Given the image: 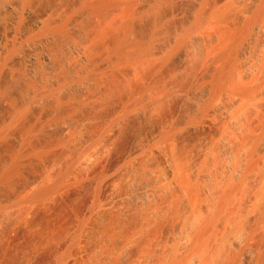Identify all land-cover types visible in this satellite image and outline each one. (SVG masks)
<instances>
[{
  "label": "rangeland",
  "instance_id": "obj_1",
  "mask_svg": "<svg viewBox=\"0 0 264 264\" xmlns=\"http://www.w3.org/2000/svg\"><path fill=\"white\" fill-rule=\"evenodd\" d=\"M50 1H52V0H50ZM53 1H55V0H53ZM52 1V2H53ZM62 2H60L59 0H56V2H54V5L56 6V9L57 8H59L60 10L59 11H57L56 9V11H57V13L59 14H57V13H55L56 15L54 16V14H52L46 21H45V24L40 28V29H38V30H35V32H31L32 34L30 35V34H28L29 36H27V38H25V36H22V37H20V35H16V37H14V38H11V39H9L8 41L9 42H6V44H5V48L7 49H5V51L6 52H4V54H3V57H1V59H0V63H2V66H1V64H0V69L1 68H3L2 69V71H0V87L2 88V86L1 85H4L5 83H8V85H9V87H13L14 89H11V91L9 90V93L7 94V92L6 91H4V90H2V92L0 91V96H1V98H0V100L1 99H3V102H1L0 101V115L3 117L4 115H7V114H9V109H11V105L13 104L14 106L16 105V106H18L19 104L18 103H20V100H21V103H20V107L21 106H23L24 108V111H23V109H21L20 107H18V109H20L21 111H22V113H23V118H25L28 114V116H29V119L30 120H36L38 117V119L39 120H36V122L35 123H33V121H30V120H23L22 119V121H25V123H33V124H36V125H38L36 128H34V131L36 130V129H38V127L39 128H41V130H43L44 132H45V134L46 133H51V132H46L47 130L48 131H54L55 133H51V134H55V136H56V130L58 129V127L56 126V122H57V125H58V121H61V123L63 124L64 123V120H63V116H62V113L63 112H65V117L66 118H70L72 121H76V122H81V123H83L81 126H82V128L80 127L78 130H80L79 132H78V130H77V132L76 131H72V132H74V133H67L66 135H64V136H61V135H59L60 137H64V138H61V139H58V138H60L58 135H57V137L55 138V136L53 137V135H49V134H47L46 136H47V138H41V139H39L41 142L40 143H42V139H45L46 140V142H47V144L45 143V140H43V142H44V146L45 147H47L48 146V142H49V144H50V146L49 147H47V148H49L50 150H48V152H50L49 153V155L50 156H54L55 158H53L52 159V157L49 159V161L47 160V162H46V160H42V162L40 161L36 166L38 167L39 165H40V167H41V163L43 164V162L45 161V163H44V165L42 166L43 168H42V172L40 171V170H38L37 169V167L36 168H33V166H31L32 167V171H33V173L35 174L36 172V176L34 175V174H32L31 172H30V165L28 166V167H26V169L28 170H25V177L27 178V175H30V173H31V175H34V178L35 177H38V175H40V176H42L43 177V179L42 178H40L41 179V183L39 184L40 185V187L42 188V186H51L52 187V185L50 184L51 183V181H47L48 179L50 180V178L52 177V183L54 182L53 181V178H55V179H57L56 181H59L61 178H59L58 179V177H55V176H59V177H61L62 175L63 176H65V174H69V172H71V179H70V175L66 178V179H64L63 180V178L61 179V181H62V184H59V183H53V186L55 185V186H57V185H60V187H59V189L57 190L56 188V190H54V192H51L49 195H47L48 197L46 198V199H44L43 201H42V205H40V208H37V207H39L38 206V204H37V207L35 208V209H37V213H39L38 215H39V217L35 214L36 212L35 211H33L34 213V215L36 216V217H38V218H43V220H44V224H47V222L50 224V226L51 225H53V226H56V228H58V229H64V231L66 230V233L63 231V236H64V238L62 237V239H61V241L64 239V241H68L69 242V244H68V246L64 249V251L62 252V254L60 253V257H62L61 258V263L60 264H66V262H68V260L70 261V260H73L74 262H75V264H90V263H92V262H94L93 264H113L114 262L115 263H117V264H137L138 263V261H139V263L138 264H148V260H147V258H149V256H148V254H146L145 253V251H143V244H141V243H149L151 246H153V248L154 247H156V246H154V245H158V234H159V231H164V232H166V233H164V234H168V228H169V226H171V224H176V220H175V223H174V220L172 219V217H171V215H168V214H170V207H169V205H175L174 203H176V204H179V202L177 201V199L176 200H174V199H172V198H174L173 197V195H171V193H172V191H170L171 189L169 188H167V186H165L166 184H164L163 183V185H162V187H160L161 186V183L159 182H157L156 181V179L158 178V176H159V172H158V170H157V168L156 167H154L153 165L151 166V165H149V163L151 164L152 163V161L151 160H153V158H151V154H150V152L151 151H153V150H157L160 154H161V156H163L164 157V159L166 160V161H168L167 163H168V166H169V164H170V168L172 169H174V173L176 174L177 172L176 171H178V175L176 174V177L178 176H180L181 177V175H179L180 173L182 174V173H184V174H182V175H185V174H191V173H193V165L195 164V162H194V160L196 159V160H198L199 161V163L197 162V173H199L200 171V173L199 174H203L204 172V174L203 175H205V178H206V176H208L209 177V175L210 174H215V173H217L216 171H218V173H219V171L221 172V170L222 169H224V167H226L227 168V166H228V168H227V170H233V169H231V168H235V170H236V168H238L237 170L239 171V150H238V153L235 151V150H237V148H238V144L240 143V141H239V139L241 138V137H243L244 135L243 134H246L247 132L246 131H248L249 129V127H252L251 128V130L252 129H255L256 131H257V124H258V122H259V120H261L262 119V117H260L259 118V116H257V115H261V116H263L264 115V108H263V104H264V102H263V104H262V102H261V100L262 101H264L262 98H260V101H257L259 98L258 97H255L256 95L254 94V98H257V100L255 99V100H253L254 98H252V100L253 101H251V102H253L252 104H250V103H247V101H245V103L247 104H245V103H242V100L240 101L238 98H236V97H238V96H235L236 94L235 93H233L232 91H230L229 89V87H225V85H223L225 88L223 89V88H219L217 91H216V89H215V86H216V79H217V77H218V75L220 74V72L223 70V66H224V62H223V53H225L226 51H225V49L226 50H228V52H230L231 50V48H226L227 46V44H230L229 42H227V39H225L226 37L224 36L225 34L223 33V32H225V31H230L231 29L230 28H232V30H234L236 27H238V23H239V21L241 22V25L243 26V24H245L246 22L245 21H247V20H249V19H251V16H250V13H249V15H248V13H245V11L247 10L246 9V7L245 6H250L249 4H246V3H248L249 1H247V0H245V1H247V2H245L244 0L241 2V0H222V3L220 4H218V1L219 0H137L136 2H135V0H127V1H125V0H123V2H122V0H96V2H93V1H95V0H91V1H89V0H61ZM73 3H71V2ZM78 3H76V2ZM98 1V2H97ZM102 1H107V3L106 2H103V4H106L105 5V8H101V7H99L98 8V6L100 5V4H102L101 2ZM119 1V2H118ZM130 1V2H129ZM132 1V2H131ZM144 1V2H143ZM154 1V2H153ZM188 3H187V2ZM238 2V4H237V2ZM239 1H240V3H239ZM259 1V0H258ZM262 1V0H261ZM89 2V3H88ZM108 2H110L109 4H108ZM116 2H117V4H116ZM122 4H121V3ZM139 2V3H138ZM169 2V3H168ZM190 2V3H189ZM214 2V3H213ZM263 2V1H262ZM62 3V4H61ZM83 3V4H82ZM87 3V4H86ZM92 3V4H91ZM111 3H113V4H111ZM129 3V4H128ZM139 5H138V4ZM143 3V4H142ZM150 3V4H149ZM154 3V4H153ZM161 5H159V4ZM184 3H186V4H184ZM206 3V4H205ZM209 3V4H208ZM216 3V4H215ZM242 3V4H241ZM250 3V2H249ZM68 5V6H65V5ZM90 4V5H89ZM95 4V5H94ZM98 4V5H97ZM119 4V5H118ZM124 4V5H123ZM188 4V5H187ZM193 4V5H192ZM215 4V5H214ZM246 4V5H245ZM251 4V6H252V3H250ZM258 4H259V2H258ZM79 5H81L80 7H79ZM85 5V6H84ZM93 5V6H92ZM96 5H97V7H96ZM123 5V6H122ZM125 5H126V8H125ZM129 5V6H128ZM137 7H136V6ZM154 5V6H153ZM168 5V6H167ZM171 5V6H170ZM214 5V6H213ZM58 6V7H57ZM90 6V7H89ZM108 6V7H107ZM110 6V7H109ZM114 6V7H113ZM122 6V7H121ZM140 6V7H139ZM149 6V7H148ZM163 6V7H162ZM187 8H186V7ZM211 6V7H210ZM67 7L68 8H70V9H68V11H67ZM78 7V8H77ZM85 7V8H84ZM112 7V8H111ZM117 7V8H116ZM119 7V8H118ZM152 7V8H151ZM154 7V8H153ZM166 7V8H165ZM170 7V8H169ZM173 7V8H172ZM181 9H180V8ZM183 7H185V10H184V8ZM192 7V8H191ZM222 7V8H221ZM233 7V8H232ZM238 7V8H237ZM66 8V9H65ZM74 8V9H73ZM76 8V9H75ZM90 8H91V10H90ZM94 8V9H93ZM96 8V9H95ZM110 8V9H109ZM138 8H140V9H138ZM145 8V9H144ZM168 8V9H167ZM244 8V9H243ZM250 8V7H249ZM65 9V10H64ZM79 9V10H78ZM88 10V12H87V10ZM98 9V10H97ZM100 9V10H99ZM103 11H102V10ZM106 9H109V10H106ZM129 9V10H128ZM131 9V10H130ZM134 9V10H133ZM158 9H160V10H158ZM162 9H163V11H162ZM167 9V10H166ZM207 9V10H206ZM229 9H231L230 10V12H229ZM234 9V10H233ZM23 11V9L21 8V9H19L18 10V18H17V23H16V25L14 26V28L15 29H17V28H19V29H21L22 27V25L24 24H26L27 22L26 21H28L25 17H23V15H22V11ZM64 10V11H63ZM69 10L71 11V13L69 12ZM82 10V11H81ZM94 10H96V12L94 11ZM120 10V11H119ZM124 10H125V14H124ZM156 10V11H155ZM169 10V11H168ZM171 10H173V11H171ZM183 10V11H182ZM191 10V11H190ZM238 10V11H237ZM243 10V11H242ZM67 11V12H66ZM76 12V13H74V12ZM102 13H101V12ZM108 11V12H107ZM129 11V12H128ZM147 11V12H146ZM163 13H162V12ZM186 11V12H185ZM207 12V15L205 14L206 12ZM55 12V11H54ZM82 12V13H81ZM135 12H138V13H135ZM145 12V13H144ZM178 12V13H177ZM180 12V13H179ZM185 13V15H184V13ZM222 12H226V14H228L227 16H229V19L227 20V22H226V24L224 23H222V24H220L221 22H218L217 20V13H222ZM243 12V13H242ZM63 13V14H62ZM66 13H67V15H66ZM69 13V14H68ZM95 13H97V14H95ZM100 13H101V15H100ZM105 13V14H104ZM109 13V14H108ZM128 13V14H127ZM129 13H130V15H129ZM140 13H141V15H140ZM147 13V14H146ZM169 13V14H168ZM176 13V14H175ZM186 13H187V15H186ZM211 13V14H210ZM216 13V14H215ZM241 13V14H240ZM245 13V14H244ZM83 14H85V16L83 15ZM88 14H89V16H88ZM103 14V15H102ZM123 14V15H122ZM135 14H136V16H135ZM145 16H144V15ZM156 14V15H155ZM159 14V15H158ZM164 14H165V16H164ZM175 14V15H174ZM179 14V15H178ZM202 14V15H201ZM238 14V15H237ZM60 15H62V16H60ZM73 15V16H72ZM82 15H83V17H82ZM87 15V16H86ZM94 15V16H93ZM104 15H107V16H104ZM109 15V16H108ZM192 15V16H191ZM205 15V16H204ZM232 15V16H231ZM241 15V16H240ZM59 18H58V17ZM76 16V17H75ZM82 18H81V17ZM95 16H98V17H95ZM101 16V17H100ZM127 16V17H126ZM142 18H141V17ZM153 16H154V18H153ZM181 16V17H180ZM188 16V17H187ZM216 16V17H215ZM237 16V17H236ZM238 16H240V17H238ZM243 16V17H242ZM56 17H57V19H56ZM73 17V18H72ZM94 17V18H93ZM110 17V18H109ZM122 17V18H121ZM155 17H156V19H155ZM158 17H159V22H158ZM168 17V18H167ZM173 17V18H172ZM179 17V18H178ZM191 17V18H190ZM203 17V18H202ZM205 17V18H204ZM208 17V18H207ZM211 17V18H210ZM6 18L7 17H5V19L3 20L2 18L0 19L1 21V23H2V25H1V23H0V26H2L1 27V29L3 30L4 28H6V27H4V24L7 22V21H5L6 20ZM62 18V19H61ZM85 18V19H84ZM99 18V19H98ZM113 18H115V19H113ZM127 20H126V19ZM134 18V19H133ZM137 18V19H136ZM138 18H139V20H138ZM153 18V19H152ZM177 18V19H176ZM235 18V19H234ZM244 20H242V19ZM245 18H246V20H245ZM248 18V19H247ZM19 19V20H18ZM21 19V20H20ZM26 21H25V20ZM50 19H51V22H50ZM68 19V20H67ZM93 19V20H92ZM106 19V20H105ZM121 19V20H120ZM150 19V20H149ZM165 19V20H164ZM173 19V20H172ZM182 19V20H181ZM195 19V20H194ZM211 19V20H210ZM48 20H49V22H48ZM61 20V21H60ZM70 20V21H69ZM75 20V21H74ZM103 20V21H102ZM107 20H109V21H107ZM118 20V21H117ZM123 20H124V22H126V23H124L123 22ZM134 20V21H133ZM142 20V21H141ZM170 21V22H168V21ZM174 20H177V22L176 21H174ZM187 20V21H186ZM231 20V21H230ZM3 21H5V23L3 24ZM19 21V22H18ZM24 21V22H23ZM55 21V22H54ZM56 21H59V22H57L56 23ZM66 21V22H65ZM67 21H69V22H67ZM81 22V23H79V22ZM82 21H84V22H82ZM90 21V22H89ZM105 21H106V23H105ZM112 21H114V23H115V25H114V23H112ZM133 21V22H132ZM136 21H138V22H136ZM144 21V22H143ZM147 23H146V22ZM151 21V22H150ZM156 21H157V24H154V23H156ZM251 20H249L248 22H250ZM56 24H54V23ZM72 23V24H69V23ZM98 22H99V24H98ZM117 22H119V23H117ZM153 22V23H152ZM165 22H167L166 24H165ZM175 22V23H174ZM190 22V23H189ZM202 24H201V23ZM214 22V23H213ZM218 22V23H217ZM247 22V23H248ZM52 23V24H51ZM66 23H67V25H66ZM84 23V24H83ZM103 23V24H102ZM135 23V24H134ZM171 23V24H170ZM243 23V24H242ZM260 24H258V25H260V30H258L259 32H260V34L262 35V32L264 31V26L261 28V26L263 25V23H264V21L261 23V22H259ZM7 24V23H6ZM6 24H5V26H6ZM46 24H47V26H46ZM74 24V25H73ZM76 24V25H75ZM111 24V25H110ZM112 24H113V26H112ZM120 24V25H119ZM124 24V25H123ZM128 24V25H127ZM142 26H141V25ZM233 24V25H232ZM53 25H54V27H53ZM58 25V26H57ZM60 25H61V27H60ZM71 25V26H70ZM73 25V26H72ZM82 25V26H81ZM99 25V26H98ZM110 25V26H109ZM127 25V26H126ZM137 25H139V27L137 26ZM151 25V26H150ZM165 27H164V26ZM172 25H173V27H172ZM187 27H186V26ZM7 26H8V24H7ZM45 26H46V28H45ZM56 26V27H55ZM79 26L81 27V29L79 28ZM87 26V27H86ZM101 26V27H100ZM107 26V27H106ZM116 26V27H115ZM124 26V27H123ZM177 26V27H176ZM185 26V27H184ZM230 26V27H229ZM236 26V27H235ZM44 27V28H43ZM76 27V28H75ZM78 27V28H77ZM92 27V28H91ZM111 27V28H110ZM140 27H141V29H140ZM148 27L150 28V29H148ZM181 27V28H180ZM185 29H184V28ZM195 27V28H194ZM196 27H197V29H196ZM230 29H228V28ZM233 27H235V28H233ZM47 28H51V30H49V29H47ZM53 28V29H52ZM57 28H58V30H57ZM62 28H64V29H62ZM96 28V29H95ZM106 29V30H109L113 35H114V33H115V35H116V37H118L119 36V38H126V40L128 41V45L130 46L129 47V49L128 50H130V51H132V50H135V48H134V46L137 44V42H138V44L139 43H141V44H143V45H145L146 46V49H145V51L146 52H143L142 53V55H140L141 57H140V61H138L137 63L135 62V61H133V60H130V59H128L127 61H126V67H127V69H128V71L130 72V78H134V82H136L137 83V85L140 87V93L136 96V98H135V100H133V101H131V100H129V92H130V89H129V86H128V84L121 78V77H119L118 76V73L116 72V70L115 69H112V68H114V66L112 67V65L111 64H113V63H111L112 61L114 62V60H112V59H114L113 58V54H112V51L110 50V51H108L110 48H111V46L109 45L108 46V43L110 44V42L108 41V42H106L107 40H105V42H104V40H103V38H101L100 36H99V32L98 31H101V29ZM119 28V29H118ZM133 28V29H132ZM137 30H136V29ZM143 28V29H142ZM159 28V29H158ZM161 28V29H160ZM170 28V29H169ZM200 28V29H199ZM62 29V30H61ZM85 29H86V31H85ZM93 29V30H92ZM94 29H95V31H94ZM98 29V30H97ZM115 29V30H114ZM123 29V30H122ZM128 29V30H127ZM223 29H225L224 31H223ZM227 29V30H226ZM262 29V30H261ZM18 30V29H17ZM45 30V31H44ZM53 30V31H52ZM67 30V31H66ZM77 30H78V32H77ZM83 30V31H82ZM92 30V31H91ZM144 30V31H143ZM145 30H146V33H145ZM149 30V31H148ZM165 30V31H164ZM167 30V31H166ZM19 31V30H18ZM42 31L43 32H45L46 34H42ZM52 33H51V32ZM82 31V32H81ZM116 31V32H115ZM132 31H134V32H132ZM139 31V32H138ZM162 31V32H161ZM174 31V32H173ZM180 33H179V32ZM219 31H222V32H219ZM67 32V33H66ZM124 32V33H123ZM128 32V33H127ZM165 32H166V34H165ZM185 32V33H184ZM214 32V33H213ZM259 32L257 33L256 32V34L258 35L259 34ZM41 33V34H40ZM82 33H84V36H83V34ZM87 33V34H86ZM90 33V34H89ZM94 33V34H93ZM96 33V34H95ZM137 33V34H136ZM140 33V34H139ZM143 33V34H142ZM154 33V34H153ZM159 33V34H158ZM161 33V34H160ZM172 33H173V35H172ZM177 33H179V34H177ZM207 33V34H206ZM211 33V34H210ZM33 34H34V36H33ZM40 34V35H39ZM62 34V35H61ZM64 34V35H63ZM76 34H77V36H76ZM119 34V35H118ZM146 34V35H145ZM150 34H151V36H150ZM214 34V35H213ZM223 34V35H222ZM256 34H254L253 33V35H255L256 37H257V35ZM258 35V37L257 38H259L258 40H260V37H261V35ZM36 35H38V36H36ZM45 35V36H44ZM58 35V36H57ZM83 37H82V36ZM93 35V36H92ZM114 35V36H115ZM118 35V36H117ZM121 35V36H120ZM122 35H124V36H122ZM144 35V36H143ZM154 35V36H153ZM161 35V36H160ZM168 35V36H167ZM170 35H172V36H170ZM176 35H178V37L176 36ZM193 35V36H192ZM195 35V36H194ZM212 35V36H211ZM253 35H252V37H253ZM17 36H19V37H17ZM44 36V37H43ZM55 36V38H53ZM67 36H69L70 37V39H68L67 38ZM72 36V37H71ZM91 36V37H90ZM99 36V37H98ZM142 36V37H141ZM148 36H150V37H148ZM157 36V37H156ZM180 36V37H179ZM187 36V37H186ZM209 36V37H208ZM218 36V37H217ZM223 36H224V39H223ZM260 36V37H259ZM34 37V38H33ZM36 37V38H35ZM39 37V39L37 40V38ZM46 37V38H45ZM140 37V38H139ZM155 37V38H154ZM205 37V38H204ZM212 37V38H211ZM21 38L23 39V40H21ZM24 38H25V40H24ZM30 38V39H29ZM32 38H33V40L34 39H36L35 41H32ZM42 38V39H41ZM45 38V39H44ZM89 38H91V39H89ZM95 38H97V39H95ZM135 38V39H134ZM150 38V39H149ZM166 38V39H165ZM169 38V39H168ZM174 38V39H173ZM181 38V39H180ZM255 38V37H254ZM49 39V40H48ZM56 39V40H55ZM73 39V40H72ZM82 41H84V42H82ZM86 39V40H85ZM130 39V40H129ZM141 39V40H140ZM154 39V40H153ZM203 39V40H202ZM256 39V38H255ZM20 40V41H19ZM69 40H70V42H69ZM80 40V41H79ZM100 40V42H98ZM103 40V41H102ZM138 40V41H137ZM144 40V41H143ZM168 40V41H167ZM170 40V41H169ZM183 40V41H182ZM208 40H210V41H208ZM227 42V44L224 42ZM248 40V39H247ZM13 41V42H12ZM24 41V42H23ZM28 41V42H27ZM30 41H32L31 43H29ZM51 41V42H50ZM66 41H68V44L67 43H65ZM89 41V42H88ZM96 41V42H95ZM131 41V42H130ZM136 41V42H135ZM153 41V42H152ZM155 41V42H154ZM162 41V42H161ZM221 41V42H220ZM250 41V40H249ZM14 42H16V43H14ZM36 42H39V43H36ZM46 42V43H45ZM50 42V43H49ZM74 42V43H73ZM87 42V43H86ZM93 44H92V43ZM103 42L105 43L104 45H103ZM135 42V43H134ZM148 42V43H147ZM165 42V43H164ZM206 42V43H205ZM21 43V44H20ZM72 43V44H71ZM75 43H77L76 45H78V46H74L73 44H75ZM92 44V46L91 45H89V44ZM95 43L97 44V45H95ZM98 43H101L102 45H103V47H102V45L101 44H98ZM134 43V44H133ZM146 43V44H145ZM151 43H152V45H151ZM173 43V44H172ZM178 43V44H177ZM199 43V44H198ZM200 43H201V45H200ZM222 43V44H221ZM37 44V45H36ZM45 44V45H44ZM52 44V45H51ZM58 44V45H57ZM81 44V45H80ZM85 44V45H84ZM133 44V45H132ZM156 44V45H155ZM159 45V48H158V45ZM164 44V45H163ZM188 44V45H187ZM42 45H44V46H42ZM50 45V46H49ZM62 45V46H61ZM100 45H101V47H100ZM107 45V46H106ZM165 45L166 46H168V47H165ZM173 45V46H172ZM190 45V46H189ZM200 45V46H199ZM218 45H220V46H218ZM11 46V47H10ZM16 46V47H15ZM43 48H42V47ZM60 47V48H57V47ZM68 46H69V48H68ZM83 48H82V47ZM98 46V47H97ZM169 46H171V47H169ZM177 46V47H176ZM206 46V47H205ZM229 46V45H228ZM23 47H24V49H23ZM34 47V48H33ZM39 47H41V48H39ZM46 47H48V48H46ZM53 47V48H52ZM67 47V48H66ZM78 47H79V49H78ZM83 49H81V48ZM105 47V48H104ZM198 47V48H197ZM214 47V48H213ZM17 48V49H16ZM20 48H22V49H20ZM31 48H33V49H31ZM50 48V49H49ZM71 48V49H70ZM88 48V49H87ZM101 48H102V50H101ZM154 48V49H153ZM174 48V49H173ZM177 48V50H175ZM183 48V49H182ZM9 49H11V50H9ZM20 49V50H19ZM31 50V52H32V55H33V57L35 58V65H34V67H33V69L31 70V73L29 72L30 70L29 69H27V67L25 66V64L23 63V61H22V63H21V61L19 60V59H22V57H24L25 56V52H26V50ZM36 50V52H38V53H36L35 52V50ZM40 49V50H39ZM44 49V50H43ZM70 49V50H69ZM75 49V50H74ZM78 49V50H77ZM81 49V50H80ZM90 49H91V51L93 50V49H95V50H93V52H91L90 51ZM107 50V52H106V50ZM165 49V50H164ZM167 49H169V50H167ZM198 49V50H197ZM203 49V50H202ZM217 49V50H216ZM18 50V51H17ZM29 50V51H30ZM39 50V51H38ZM42 50V51H41ZM47 50V51H46ZM50 50V51H49ZM59 50V51H58ZM69 52H67V51ZM73 50V51H72ZM88 51V53H87V51ZM96 50H97V52H96ZM105 50V51H104ZM158 50V51H157ZM172 50V51H171ZM216 50V51H215ZM230 50V51H229ZM14 51L16 52V53H14ZM44 51V52H43ZM72 51V52H71ZM76 53H75V52ZM84 51H85V53H84ZM99 51V52H98ZM155 51V52H154ZM192 51H194V52H192ZM213 51V52H212ZM225 51V52H224ZM8 52V53H7ZM10 52V53H9ZM61 54V53H63V54H61L60 56H59V54ZM61 52V53H60ZM67 52V53H66ZM81 54H80V53ZM91 52V53H90ZM105 52V53H104ZM159 52V53H158ZM161 52V53H160ZM177 52H179V53H183V58H181V60H179V59H176L177 58V56L176 55H178L179 53H177ZM220 52V53H219ZM223 52V53H222ZM253 52V53H252ZM7 53V54H6ZM44 53V54H43ZM57 53V54H56ZM95 53V54H94ZM99 53V54H98ZM110 53V55H108ZM163 53V54H162ZM206 53V54H205ZM210 53V54H209ZM251 53L254 55V50H253V48H252V51H251ZM21 54H23V55H21ZM47 55L48 57H50L51 56V59H50V64L52 65H50V64H46L44 61H43V58H41V56L43 57L44 55ZM56 54V55H55ZM65 54V55H64ZM92 54V55H91ZM98 54V55H97ZM104 56H103V55ZM145 54V55H144ZM149 54V55H148ZM201 54V55H200ZM205 54V55H204ZM221 54V55H220ZM226 54H229V53H227L226 52ZM252 54L250 55V56H248V57H250V58H253V57H251L252 56ZM5 55V56H4ZM55 55V56H54ZM78 55H79V57H78ZM84 55V56H83ZM88 55H90V56H88V58L86 59V57ZM96 55H97V58H96ZM102 55V56H101ZM113 55V56H112ZM148 55V56H147ZM151 55V56H150ZM174 55V56H173ZM8 56H9V58H8ZM19 56V58H16V57H18ZM64 56H66L64 59H63V57ZM76 56H77V58H76ZM86 56V57H85ZM94 56V57H93ZM100 56V57H99ZM153 56V57H152ZM172 56V57H171ZM201 56H203V57H201ZM211 56V57H210ZM227 56V55H226ZM21 57V58H20ZM40 57V58H39ZM98 57H99V61H98ZM109 57V58H108ZM149 57V58H148ZM168 57V58H167ZM200 57V58H199ZM221 57V58H220ZM224 57H225V55H224ZM6 58V59H5ZM14 58L15 59H18L19 60V64L17 65L16 64V66H15V64H14V66H13V63H12V61L14 60ZM38 58V59H37ZM57 59L56 61H54V60H52V59ZM59 58V59H58ZM93 58V59H92ZM95 58H96V60H95ZM101 58V59H100ZM105 58V59H104ZM110 58H112L111 60H110ZM143 58V59H142ZM158 58V59H157ZM171 58V59H170ZM175 58V59H174ZM219 58V59H218ZM249 58V59H250ZM3 59V60H2ZM9 59V60H8ZM11 59H13L12 61H11ZM62 59V60H61ZM67 61H66V60ZM80 59V60H79ZM83 61H82V60ZM86 59V60H85ZM91 59V60H90ZM103 59H104V61H103ZM106 59H109V60H106ZM196 59V60H195ZM206 59V60H205ZM209 59V60H208ZM217 59V60H216ZM222 59V60H221ZM8 60V61H7ZM52 60V61H51ZM59 60H61V61H59ZM69 60H70V62H69ZM148 60V61H147ZM152 60V61H151ZM179 60V61H178ZM213 60H214V62H213ZM239 60L240 59H238V61H236V62H238L239 63ZM5 61V62H4ZM38 61V62H37ZM42 61V62H41ZM59 63H58V62ZM76 61V62H75ZM77 61H79V62H77ZM82 61V62H81ZM94 61V62H93ZM95 61H96V64H100V65H102V66H104L105 68H107V69H105L104 71H103V68L101 69V71L102 72H99L98 71V69L96 70L97 71V74L95 73V71H94V68L96 69L97 67H98V65H96L95 66ZM102 61V62H101ZM106 61V62H105ZM171 61V62H170ZM212 61V62H211ZM245 61V60H244ZM242 59H241V61H240V64H243V62H244ZM9 62H11L12 63V65L9 63ZM98 62V63H97ZM103 62H105V63H103ZM151 62V63H150ZM173 62V63H172ZM175 62V63H174ZM183 62H184V64H183ZM202 62V63H201ZM219 64H218V63ZM38 63V64H37ZM87 63V64H86ZM89 63V64H88ZM91 63V64H90ZM101 63H103V64H101ZM158 63V64H157ZM182 63V64H181ZM194 63V64H193ZM61 64H62V66H61ZM94 64V65H93ZM133 64V65H132ZM146 64V65H145ZM151 64V65H150ZM157 64V65H156ZM211 64H213V66L211 65ZM217 64V65H216ZM223 64V65H222ZM5 65V66H4ZM47 65H49V67L47 66ZM66 65H67V67H66ZM92 65V66H91ZM159 65V66H158ZM179 65V66H178ZM180 65H182V66H180ZM197 65V67H195ZM55 66V67H54ZM56 66H57V68H56ZM69 66H73L72 68H69ZM76 66V67H75ZM109 66V67H108ZM110 66H111V68H110ZM140 66V67H139ZM149 66V67H148ZM165 66V67H164ZM184 66V67H183ZM190 66V67H189ZM217 66V67H216ZM64 67V68H63ZM82 67V68H81ZM88 67L90 68V69H88ZM93 67V68H92ZM129 67H130V69H129ZM147 67V68H146ZM171 67V68H170ZM174 67V68H173ZM183 67V68H182ZM186 67V68H185ZM218 67H219V69H218ZM18 68V69H17ZM86 70H85V69ZM181 68H182V70H181ZM199 68V69H198ZM49 69V70H48ZM53 69V70H52ZM62 69H65V70H62ZM70 71H69V70ZM74 69V70H73ZM80 69H83V70H81L80 71ZM112 69V70H111ZM145 69V70H144ZM152 69V70H151ZM158 69V70H157ZM162 69H164V70H162ZM170 69V70H169ZM179 69H180V71H179ZM195 69H196V71H195ZM12 70H14V71H12ZM29 70V71H28ZM67 70V71H66ZM71 70H72V72H71ZM110 70V71H109ZM133 70V71H132ZM156 70V71H155ZM5 71V72H4ZM11 71V72H10ZM17 71H18V74H17ZM21 71V72H20ZM28 71V72H27ZM55 71H56V74H54L55 73ZM63 71H65V73L63 72ZM75 71H76V73H75ZM94 71V72H93ZM107 71V72H106ZM113 71V72H112ZM153 71V72H152ZM154 71L156 72V73H154ZM161 71H163L162 72V74H160L161 73ZM185 71V72H184ZM195 71V72H194ZM7 72H8V74H7ZM58 72V73H57ZM78 72V73H77ZM84 73V75H82L83 73ZM99 72V73H98ZM105 72V73H104ZM115 72V73H114ZM132 72V73H131ZM176 72V73H175ZM207 72V73H206ZM6 73V74H5ZM12 73V74H11ZM16 73V74H15ZM24 73V74H23ZM27 73V74H26ZM29 73V74H28ZM82 73V74H81ZM102 73H104L105 74V76H104V74H102ZM146 73H147V75H146ZM153 73H154V75H153ZM180 73V74H179ZM189 73V74H188ZM194 73V74H193ZM205 73V74H204ZM15 74V75H14ZM44 74V75H43ZM59 74V75H58ZM73 74V75H72ZM76 74V75H75ZM90 74V76H88ZM100 74V75H99ZM137 74H139V75H137ZM186 74V75H185ZM197 74H199V76L197 75ZM34 75V76H33ZM37 75V76H36ZM39 75V76H38ZM42 75V76H41ZM65 77H64V76ZM73 77H72V76ZM94 75V76H93ZM96 75V76H95ZM99 75V76H98ZM112 75H113V77H112ZM117 75V76H116ZM132 75V76H131ZM144 75H146V76H144ZM156 75V76H155ZM169 77H168V76ZM171 75V76H170ZM203 75H204V77H203ZM19 76V77H18ZM30 76V78H28ZM50 76V77H49ZM82 76V77H81ZM84 76V77H83ZM92 76L94 77V78H92ZM102 76V77H101ZM142 76V77H141ZM144 76V77H143ZM149 76V77H148ZM165 76V77H164ZM175 76H176V78H175ZM179 76V77H178ZM182 76V77H181ZM194 76V77H193ZM17 78V79H15V78ZM27 77V79H25ZM37 77V78H36ZM41 77V78H40ZM46 77H47V79H46ZM53 77V78H52ZM61 77V78H60ZM63 77H64V80L66 79V83L64 82V80H62L63 79ZM87 77H88V79H87ZM98 77V78H97ZM115 77V78H114ZM155 77V78H154ZM163 77V78H162ZM236 77L237 78H239L240 76H239V72H237V74H236ZM34 78V80H33V82H32V79ZM49 78H50V80H49ZM51 78H52V81H51ZM55 78V79H54ZM57 78V79H56ZM73 78V79H72ZM76 80H75V79ZM79 78V79H78ZM108 78V80H111V81H109V83H108V80H106ZM113 78V79H112ZM117 78V79H116ZM143 78H146V80L145 79H143ZM149 78V79H148ZM169 78V79H168ZM188 78H189V80H188ZM198 78V79H197ZM200 78H201V80H202V82H201V80H200ZM207 78H208V81H207ZM10 79H11V81H10ZM15 79V80H14ZM28 79H29V81H28ZM35 79H36V81H35ZM68 79H69V81H68ZM82 79H84V80H82ZM98 79V80H97ZM101 79H102V81H101ZM106 81H105V80ZM119 79V80H118ZM137 79V80H136ZM143 79V80H142ZM147 79H148V81H147ZM152 79H154V80H152ZM156 79V80H155ZM161 79V80H160ZM173 79V80H172ZM179 79V80H178ZM191 79V80H190ZM196 79V80H195ZM236 79V78H235ZM240 79H241V77H240ZM22 80V81H21ZM25 80V81H24ZM31 80V81H30ZM39 80V81H38ZM45 80L47 81L46 83H45ZM49 80V81H48ZM58 81L59 80V82H63L64 83V85H63V83H57L56 82V85L54 86V87H50V86H52V83H53V81ZM61 80V81H60ZM73 80V82H71V81ZM79 82H81V83H79ZM89 80V81H88ZM96 82H95V81ZM116 80V81H115ZM183 80V81H182ZM187 80V81H186ZM204 80V81H203ZM206 80V81H205ZM237 80V79H236ZM16 81V82H15ZM76 83H75V82ZM85 83H84V82ZM99 83H98V82ZM105 81V82H104ZM122 81H123V83H122ZM145 81V82H144ZM154 81H156L155 83H154ZM164 83H162V82ZM171 81V82H170ZM178 81V82H177ZM194 81V82H193ZM239 80H237V82H238ZM241 81V80H240ZM2 82V83H1ZM13 82H15V83H13ZM31 82H32V85H31ZM39 82V83H38ZM44 82V83H43ZM52 82V83H51ZM69 82V83H68ZM78 82V83H77ZM89 82V83H88ZM93 82V83H92ZM115 82H116V87H115ZM142 82V83H141ZM151 82V83H150ZM161 82V83H160ZM182 82H183V85H182ZM191 82H192V84H191ZM206 84H205V83ZM12 84L11 86H10V84ZM27 83L28 84H30V85H28V86H30V87H24V85L26 86L27 85ZM72 83H74V85L72 84ZM103 83V84H102ZM106 84V86H105V84ZM153 83V84H152ZM165 83H167V85L165 84ZM168 83H171V85L170 84H168ZM176 83V84H175ZM178 83H179V85L181 84V86H179L178 85ZM210 83V84H209ZM19 85V88L17 87L18 85ZM21 84V85H20ZM23 84V85H22ZM34 84H36V85H34ZM38 84V85H37ZM49 85V87H47L48 85ZM70 84V85H69ZM102 84V85H101ZM109 84V85H108ZM123 84H124V86H123ZM143 84V85H142ZM173 84V85H172ZM201 84H204V85H201ZM213 84H215V85H213ZM7 85V84H6ZM7 85V86H8ZM15 85V86H14ZM41 85H42V87H41ZM47 85V86H46ZM59 85H60V87H59ZM78 85V86H77ZM95 85V86H94ZM111 85H113V86H111ZM153 85V86H152ZM157 85V86H156ZM159 85H160V87H159ZM166 85V86H165ZM211 85V86H210ZM5 86V85H4ZM22 86H23V88H22ZM36 86V87H35ZM38 86H39V88H38ZM44 86V87H43ZM68 86H69V88H68ZM82 86V87H81ZM85 86V87H84ZM99 86V87H98ZM118 86V87H117ZM123 86V87H122ZM128 86V87H127ZM148 88H147V87ZM185 86H186V88H185ZM191 86V87H190ZM193 86H195V87H193ZM222 86V87H223ZM33 87V88H32ZM67 87V88H66ZM96 87V88H95ZM113 87V88H112ZM181 87H183V88H181ZM188 87V88H187ZM194 89H193V88ZM201 87H202V89H201ZM29 88H30V90H29ZM37 88V89H36ZM42 88H44V89H42ZM73 88L76 90V92H75V90L73 91ZM81 88V89H80ZM86 88V89H85ZM94 90H93V89ZM105 88H106V90H105ZM125 88V89H124ZM144 88V89H143ZM155 88V89H154ZM172 88H173V90H172ZM229 88V89H228ZM18 89V90H17ZM24 89V90H23ZM33 89H35L36 90V92L33 90ZM38 89H40V90H38ZM69 89V90H68ZM78 89V90H77ZM84 89V90H83ZM90 89V91H88V90ZM96 89V90H95ZM113 89V90H112ZM158 89V90H157ZM177 89V90H176ZM188 89V90H187ZM213 89H214V91H213ZM222 89V90H221ZM1 90V89H0ZM13 90V91H12ZM20 90H22V91H20ZM44 92H43V91ZM50 90H52V91H50ZM86 90V91H85ZM98 90V91H97ZM102 90V91H101ZM109 90V91H108ZM115 90V91H114ZM118 90V91H117ZM145 90V91H144ZM147 90V91H146ZM152 90V91H151ZM156 90V91H155ZM175 90V91H174ZM179 90V91H178ZM183 90V91H182ZM191 90H193V91H191ZM196 90H197V92H196ZM207 90V91H206ZM221 90V91H220ZM15 91V92H14ZM20 92V94H19V92ZM24 91H26L27 93H26V95L28 96V97H26V95H25V92ZM30 91V92H29ZM38 91H39V93H38ZM41 91V92H40ZM63 91V92H62ZM73 91V92H72ZM82 91V92H81ZM88 91V92H87ZM92 91V92H91ZM94 91V92H93ZM104 91H107V92H104ZM111 91H113V92H111ZM117 91V92H116ZM161 91H162V93H161ZM173 91V92H172ZM201 91V92H200ZM229 91V92H228ZM10 92H13L14 94H10ZM18 92V93H17ZM32 92V93H31ZM47 94H46V93ZM98 92V93H97ZM108 92H109V94H108ZM110 92H111V94H110ZM149 92V93H148ZM178 92H179V94H178ZM191 92V93H190ZM15 93L18 95V97H17V95H15ZM22 93V94H21ZM35 93V94H34ZM49 93V94H48ZM52 93V94H51ZM57 95H56V94ZM67 93V94H66ZM79 93H81V94H79ZM87 93H88V95H87ZM89 93H91V94H89ZM97 93V94H96ZM102 93V94H101ZM114 93V94H113ZM127 95H126V94ZM142 93V94H141ZM145 93V94H144ZM148 93V94H147ZM154 93V94H153ZM170 93V94H169ZM175 93V94H174ZM189 93V94H188ZM192 93H194V94H192ZM209 93V94H208ZM6 94V95H5ZM37 94V95H36ZM72 96H71V95ZM77 94V95H76ZM121 94H122V96H121ZM152 94V95H151ZM166 94V95H165ZM177 94V95H176ZM192 94V95H191ZM197 94V95H196ZM225 94V95H224ZM257 94V93H256ZM9 95V96H8ZM13 95H15L16 96V98H17V100H16V98L13 96ZM22 95V96H21ZM34 95V96H33ZM43 96V97H40V96ZM48 95V96H47ZM100 96V97H98V96ZM108 95V96H107ZM109 95H111V96H109ZM112 95H113V97H112ZM119 95V96H118ZM141 95V96H140ZM170 95V96H169ZM210 95V96H209ZM228 95V96H227ZM11 96H13L14 97V99H15V101H17L16 103L18 104H16L15 103V101H13V99L11 100L10 99V97ZM33 96V97H32ZM37 96V97H36ZM39 96V97H38ZM61 96V97H60ZM69 96H71V97H69ZM88 96V97H87ZM90 96H92L91 98H90ZM117 96H118V98H117ZM128 96V97H127ZM144 96V97H143ZM151 96H153V97H151ZM169 96V97H168ZM180 96V97H179ZM186 96H187V98H186ZM197 96V97H196ZM217 96V97H216ZM224 96V97H223ZM230 96V97H229ZM23 97V98H22ZM36 97V98H35ZM47 97V98H46ZM48 97H49V99H48ZM74 97H76V98H74ZM104 98V101H103V98ZM107 97V98H106ZM116 97V98H115ZM139 98V100L140 101H143L144 102V105H146L145 106V108H147V109H145L146 111H145V114H144V119H143V122L142 123H144L143 124V127L145 128V131L146 132H144V134H142L141 133V129H140V133L138 132L139 131V128L137 127L139 124H137V123H139L138 122V118H135L137 115H136V111H133V110H136V109H134V108H137L138 106H136V103H135V106H134V102ZM156 97V99H154ZM163 97V98H162ZM179 97V98H178ZM183 97V98H182ZM226 97V98H225ZM8 98V99H7ZM20 98V100H18ZM26 98H28V99H26ZM30 98V99H29ZM34 98L36 99V100H34ZM39 98H40V100H39ZM45 98H46V100H45ZM84 98V99H83ZM87 98V99H86ZM99 98H101V99H99ZM108 99V100H106V99ZM125 99V101H124V99ZM127 98H128V100H127ZM151 98V99H150ZM160 98V99H159ZM173 98H176L175 100L173 99ZM218 98V99H217ZM230 98V99H229ZM10 99V103H12L11 105L8 103V101L7 100H9ZM42 99V100H41ZM52 99H53V101H56V102H53L52 101ZM65 99V100H64ZM79 99V100H78ZM90 99V100H89ZM92 99V100H91ZM113 100V103H112V100ZM147 99V100H146ZM154 99V100H153ZM158 99V100H157ZM168 99V100H167ZM169 99H170V101H169ZM192 99V100H191ZM206 100V104H205V100ZM223 99V100H222ZM26 100H27V104H29L28 105V107L26 106L27 104H24V105H21L22 103H26ZM30 100H32V101H30ZM38 100V101H37ZM58 100H60V101H58ZM64 100V103L62 102ZM72 102H71V101ZM99 100H100V102H99ZM123 100V101H122ZM210 100V101H209ZM220 100V101H219ZM239 100V101H238ZM6 103H5V102ZM12 101V102H11ZM65 101H67L66 103H65ZM75 101L77 102V103H75ZM92 101V102H91ZM95 101V102H94ZM155 101V102H154ZM159 101H160V103H159ZM163 101V102H162ZM172 101V102H171ZM203 101H204V103H203ZM226 101H227V103H226ZM238 101V102H237ZM254 101H255V104H254ZM14 102V103H13ZM28 102H30V103H28ZM31 102H33L34 103V105L31 103ZM44 104H43V103ZM58 102H59V104H58ZM69 102V103H68ZM71 102V103H70ZM96 102L98 103L97 105H96ZM106 102V103H105ZM109 102V103H108ZM120 102V103H119ZM146 102H148V103H146ZM152 102V103H151ZM158 102V103H157ZM173 102H174V104H173ZM187 102V103H186ZM200 102V103H199ZM214 102V103H213ZM223 102H224V104H223ZM240 102V103H239ZM243 102H244V100H243ZM248 102H249V100H248ZM258 102L260 103V104H258ZM8 103V104H7ZM38 103V104H37ZM52 103V104H51ZM63 103V104H62ZM73 103V104H72ZM101 103V104H100ZM105 103V104H104ZM113 105H112V104ZM118 103V104H117ZM127 103V104H126ZM130 103V104H129ZM146 103V104H145ZM154 103V104H153ZM163 103V104H162ZM185 103H186V105H185ZM217 103V104H216ZM219 103H221L220 105H219ZM234 105H233V104ZM242 103V104H241ZM36 104V105H35ZM72 104V105H71ZM74 104H75V106H74ZM104 104V105H103ZM106 104H107V106H106ZM109 104H111V105H109ZM121 104H123V105H121ZM129 104V105H128ZM151 104V105H150ZM167 104H170V105H167ZM182 104V105H181ZM184 104V105H183ZM197 104V105H196ZM201 104V105H200ZM237 104V106H236V109H235V105ZM261 104H262V107H261ZM32 107H34V108H32ZM54 105V106H53ZM61 105V106H60ZM66 105V106H65ZM86 105V106H85ZM90 105V106H89ZM125 105V106H124ZM131 105V106H130ZM155 106V108H154V106ZM216 105V106H215ZM217 105H218V107H217ZM223 105V107H222V109L221 108H219V107H221ZM227 105V106H226ZM231 105H232V107H231ZM240 105H245L244 107H240ZM10 106V107H9ZM30 106V107H29ZM50 108H49V107ZM56 106H58V107H56ZM85 106V107H84ZM88 106V107H87ZM100 108V111L98 110L99 108ZM110 106V107H109ZM129 106H130V108H129ZM133 106V107H132ZM184 108H183V107ZM188 106V107H187ZM212 106V107H211ZM226 106V107H225ZM37 107V108H36ZM65 107V108H64ZM116 107H119V110L117 111V109H116ZM160 107V108H159ZM169 107H170V109H169ZM206 107H208V109L206 108ZM230 107V108H229ZM234 107V108H233ZM250 107H252L251 109H250ZM263 108V109H261V108ZM3 108V109H2ZM5 108V109H4ZM8 108V109H7ZM28 108H29V110H28ZM31 108V109H30ZM42 108V109H41ZM45 108V109H44ZM57 108V109H56ZM61 108H63V109H61ZM82 108H83V111H81L82 110ZM89 108V109H88ZM90 108H92V109H90ZM96 108V109H95ZM124 108V109H123ZM158 108V109H157ZM163 108H164V110H163ZM183 108V109H182ZM190 108V109H189ZM216 108L220 111V113H218V110H216ZM241 108V109H240ZM248 108V109H247ZM43 109L45 110V111H43ZM61 109V111H59ZM64 109H66V110H64ZM81 109V110H80ZM102 109V110H101ZM105 109V110H104ZM112 111H111V110ZM185 109V110H184ZM189 109V110H188ZM210 109V110H209ZM216 110L217 112H216V114L215 113H212V111L211 110ZM231 109H232V111H231ZM235 109V110H234ZM240 109V110H239ZM251 111H250V110ZM260 109V110H259ZM8 110V111H7ZM28 110V111H27ZM30 110H32V111H30ZM35 110V111H34ZM42 110V111H41ZM47 110V111H46ZM79 110V111H78ZM85 110V111H84ZM88 110V111H87ZM92 112H91V111ZM96 110V111H95ZM98 110V111H97ZM125 112H124V111ZM128 110V111H127ZM183 110V111H182ZM198 110V111H197ZM244 110V111H243ZM246 110V111H245ZM254 110V111H253ZM25 111H27V113L25 112ZM35 113H34V112ZM37 111V112H36ZM58 111V112H57ZM103 111V112H102ZM111 111V112H110ZM120 111V112H119ZM133 111V112H132ZM175 111V112H174ZM180 111H181V113H180ZM196 111V112H195ZM206 111V112H205ZM230 111V112H229ZM236 111V112H235ZM42 112V113H41ZM55 112H56V115H55ZM81 112H82V114H81ZM89 112V113H88ZM97 112V113H96ZM108 112V113H107ZM117 112V113H116ZM154 112V113H153ZM194 112V113H193ZM226 112V113H225ZM231 112H232V116H230L231 115ZM240 112V113H239ZM261 112V114H259ZM2 113V114H1ZM27 114V115H25V114ZM31 113V114H30ZM34 113V114H33ZM61 113V114H60ZM68 113V114H67ZM83 113H88V114H83ZM107 113V114H106ZM127 113V114H126ZM132 113V114H131ZM147 113H148V115H147ZM173 113V114H172ZM179 113H180V115H179ZM222 113V114H221ZM223 113H225L224 115L226 116H224L223 115ZM245 113V114H244ZM250 113V114H249ZM253 114V118L255 119V120H257L258 122H256V121H254V122H252L253 121V118H252V114ZM263 113V114H262ZM39 114H40V116H39ZM44 114V115H43ZM46 114V115H45ZM80 114L81 115H83V116H85L84 118L83 117H80ZM92 114V115H91ZM100 114V115H99ZM111 114H113V115H115V116H113V115H111ZM119 114V115H118ZM124 114H126V115H124ZM172 114V115H171ZM205 114V115H204ZM207 114V115H206ZM211 114V115H210ZM213 114V115H212ZM218 114V115H217ZM228 114H229V116H228ZM234 114V115H233ZM248 114V115H247ZM10 115V114H9ZM8 115V116H9ZM24 115H25V117H24ZM30 115H37L36 116V118H34L33 116V119H31L32 117L30 116ZM53 115H54V117H53ZM60 115H61V117H60ZM76 115V116H75ZM86 115H87V117L89 118H87L86 117ZM98 115L100 116V117H98ZM134 115H136V116H134ZM154 117H152V116ZM169 115V116H168ZM185 115V116H184ZM216 115V116H215ZM223 115V116H222ZM241 117H239V116ZM250 115V116H249ZM52 116V117H51ZM93 116V117H92ZM97 116V117H96ZM101 116H103L102 118H104V120H102V118H101ZM109 116V117H108ZM112 116V117H111ZM120 116V117H119ZM128 116H130V117H128ZM149 116V117H148ZM155 116H156V118H155ZM165 116V117H164ZM174 116V117H173ZM175 116H178V118L177 117H175ZM198 116V117H197ZM215 116V117H214ZM218 116V117H217ZM239 118H238V117ZM248 116V117H247ZM258 117V119H257V117ZM5 117V116H4ZM7 117V116H6ZM44 117V118H43ZM49 118L48 120H47V118ZM119 117V118H118ZM134 117V118H133ZM222 117H223V119H222ZM231 117V119H229V118ZM26 118H28V117H26ZM53 118V119H52ZM81 120H80V119ZM87 118V119H86ZM90 118H91V121H90ZM113 118V119H112ZM121 118V119H120ZM128 118V119H127ZM133 118V119H132ZM152 118V119H151ZM166 118V119H165ZM169 118V119H168ZM182 118V119H181ZM184 118H186V119H184ZM190 118V119H189ZM199 120H198V119ZM203 120H202V119ZM209 118V119H208ZM213 118V119H212ZM215 118V119H214ZM219 118V119H218ZM243 118H245V119H243ZM3 119V118H2ZM46 119V120H45ZM58 119V120H57ZM84 119V120H83ZM99 119H101V120H99ZM119 119V120H118ZM181 119V120H180ZM184 119V120H183ZM207 119V120H206ZM212 119V120H211ZM217 119H218V121H217ZM226 119V120H225ZM228 119H229V121H228ZM237 119H238V121H237ZM0 120H1V118H0ZM49 120H51V125L49 124L50 122H49ZM52 120H53V122H52ZM55 120H57V121H55ZM67 120H69V119H67ZM86 120H88V121H86ZM94 120V121H93ZM97 120H99V121H96ZM121 120V121H120ZM131 120V121H130ZM137 120V121H136ZM178 120V121H177ZM233 120H235V121H233ZM249 120V122H247ZM22 121H20V123H22ZM30 121V122H29ZM39 121H43V123H39ZM45 121H47V123L45 122ZM83 121H85V122H83ZM103 121V122H102ZM108 121V122H107ZM113 121V122H112ZM119 121H120V123H119ZM123 121V122H122ZM124 121H126V122H124ZM135 121V122H134ZM147 122V124H145L146 122ZM149 121H150V123H149ZM153 121V122H152ZM159 121H161V122H159ZM180 121V122H179ZM202 121H204V122H202ZM206 121V122H205ZM213 121V122H212ZM227 121L229 122V123H227ZM245 121V122H244ZM55 122V124L53 125L52 123H54ZM79 122H78V124H79ZM94 122H95V124H94ZM117 122V123H116ZM132 122H133V124H132ZM182 122V123H181ZM199 122V123H198ZM215 122V123H214ZM218 122V123H217ZM235 122V123H234ZM236 122H237V125L235 126V124H236ZM239 122V123H238ZM250 122H252V123H250ZM256 122V123H255ZM19 123V124H20ZM24 123V122H23ZM22 123V124H23ZM24 123V124H25ZM84 123H85V125H84ZM88 123H89V125H88ZM101 123V124H100ZM104 123V124H103ZM107 123V124H106ZM115 123V124H114ZM124 123V124H123ZM125 123H128V124H125ZM175 123V124H174ZM190 123V124H189ZM201 123V124H200ZM207 123V124H206ZM210 123V124H209ZM212 123H214V124H212ZM222 123H224V124H222ZM234 124V125H232V124ZM248 123V124H247ZM251 125H250V124ZM20 125V126H26L27 124H25V125ZM41 124H43V126L41 125ZM47 124H49L48 125V127H49V129H47L46 128V126L45 125H47ZM62 124H60L59 123V127L62 125ZM93 124V125H92ZM110 124V125H109ZM113 126H112V125ZM135 124H137L136 126H135ZM153 124V125H152ZM160 124H162V125H160ZM174 124V125H173ZM197 124V125H196ZM217 126H216V125ZM220 124V125H219ZM229 124H230V126H229ZM240 124V125H239ZM244 124V125H243ZM245 124H246V126H245ZM253 124V125H252ZM254 124L256 125V127H254ZM29 125V124H28ZM32 125V124H31ZM92 125V126H91ZM98 125V126H97ZM102 125H105V126H102ZM114 125H118V126H115L114 127ZM133 125H134V127H133ZM160 125V126H159ZM180 125V126H179ZM185 125V126H184ZM194 125H195V127H194ZM201 125H203V126H201ZM208 125V126H207ZM221 125H222V127H221ZM224 125H226V127L224 126ZM42 126V127H41ZM83 126H85V127H83ZM94 126V127H93ZM111 126V127H110ZM125 126H126V128H125ZM127 126H128V128H127ZM140 126V125H139ZM146 126H147V128H146ZM167 128V130H166V128ZM204 126H206V127H204ZM237 126H239V127H237ZM242 126V127H241ZM247 126H249V127H247ZM89 127H90V129H89ZM93 127V128H92ZM97 127V128H96ZM101 127H103V129L101 128ZM231 128V129H233L234 130V132L235 133H231L230 131H231V129H230V131H229V133H231V136H232V139L234 140V139H236V140H232L231 139V136H230V134L228 133V132H226L225 131V128ZM233 127V128H232ZM244 127V128H243ZM85 128L87 129V130H85ZM95 128V129H94ZM120 128H121V131H120ZM136 128V129H135ZM141 128V127H140ZM155 128H156V130H157V132H156V130H155ZM173 128V129H172ZM181 128V129H180ZM195 128V129H194ZM209 128V129H208ZM216 128H219L218 130L216 129ZM220 128H221V130H220ZM238 128V130H236ZM240 128V129H239ZM245 128H247V130L245 129ZM11 129V131H12V134L13 135H15L16 133H17V129H18V127L17 128H15V126L13 127L12 126V128H10ZM12 129H14V130H12ZM94 129V130H93ZM97 129V130H96ZM106 129H108V130H106ZM110 129V130H109ZM117 129V130H116ZM123 129V130H122ZM153 129V130H152ZM185 129H187V131L185 130ZM189 129H191V130H189ZM204 129H206V130H204ZM214 129V130H213ZM224 129V130H223ZM243 129H245L244 130V132H246V133H243L242 131H243ZM40 130V131H41ZM82 130V131H81ZM85 130V131H84ZM102 130V131H101ZM160 130V131H159ZM180 130V131H179ZM197 132H196V131ZM201 131V133H200V131ZM202 130H204L203 131V133H202ZM220 130V131H219ZM232 130V131H233ZM240 130H242V131H240ZM254 130V131H255ZM15 132V134H14V132ZM37 131H39V129L37 130ZM41 132V133H33L34 135V137H38L39 135L42 137V134H44V132ZM91 131V132H90ZM127 131V132H126ZM168 131V132H167ZM189 131V132H188ZM199 131V132H198ZM217 132L218 131V133L219 134H221V135H219L218 133H214V135H213V132ZM237 131V132H236ZM255 131V133H257ZM76 132V133H75ZM90 132V133H89ZM94 132V133H93ZM101 133V134H99V133ZM106 132V133H105ZM111 132V133H110ZM118 132H120V133H118ZM121 132H124V133H121ZM135 132V133H134ZM148 132H150V133H148ZM151 132H153V133H151ZM172 132V133H171ZM186 132V133H185ZM207 133V134H205V133ZM238 132H239V134H238ZM241 132V133H240ZM19 133V132H18ZM78 133V134H77ZM87 133V134H86ZM110 133V134H109ZM116 133V134H115ZM133 133V134H132ZM145 133H146V135H145ZM174 133V134H173ZM181 133V134H180ZM183 133V134H182ZM190 133V134H189ZM210 133V134H209ZM226 133H228V134H226ZM236 133L238 134V136L236 135ZM73 134V135H72ZM91 134H92V136H91ZM95 134H96V136L98 135V137H96L95 136ZM125 134V135H124ZM147 134H148V136H150L149 138V141L151 142H149V143H146L145 142V137L147 136ZM158 134V135H157ZM212 134V135H211ZM217 134V135H216ZM242 134V136H240ZM18 135V134H17ZM69 135H70V137H69ZM88 135H90V136H88ZM103 135H104V137H103ZM111 135H113V136H111ZM123 135V136H122ZM128 135V136H127ZM131 135V136H130ZM143 135H145V136H143ZM151 135H152V137H151ZM153 135H155L154 137H153ZM160 135V136H159ZM178 135V136H177ZM180 135H181V137H180ZM199 135H200V137H199ZM211 135V136H210ZM215 135H216V137H215ZM39 136V137H40ZM45 136V137H46ZM50 136V137H49ZM77 136V137H76ZM78 136H80V137H78ZM83 136H85V137H83ZM94 136V137H93ZM115 136H116V138L118 137L119 139H116L115 138ZM121 136V137H120ZM132 136L134 137V138H132ZM147 136V137H148ZM161 136H163V137H161ZM202 136V137H201ZM208 136H210L209 138H207ZM215 137L216 139L218 138V139H221V140H223V138L225 139V137L227 138L228 136L230 137H228L229 138V140L231 141H227V139L224 141L223 140V145H221L222 143H221V140H218L219 141V143H218V141L217 140H214L213 142H212V140L213 139H215V138H213V137ZM219 136V137H218ZM223 136H225V137H223ZM235 136L237 137V138H235ZM36 137V138H37ZM52 137V138H51ZM66 137V138H65ZM69 137V138H68ZM89 137H92V138H90L89 139ZM111 137V138H110ZM125 137H127V139L125 138ZM159 137V138H158ZM192 137H193V139H192ZM211 137L213 138V139H211ZM220 137H222V138H220ZM234 137V138H233ZM239 137V138H238ZM80 138V139H79ZM97 138V139H96ZM137 138V139H136ZM143 140H142V139ZM195 138V139H194ZM202 138V139H201ZM207 138V139H206ZM38 139V138H37ZM54 139H55V141H56V143H55V141H54ZM66 139V140H65ZM75 139H77V140H75ZM92 139H94V141L92 140ZM99 139V140H98ZM112 139H113V141H112ZM114 139L116 140V143H115V141H114ZM175 140V141H178L177 139H179V141H178V143L176 142L175 143V141H172V140ZM198 139H200V140H198ZM205 139V140H204ZM238 139V140H237ZM60 140H62V141H60ZM69 140V141H68ZM82 140H84V141H82ZM86 140V141H85ZM97 140V141H96ZM118 140H120V141H118ZM124 140H127V141H124ZM136 142H135V141ZM154 142H153V141ZM185 141L183 144H182V141ZM208 140V141H207ZM209 140H211V142L209 141ZM58 141H60V142H58ZM64 141V142H63ZM70 141H72V142H70ZM76 141V142H75ZM88 141H90V142H88ZM92 141V142H91ZM107 141V142H106ZM134 141V142H133ZM142 141V142H141ZM189 143H188V142ZM206 141V142H205ZM215 141H217L216 143H214ZM239 141V143L237 144V142ZM68 144H67V143ZM87 142V143H86ZM104 142V143H103ZM132 142V143H131ZM138 142V143H137ZM144 142V143H143ZM158 142V143H157ZM211 145L212 143L213 144H216L217 145V147H219V148H221V151H222V149L223 148H225L224 147V145L226 146V147H228V149H230L231 147H233L232 146V144H234L235 146V148H232V149H230V152H231V159H229V157H228V159L225 157L224 158V156L223 155H221V157L220 158H218V155H217V152H218V154L220 155V154H223V152H221L220 150L219 151H217L216 153H215V148L214 149H212L213 147H211L208 143ZM227 142H229L230 144H228ZM233 142V143H232ZM5 143L6 142H3L2 144L5 146ZM8 144H11V143H9V142H7ZM76 143H79V144H76ZM90 143H92V144H90ZM95 143V144H94ZM115 143V144H114ZM117 143H118V145H117ZM130 143V144H129ZM143 143V144H142ZM162 143H163V145H162ZM169 143V144H168ZM173 143V144H172ZM181 143V144H180ZM187 144V146H186V144ZM195 143L197 144V145H195ZM204 143H206V144H204V145H206V148H205V146H204V148L202 147V145ZM232 143V144H231ZM8 144H6L7 146H8ZM58 144H60L59 145V147H57V145ZM66 144V145H65ZM85 144V145H84ZM101 144L102 146H99V145ZM112 144V145H111ZM124 144V145H123ZM158 144V145H157ZM177 144H179V145H177ZM185 144V145H184ZM191 144V145H190ZM196 146V148L195 147H193L194 145ZM198 144H199V146H200V148H199V146H198ZM208 144V145H207ZM47 145V146H46ZM84 146V147H82V146ZM91 145V146H90ZM93 145V146H92ZM113 145H114V147H113ZM116 145V146H115ZM120 145H122V146H120ZM139 147H138V146ZM161 145V146H160ZM182 145V146H181ZM4 146H0V159L2 158L3 159V156H4V159H6V158H8V157H10V154L9 153H11V150H9V152L7 153V152H5V151H7L5 148H4ZM53 146H55L54 148H53ZM73 146V147H72ZM75 146V147H74ZM88 146H90V147H88ZM109 146V147H108ZM128 146H129V148H128ZM130 146L132 147L131 149H137V150H139L140 151V153H139V155L138 156H133V157H128L124 162H122V163H119V164H117L118 162H119V157H122V156H124V155H126L129 151H130ZM137 146V147H136ZM147 146V147H146ZM151 146V147H150ZM160 146V147H159ZM177 146H179V147H181L182 148V150H183V155H185L184 157H183V160L182 161H175V158H174V156L173 155H175V153L173 154V152H174V150H175V147H177ZM207 146H208V148H209V150H210V148L212 149V152L214 153V154H211L210 152H211V150H210V152L209 151H207ZM210 146V147H209ZM223 146V147H222ZM1 147H3L4 149H5V151H4V149H2ZM6 147V146H5ZM12 147H14V143L11 145V148ZM69 147H70V149H69ZM77 147V148H76ZM88 149H86V148ZM96 147L98 148V149H96ZM118 147V148H117ZM143 147V148H142ZM145 147H146V149H145ZM190 147L192 148V150L190 149ZM198 147V148H197ZM214 147H216V146H214ZM7 149H9V147H6ZM46 148V149H47ZM57 148V149H56ZM74 148V149H73ZM79 148V149H78ZM100 148V149H99ZM106 148V149H105ZM112 148V149H111ZM140 148V149H139ZM148 148V149H147ZM155 148V149H154ZM201 148H202V150H201ZM30 149V148H29ZM28 149V150H29ZM54 149V150H53ZM71 149H73V150H75L74 152H72L73 150H71ZM85 149V150H84ZM102 149V150H101ZM103 149H105V150H103ZM115 149V150H114ZM116 149H118V150H116ZM122 149V150H121ZM185 149V150H184ZM188 149V150H187ZM195 149V150H194ZM205 150V152H207L206 153V155L208 154V156H210L209 154H211L212 155V157L210 156V158H211V160H208L207 159V157L208 156H205L206 157V159H207V162H208V164H210V165H207V162L206 163H204L205 161H203L204 159H205V157L203 156V154H205V152H204V150ZM30 150H32V149H30ZM29 150V151H30ZM109 150V151H108ZM127 150V151H126ZM146 150H148V151H146ZM169 150H170V152H169ZM197 150V151H196ZM201 150V151H200ZM214 150V151H213ZM77 151H78V153H77ZM103 151V152H102ZM110 151H112V153L110 152ZM126 151V152H125ZM145 151V152H144ZM191 151H193V152H191ZM200 151V152H199ZM78 154H76V153ZM93 152H94V154H93ZM106 152V153H105ZM108 152V153H107ZM197 152V153H196ZM204 152V153H203ZM219 152H221V153H219ZM229 151H228V153H230ZM99 153H101V154H99ZM104 155H103V154ZM110 153V154H109ZM142 153V154H141ZM145 153H148V154H145ZM188 153V154H187ZM196 153V154H195ZM203 153V154H202ZM5 154H6V156H5ZM75 154V155H74ZM121 154V155H120ZM144 154V155H143ZM171 154V155H170ZM191 154V156H194L193 157V160L191 159L192 157L191 156H189ZM200 154H202V155H200ZM83 155V156H82ZM85 155V156H84ZM87 155V156H86ZM93 155H95V156H93ZM100 155V156H99ZM113 155V156H112ZM120 155V156H119ZM146 155V156H145ZM203 156V158L201 157H199V156ZM217 155V156H216ZM49 156V157H50ZM67 156V157H66ZM78 158H77V157ZM80 156V157H79ZM91 156V157H90ZM108 156V157H107ZM196 156V157H195ZM197 156H198V158H197ZM214 156H215V158H214ZM223 156V157H222ZM236 158H235V157ZM48 157V158H49ZM59 157H61V158H63V159H59ZM93 157H95V158H93ZM104 157H105V159H104ZM190 157V158H189ZM216 157H217V159H216ZM115 158V159H114ZM119 158V159H118ZM134 158H135V160H134ZM136 158H138V160L136 159ZM147 158V159H146ZM191 159L192 160V162H194L193 163V165H192V167H191V165L190 164H192L191 163V160H190V162H189V159ZM209 158V157H208ZM209 158V159H210ZM213 158H214V160H213ZM222 158H224L223 159V161H222ZM47 159V158H46ZM51 159H52V161L54 162L55 160V162L53 163L52 161H51ZM67 159V160H66ZM76 159H78V160H76ZM81 159V160H80ZM97 159V160H96ZM101 159H102V161H101ZM111 159H112V162H111ZM118 161H117V160ZM186 159H187V161H186ZM203 159V160H202ZM221 159V161L223 162V164H220V162H218L219 160ZM232 159H233V161H232ZM236 159V160H235ZM64 160V161H63ZM72 160V161H71ZM85 160V161H84ZM114 160V161H113ZM129 160V161H128ZM131 160H133L132 161V163H131ZM146 162H145V161ZM203 162H202V161ZM216 160H218V161H216ZM227 160V161H226ZM228 160H231L230 162H231V164H234V161H235V165H227V164H229V162H228ZM69 161V162H68ZM73 162V164H71V162ZM90 161V162H89ZM94 161H96V162H94ZM99 161V162H98ZM107 161H108V163H107ZM117 163H116V162ZM134 161H135V163H134ZM142 161V162H141ZM151 161V162H150ZM213 161H214V164H215V167H214V165L212 164L213 163ZM215 161H216V163H215ZM225 161V162H224ZM50 162V163H49ZM52 162V163H51ZM58 162V163H57ZM61 162V163H60ZM84 162V163H83ZM101 162V163H100ZM114 162V163H113ZM137 162H138V164H137ZM144 162V163H143ZM184 162V163H183ZM185 162H186V164H187V167H188V169H187V167L185 166L186 164H185ZM189 162V163H188ZM221 162V163H222ZM228 162V163H227ZM57 163V164H56ZM64 163H66V164H64ZM80 163V164H79ZM82 163V164H81ZM85 163H86V165H85ZM104 163V164H103ZM117 164L115 167H114V170H113V172H114V176H112L113 174L111 173L110 175H108L109 173L106 171V168H107V166L106 165H110V164ZM129 163V164H128ZM140 163H141V165H140ZM142 163H143V165H142ZM147 163V164H146ZM202 163H204L205 165V168H204V166L203 165H201ZM227 163V164H226ZM47 164H49V165H47ZM51 164V165H50ZM53 164V165H52ZM60 164V166L58 167V165ZM74 164H76V165H74ZM90 164H91V166H90ZM95 164V165H94ZM106 164V165H105ZM184 164V165H183ZM198 164H200V165H198ZM219 164H220V166L222 167V166H224V164H226L224 167H222V168H220V166H219ZM238 164V165H237ZM82 167V169L81 168H79L80 166ZM99 165V166H98ZM104 165V169H102V167L101 166H103ZM180 165H181V167H180ZM183 165V166H182ZM212 165V166H211ZM217 165L219 166V168H220V170H218L219 168H217L216 169V167H217ZM262 165H264V164H262ZM262 165H261V167H262ZM53 166V167H52ZM69 166V167H68ZM76 166V167H75ZM86 166V167H85ZM89 166H90V168H89ZM119 166V167H118ZM122 166V167H121ZM129 166V167H128ZM141 166H142V168H141ZM171 166H173V167H171ZM190 166V167H189ZM201 168V166H203V170L201 169L200 170V168ZM210 166V167H214L213 168V170H210L211 168H209L208 169V167ZM233 166V167H232ZM236 166V167H235ZM52 167V168H51ZM61 167V169H59ZM64 167V168H63ZM70 168V170L68 169V168ZM151 167V168H150ZM179 167V168H178ZM183 167H185V169H187V170H185ZM45 168V169H44ZM68 170H67V169ZM75 168V169H74ZM77 168H78V170H77ZM87 168H88V170H87ZM97 168H99V169H97ZM122 168V169H121ZM127 168V169H126ZM137 168V169H136ZM138 168H140V169H142L141 171H140V169H138ZM150 168V169H149ZM208 169V171H207V169ZM226 168H225V172H224V170H222L223 172V175H222V173H220L219 175H220V177H222V176H225V173L227 174L226 176L227 177H223L222 179H224V178H228V173H230L231 174V171L229 172H226L227 170H226ZM34 169H37L36 170V172H35V170ZM44 169V170H43ZM56 169V170H55ZM62 169H64V171H62ZM73 169V170H72ZM80 169V170H79ZM94 169V170H93ZM117 169V170H116ZM121 169V170H120ZM135 171H134V170ZM145 169V170H144ZM156 169V170H155ZM172 169V170H173ZM191 169V170H190ZM262 171H261V170ZM260 169H258L257 168V170H256V174L257 173H259L260 171L262 172V173H264L263 172V169H264V166L262 167V168H260ZM53 170V171H52ZM59 170V171H58ZM65 170H66V172H68V173H65L64 174V172H65ZM91 170V171H90ZM99 172H98V171ZM130 172H129V171ZM210 170V171H209ZM214 170H216V171H214ZM232 171V173L233 174H235V172H237V170L236 171ZM258 170H260V171H258ZM40 171V172H39ZM58 171V172H57ZM63 172V174L61 173V175H59V173L60 172ZM73 171H75L74 173H76L77 172V174H74L73 173ZM86 171V172H85ZM95 171V172H94ZM107 173H106V172ZM120 171V172H119ZM133 171V172H132ZM149 171H150V173H149ZM153 171H155V172H153ZM189 171V172H188ZM192 171V172H191ZM203 171V172H202ZM212 171H214V172H212ZM258 171V172H257ZM30 172V173H29ZM38 172H39V174H38ZM48 172V173H47ZM55 172V173H54ZM88 172H93V174H89ZM102 172V173H101ZM191 172V173H190ZM195 172H196V170H195ZM207 172V173H206ZM29 173V174H28ZM41 173H43L42 175H41ZM46 173V174H45ZM85 173V174H84ZM98 173V174H97ZM119 173V174H118ZM122 173H124V174H122ZM129 173V174H128ZM136 173V174H135ZM139 173V174H138ZM142 173V174H141ZM209 173V174H208ZM240 173H242V169L240 170ZM27 174V175H26ZM38 174V175H37ZM54 174V175H53ZM56 174V175H55ZM80 174H81V176H80ZM88 174V175H87ZM95 174V175H94ZM118 174V175H117ZM122 174V175H121ZM128 174V175H127ZM134 174V175H133ZM206 174H208V175H206ZM212 174V175H213ZM72 175H73V178H72ZM91 175V176H90ZM98 175H100V177L98 176ZM101 175H102V177H101ZM104 175V176H103ZM141 175V176H140ZM149 175H150V178H149ZM211 175V176H212ZM222 175V176H221ZM232 175V174H231ZM261 174H258V176L257 177H255L254 178V180L255 181H257V180H259L260 179V177L262 178V177H264V175L263 176H260ZM39 176V177H40ZM75 176H77V177H75ZM94 176H95V178H94ZM116 176H118V177H116ZM123 176V177H122ZM138 176V177H137ZM143 176H146V177H143ZM157 177V178H155V177ZM230 176V175H229ZM233 176V175H232ZM256 176V175H255ZM260 176V177H259ZM18 177H20V176H18ZM17 177V180H20L19 178ZM29 177V176H28ZM50 177V178H49ZM93 177V178H92ZM97 177H99V178H101V179H98ZM112 177V178H111ZM116 177V182H115V180H114V183L112 182V184L110 185V187H109V192H110V194L111 195H114V193H115V195H116V193H118V191H119V193L117 194V195H119V194H121L122 195V193H124L123 195H124V199H122V201L120 200V202L118 201V203H119V205L117 204V202L116 203H114V205L112 204V205H106V204H104L102 201H101V199L99 198L98 199V197H100L101 195H102V193H103V191H104V183H106V181L107 180H110V178L111 179H113V178H115ZM177 177V178H178ZM183 177V176H182ZM20 178H22L23 179V177L21 176ZM30 178V177H29ZM33 178V176L30 178V179H32ZM77 178H79V180L77 179ZM133 178H135V180H133ZM137 178H138V181H139V183H138V181H137ZM143 178H144V180H143ZM257 178H259V179H257ZM21 179V180H22ZM44 179H47V180H45V182H44V184L42 183V180L44 181ZM74 179V180H73ZM89 181H88V180ZM125 179V180H124ZM126 179H127V181H126ZM209 179H211V177H209ZM208 178H207V180H209ZM257 179V180H256ZM263 179V178H262ZM21 180H20V182H21ZM78 180V181H77ZM85 180V181H84ZM105 180V181H104ZM130 180V181H129ZM132 180H133V182H132ZM141 180V181H140ZM154 180L156 181V182H154ZM25 181H28V178L27 179H25L24 178V181L22 182L23 184H24V182ZM47 181V182H46ZM82 181V182H81ZM93 181H94V183H93ZM123 181V182H122ZM129 181V182H128ZM143 181V182H142ZM148 181V182H147ZM84 182V183H83ZM85 182H86V184H85ZM89 182V183H88ZM98 182V183H97ZM125 182V183H124ZM127 182V183H126ZM132 182V183H131ZM143 184H142V183ZM209 182V183H208ZM49 183V184H48ZM67 183V184H66ZM78 183V184H77ZM91 183V184H90ZM122 183V184H121ZM138 183V184H137ZM145 183H147V184H145ZM155 183V184H154ZM88 184V185H87ZM93 184V185H92ZM101 184V185H100ZM120 184V185H119ZM135 184V185H134ZM137 184V185H136ZM207 184H210V181H207ZM206 184V185H207ZM42 185V186H41ZM64 185H66V186H68V188L66 187V186H64ZM81 185V186H80ZM83 185V186H82ZM96 185V186H95ZM114 185V186H113ZM117 185V186H116ZM130 185V186H129ZM149 187H148V186ZM155 185V186H154ZM160 185V186H159ZM205 185V186H206ZM13 185H11L10 187H12ZM49 186V187H50ZM63 186V187H62ZM84 186H86V187H84ZM91 186V187H90ZM99 186V187H98ZM126 186V187H125ZM136 186V187H135ZM141 186V188H142V186H146L145 188H146V190H147V192L148 193H150L149 191H151V194L152 195H150L149 196V194L147 193V196H146V198H144L146 201H144L143 200V198H140L141 196H140V189H139V187ZM151 186H153V187H151ZM157 186V187H156ZM165 186V187H164ZM209 186V185H208ZM1 187H6V186H1ZM8 188L7 189H9L10 190V187L9 186H7ZM39 186H38V188H40ZM44 187V188H45ZM66 187V188H65ZM85 189H84V188ZM90 189H89V188ZM94 187V188H93ZM135 187V188H134ZM207 187V186H206ZM14 190H16L15 189V187H12ZM11 188V189H12ZM17 188V187H16ZM65 188V189H64ZM112 188V189H111ZM129 188H131V189H129ZM148 188V189H147ZM153 188V189H152ZM161 189V192H160V189ZM166 188V190H164ZM60 189L62 190V191H60ZM79 189V190H78ZM115 189V190H114ZM150 189V190H149ZM4 189L2 188H0V191H1V193H0V195L3 193V195L4 196H6V195H9L11 192V190L10 191H8V190H6V188H5V192L3 191ZM67 190V191H66ZM83 190V191H82ZM85 190V191H84ZM86 190H87V192H86ZM98 190V191H97ZM125 190H126V193L128 194H125ZM128 190V191H127ZM136 190V191H135ZM145 190V191H146ZM153 190V191H152ZM162 190H164L163 192L164 193H166V195H167V197H166V195L165 194H162L163 192H162ZM168 190V191H167ZM7 191L9 192V194L7 193ZM57 191V192H56ZM91 191V192H90ZM96 191V192H95ZM117 191V192H116ZM131 191V192H130ZM157 191V192H156ZM168 193H167V192ZM113 192V193H112ZM129 192V193H128ZM137 192H139L138 194H136ZM12 193L14 194L15 193V191L13 192V190H12ZM11 193V194H12ZM68 193V194H67ZM88 193H89V196H88ZM94 193V194H93ZM96 193V194H95ZM154 193H156V194H159V195H156V194H154ZM170 193V194H169ZM55 194V195H54ZM57 194V195H56ZM101 194V195H100ZM3 195H2V197H3ZM91 195V196H90ZM116 195V196H117ZM122 195V196H123ZM130 195V196H129ZM132 195V196H131ZM71 196V197H70ZM93 196V197H92ZM134 196V197H133ZM135 196H137V197H135ZM139 196V197H138ZM149 196V197H148ZM155 197V204L156 205H158V206H155V204H154V202L152 201L153 200V198ZM169 196V197H168ZM172 196V197H171ZM57 197V198H56ZM97 197V198H96ZM128 199H127V198ZM147 197H148V199H147ZM159 197V198H158ZM161 197V198H160ZM166 197V198H165ZM50 198H52V199H50ZM54 198V199H53ZM56 198V199H55ZM69 198V199H68ZM79 198V199H78ZM96 198V199H95ZM130 198L133 200H130ZM140 198V199H139ZM152 200H151V199ZM163 198V199H162ZM169 198H171V199H169ZM126 199H127V201H126ZM138 199V200H137ZM149 199L153 202V203H151V201H149ZM162 201H161V200ZM169 199V200H168ZM58 200V201H57ZM97 200V201H96ZM157 200V201H156ZM159 200H160V203L161 204H159ZM45 201V202H44ZM51 201H53V202H51ZM139 201H140V203H139ZM143 203H142V202ZM174 201V202H173ZM177 201V202H176ZM59 202V203H58ZM97 202V203H96ZM131 202H132V204H134V205H132L131 204ZM146 202V203H145ZM171 202H173V203H171ZM39 203V204H40ZM45 203V204H44ZM48 203H49V205H48ZM58 203V204H57ZM78 203V204H77ZM96 203V204H95ZM145 203V204H144ZM149 203H151V205L149 204ZM164 203H166V205L167 206H165V204ZM171 203V204H170ZM71 204V205H70ZM75 204V205H74ZM101 204V205H100ZM117 204V205H116ZM137 204V205H136ZM2 205V204H1ZM1 205H0V213H1V219H0V227L3 229L4 227H5V229H6V227L8 228V226H9V228L7 229V230H2L1 228V231H0V235H1V237H2V235H3V237H4V232L5 231H7L8 232V230L10 229L11 230V227H13V226H16V227H13L14 229L15 228H18L17 226H18V224H17V220H18V218L16 219V221H15V216L20 212H18V210L19 209H15V210H17V211H14L13 209L15 208H13V207H11L12 209H10V212H9V210H7L6 211V207H7V209H8V206H6L5 207V210H3V208H4V206H2L1 207ZM4 205V204H3ZM7 205H9V204H7ZM12 205H14L13 203H11L10 204V206H12ZM53 205V206H52ZM57 205V206H56ZM95 205V206H94ZM122 207H121V206ZM130 205H132V206H130ZM160 205H163L164 207H162V206H160ZM9 206V207H10ZM15 206V205H14ZM36 206V205H35ZM34 206V207H35ZM46 208H45V207ZM63 206H65V208H63ZM72 206V207H71ZM82 206V207H81ZM118 206V207H117ZM139 206V207H138ZM145 206V207H144ZM152 206V207H151ZM17 207V206H16ZM85 207H86V209H85ZM99 207V208H98ZM127 207V208H126ZM149 207H151V209L153 210V212H152V210L149 208ZM156 207H158V209L159 210H157V208ZM162 207V208H161ZM167 207H168V209H167ZM18 208V207H17ZM41 208H43V209H41ZM98 208V209H97ZM126 208V209H125ZM132 208V209H131ZM143 208V209H142ZM145 208V209H144ZM154 208V209H153ZM40 209V210H39ZM55 210V212L53 211V210ZM61 209V210H60ZM68 209V210H67ZM88 209H90V210H88ZM120 209V210H119ZM122 209H124V210H122ZM137 209V210H136ZM157 211H156V210ZM166 209V210H165ZM58 210V211H57ZM98 212H97V211ZM99 210H101L100 212H99ZM104 210V211H103ZM162 210L163 211H165L166 213H164V212H162ZM167 210H168V212H167ZM12 211H14V212H12ZM74 211V212H73ZM79 211V212H78ZM84 211H86V212H84ZM114 211H116V212H114ZM127 211V212H126ZM142 211V212H141ZM149 211H150V213L152 214V213H154V214H152V215H150V214H148L149 213ZM15 212H16V214H15ZM48 212H49V214H48ZM83 212V213H82ZM94 212H95V214H94ZM119 212H121V213H119ZM139 212V213H138ZM3 213V214H2ZM46 213V215H44ZM73 213V214H72ZM93 213V214H92ZM97 213V214H96ZM100 213V214H99ZM105 213V214H104ZM113 213V214H112ZM115 213H116V215H115ZM128 213V214H127ZM157 213L159 214V216L157 215ZM164 213V214H163ZM13 214V215H12ZM15 214V215H14ZM41 214H43L42 216L43 217H41ZM64 214V215H63ZM71 214V215H70ZM76 214H78V215H75ZM81 214V215H80ZM85 214V215H84ZM99 214V215H98ZM103 214V215H102ZM111 214V215H110ZM122 216H121V215ZM137 214V215H136ZM147 214V215H146ZM161 214V215H160ZM163 214V215H162ZM167 214V215H166ZM12 217H11V216ZM33 215V216H34ZM52 215V216H51ZM59 215V216H58ZM63 215V216H62ZM98 215V216H97ZM106 215H108V216H106ZM113 215V216H112ZM145 215V216H144ZM149 215L150 216H152V217H150L149 218ZM155 216V218L153 219V217ZM157 215V216H156ZM8 216V217H7ZM10 216V217H9ZM57 216V217H56ZM61 216V217H60ZM65 216V217H64ZM68 216V217H67ZM75 216V218H73V217ZM85 216V217H84ZM101 218H100V217ZM135 216V217H134ZM141 216H143V217H141ZM148 216V217H147ZM168 216H169V218H168ZM14 217V218H13ZM30 217L32 218V216L30 215ZM35 217V220L37 219ZM60 217V218H59ZM115 217V218H114ZM129 217H130V219H132V220H130L129 219ZM9 218V219H8ZM14 220H13V219ZM31 218H29V219H31ZM66 218V219H65ZM74 220H73V219ZM93 218H94V220H93ZM98 218V219H97ZM100 218V219H99ZM109 218V219H108ZM127 218V219H126ZM138 218V219H137ZM164 218V219H163ZM168 219V220H166V219ZM11 219V220H10ZM52 219V220H51ZM53 219H55V220H53ZM69 219V220H68ZM75 219H77V220H75ZM116 219V220H115ZM149 219V220H148ZM158 219H160V223L157 225V224H154V222L155 223H157V221L156 220H158ZM4 220V221H3ZM7 220V222H13L14 224H12V222L9 224V223H7V222H5ZM10 220V221H9ZM32 220H34V218L32 219ZM80 220V221H79ZM101 220V221H100ZM146 220V221H145ZM172 220H173V222H172ZM67 221V222H66ZM82 221V222H81ZM104 221V222H103ZM165 221V223H163ZM167 221H169V222H167ZM5 222V223H4ZM19 222V221H18ZM86 222V223H85ZM132 222H134V223H132ZM140 222V223H139ZM150 222V223H149ZM153 222V223H152ZM158 222H159V220H158ZM2 223H3V225H5V226H3L2 227ZM54 223L55 224H57V225H54ZM60 223H62L63 225H64V227L63 226H61V224ZM91 223V224H90ZM96 223V225H94ZM98 223H100V224H98ZM126 223V224H125ZM128 223H130V224H128ZM137 223V224H136ZM20 224H22V226H20ZM20 224H19V226L21 227V228H19L20 230H21V232H20V230H19V232L18 231H16V229L15 230H13V228H12V230H11V232L12 231H15V233H19L20 234V237H23L24 235H25V233H26V231H24V230H26V228H25V222H20ZM43 224V225H44ZM133 224H135V225H133ZM140 224V225H139ZM141 224H142V226H141ZM147 224V225H146ZM155 226H154V225ZM164 224H166V225H164ZM58 225H60L61 226V228L58 226ZM86 225V226H85ZM90 225L92 226V227H90ZM94 225V226H93ZM108 225V226H107ZM156 228H153V226ZM164 227H162V226ZM169 225V226H168ZM45 227H44V230L47 232V233H49L50 232V230L48 229V230H46L47 228H50V226H48V224L47 225H44ZM46 226H47V228H46ZM53 226H51V227H53ZM106 228H105V227ZM125 226V227H124ZM127 226V227H126ZM132 226V227H131ZM137 227V228H135V227ZM149 226H152V227H150L151 228V230H149L150 228H148ZM159 226V227H158ZM161 226V227H160ZM69 227V228H68ZM102 227V228H101ZM122 227V228H121ZM134 227V228H133ZM138 227H141V228H138ZM144 228V230H143V228ZM158 227V228H157ZM165 227H167V228H165ZM39 228H41V227H39ZM39 228H37V231H38V229ZM46 228V229H45ZM83 228V229H82ZM86 228H88V229H86ZM94 228V229H93ZM97 228V229H96ZM125 228V230H123ZM127 228H129L128 230H127ZM148 228V229H147ZM160 228V229H159ZM163 228V229H162ZM51 230L53 229V228H50ZM90 229H91V231H90ZM99 229V230H98ZM116 229V230H115ZM119 229V230H118ZM133 230V232L131 231V230ZM135 229H136V232H139V233H136V235H134L135 233ZM138 229H142V232H140ZM147 231H146V230ZM162 229V230H161ZM44 230H43V232H44ZM86 230H88V232L86 231ZM107 230V231H106ZM114 232H113V231ZM127 230V231H126ZM138 230V231H137ZM157 230V231H156ZM22 231H24V232H22ZM70 231V232H69ZM76 231H78V232H76ZM98 231V232H97ZM111 231H112V233H111ZM120 231H121V233H120ZM131 231V232H130ZM149 231V232H148ZM153 231V232H152ZM168 231V232H167ZM71 232H73V233H71ZM99 232L101 233V234H99ZM117 232H119V233H117ZM126 232V233H125ZM128 232V233H127ZM147 232V233H146ZM152 233V238H150L151 237V233ZM10 231L7 233V235H6V239L8 238V240H6L5 239V237H4V239L7 241L6 243H8V242H10L12 245H13V242H15L16 244H17V241H19V244H17V245H11L10 246V248L11 247H17L16 249H10L12 252H13V250H15V252L18 250V247H21L18 251L20 252H18L19 254H14V255H17V256H19V257H17L18 259H20L19 261H21V263L20 262H18L17 260L15 261L14 260V264H23V262H24V264H31L32 263V261L34 262L33 264H35V263H37V261L38 260H40L41 259V264L43 263V264H45V262H47V264H48V262L51 260L52 262H54V264H56V260H54V257H52L50 254V251L48 250V249H46L47 250V253H49L48 255H50V258L48 257V255H46V250L44 251V250H41L42 251V253H43V255L39 252L40 250H38L37 248H35V247H33V246H36L37 244V242L38 241H36L37 240V236L36 235H32V236H30L28 233H26L27 235H25L26 236V238L27 237H29V238H31V240H33V242H34V244H36V245H34L33 244V246H27L28 248H29V250H28V252H30L31 254H32V250H33V254L32 255H30V254H28V252H27V250H25L24 248H25V243H27V245H28V243L29 242H32L29 238H27V239H25V237L24 238H20L19 236H17V235H19V234H15L14 235V237L16 238V236H17V239H16V241H14L13 240V232H12V234H11V237H9L10 236ZM21 233H24V234H21ZM106 233V234H105ZM110 233L112 234V236L110 235ZM131 233V234H130ZM134 233V234H133ZM141 233V234H140ZM144 233V234H143ZM150 235H149V234ZM153 233H155V234H157V235H154ZM72 234V235H71ZM84 234V235H83ZM117 234V235H116ZM119 234V235H118ZM127 234V235H126ZM129 234H130V236L131 235H134V236H136L137 238H138V240H137V238L136 237H134L133 239L130 237H123V235L124 236H129ZM146 234H147V236L150 238V240H151V242H146V240L148 241L149 240V238L146 236ZM22 235V236H21ZM79 235V236H78ZM139 235V236H138ZM8 236V237H7ZM34 236H36V238H34ZM77 236V237H76ZM81 236V237H80ZM109 236V237H108ZM114 236V237H113ZM118 236H119V238H118ZM121 236V237H120ZM147 238H145V237ZM96 237V238H95ZM100 237V238H99ZM143 237V238H142ZM18 238H20L21 239V241L22 242H24V240H26L27 242H24V243H22L21 241H20V239L18 240ZM99 238V239H98ZM110 238V239H109ZM111 238H113V239H115V240H117V241H115V240H113V239H111ZM118 238V239H117ZM124 238V239H123ZM142 238V239H141ZM145 238V239H144ZM154 238V239H153ZM155 238H156V240H155ZM12 239V240H11ZM23 239V240H22ZM28 239H29V241H28ZM36 239V240H35ZM83 239H84V241H83ZM93 239V240H92ZM121 239V240H120ZM123 239V240H122ZM128 239H130L129 240V242L131 241V239L133 240V242L131 241V243L132 244H130V245H126V244H129V242H127L126 240ZM142 241H141V240ZM143 239H144V241H143ZM106 240V241H105ZM113 240V241H112ZM124 240H125V242H127V243H125L124 242ZM140 240V241H139ZM149 240V241H150ZM35 241H36V243H35ZM76 241V242H75ZM90 241V242H89ZM111 241H112V243H111ZM115 241V242H114ZM118 241H120V242H118ZM121 241H123V242H121ZM152 241H154V242H152ZM32 242V243H33ZM77 242H79L78 244H77ZM14 243V244H15ZM32 243H29V244H31L32 245ZM116 243H117V245H116ZM125 243V245L128 247V249H127V247L126 246H123V244ZM136 243V245H134ZM21 244H24V245H21ZM115 245L114 247H113V245ZM121 244H122V246H121ZM154 244V245H153ZM139 245V246H138ZM24 246V247H23ZM80 246V247H79ZM113 247V250L111 249L112 247ZM117 246H119V247H117ZM132 248V249H130V247ZM138 246V247H137ZM143 246V247H142ZM0 247H1V245H0ZM30 247L32 248V250L30 249ZM76 247V248H75ZM108 247V248H107ZM116 247V248H115ZM123 247V248H122ZM125 247V248H124ZM139 247H140V249H139ZM158 248H155V249H157V250H162L163 248H162V246H157ZM159 247H161V248H159ZM24 249V251H26V252H21V249ZM85 248V249H84ZM96 248V249H95ZM105 248V249H104ZM118 248V249H117ZM121 248V250H119ZM136 248V249H135ZM152 248V247H151ZM23 249H22V251H23ZM82 249V250H81ZM103 249H104V251H103ZM115 249H117V250H119V251H115ZM139 249V250H138ZM31 250V251H30ZM38 250V251H37ZM79 250H81V251H79ZM99 250V251H98ZM108 250V251H107ZM111 250V251H110ZM125 250H127V251H125ZM129 250V251H128ZM136 250H137V252H136ZM143 252H142V251ZM145 250V249H144ZM34 251L36 252L35 254H34ZM49 251V252H48ZM107 253H106V252ZM109 251L111 252V254L109 253ZM120 251H121V253H120ZM16 252V253H17ZM76 252V253H75ZM88 252H90V253H88ZM115 252H116V255H114L113 256V253L115 254ZM14 253V252H13ZM27 253V254H26ZM40 253V254H39ZM72 253V254H71ZM97 253H99L98 255H97ZM122 253H124V254H122ZM125 253H127V255L125 254ZM22 254V255H21ZM39 255V256H42V257H44L45 255H46V257H44V258H42V257H38L37 255ZM69 254V255H68ZM70 254L71 255H73V256H70ZM81 254H83V255H81ZM86 254V255H85ZM88 254V255H87ZM137 255L136 257L134 256V255ZM25 255L27 256V257H25ZM35 255V256H34ZM134 257H133V256ZM139 255H140V257L141 258H139ZM145 255V256H144ZM147 255V256H146ZM36 256H37V258H36ZM58 256V255H57ZM69 256V257H68ZM107 256V257H106ZM109 256V257H108ZM117 258H116V257ZM119 256V257H118ZM124 256H125V258H124ZM128 256V257H127ZM132 256V257H131ZM145 257V259H144V257ZM25 257V258H24ZM60 257L58 256V258L60 259ZM63 257H64V259H63ZM67 257V258H66ZM88 257V258H87ZM106 257V258H105ZM110 257H111V260H110ZM114 257L116 258V259H114ZM122 257H123V259H122ZM13 258H15L16 259V256L15 257H13ZM13 258H11L12 260H13ZM39 258V259H38ZM46 258H48V260L46 259ZM56 258V257H55ZM78 258V259H77ZM93 258V259H92ZM104 258V259H103ZM119 258H121L123 261H124V263L122 262L121 263V259L119 260ZM127 258V259H126ZM134 258H137V260L136 259H134ZM141 260V262H140V260ZM28 259V260H27ZM32 259V261H30ZM36 259V260H35ZM45 261V259L47 260V261H45V262H43V260ZM57 259V258H56ZM59 259H57L58 260V262H57V264L60 262L59 261ZM68 259V260H67ZM75 259V260H74ZM77 259V260H76ZM92 261H91V260ZM106 259H107V263H105L106 262ZM114 259V260H113ZM128 259H130L129 261H128ZM143 259H144V261H143ZM4 260H6V259H4ZM3 260V261H4ZM133 260V261H132ZM3 261H1L0 260V262H1V264H2V262ZM29 261V262H28ZM50 261V262H51ZM91 261V262H90ZM97 261V262H96ZM113 261V262H112ZM125 261H127V262H125ZM146 261V262H145ZM5 262V261H4ZM6 262H7V260H6ZM15 262H18V263H15ZM49 262V263H50ZM79 262V263H78ZM119 262V263H118ZM131 262V263H130ZM136 262V263H135ZM38 263H40V261H38ZM37 263V264H38ZM114 263V264H115ZM51 264V263H50Z\"/></svg>",
  "mask_w": 264,
  "mask_h": 264
},
{
  "label": "bare ground",
  "instance_id": "obj_2",
  "mask_svg": "<svg viewBox=\"0 0 264 264\" xmlns=\"http://www.w3.org/2000/svg\"><path fill=\"white\" fill-rule=\"evenodd\" d=\"M53 1V0H52ZM50 1V0H0V19L2 18H4L5 19V17H7L6 18V20L5 21H7L6 23L8 24V26H7V24L5 23V21H3V24L5 23L6 24V26H5V24H4V27H6V28H4L3 30L1 29V27L3 26L2 25V23H1V25L2 26H0V59H1V57H3V54H4V52H6L5 51V44H6V42H9L10 40L9 39H11V38H14V37H16V35H20V37H22V36H25V38H27V36H29L28 34H32L33 32H35V30H38V29H40L44 24H45V21L52 15V14H54V16L56 15L55 13H57V11H59L60 9L59 8H57L56 9V6L54 5V2H56V0L55 1ZM60 2H62L61 0H59ZM89 1H91V0H89ZM125 1H127V0H125ZM133 1V0H132ZM131 1V2H132ZM137 0H135V2H136ZM205 1V0H204ZM209 1V0H208ZM224 1V0H223ZM243 0H241V2H242ZM245 1V0H244ZM247 1H249L250 3H252V6H251V4L248 2V3H246V4H249L250 6H245L246 7V11H245V13H248V15H249V13H250V16H251V19H249V20H251L250 22H248L249 20H247V21H245L246 23L245 24H243V26L241 25V22L239 21V23H238V27H233V28H235L234 30H232V28H228L230 31H225V32H223L225 35V39H227V42H229L230 44H227V42H225L224 40V42L227 44L226 46V48L228 49V48H231L229 51L230 52H228V50H226L225 49V51L227 52V53H229V54H226V52L225 53H223L224 55H225V57H224V55H223V62H224V66H223V70L220 72V74L218 75V77H217V79L215 80L216 81V86H215V89H216V91L221 87V88H227V87H229L228 89L230 90V91H232L233 93H235L236 95L235 96H238V97H236V98H240L239 100L241 101L242 100V103H245V101H247V103H250L251 101H253V100H257V98H254V94L256 95L255 97H258L259 99L257 100V101H260V98H262L263 100H264V31L262 32V35L260 34V32L258 31V30H260V25H258V24H260L259 22H263L264 21V0H247ZM247 1H245V2H247ZM71 2V1H70ZM76 2V1H75ZM93 2H96V0L95 1H93ZM98 2V1H97ZM103 2H106L107 3V1H102L101 3L102 4H100L99 6H98V8L99 7H101L102 9L103 8H105V5L106 4H103ZM119 2V1H118ZM122 2H123V0H122ZM130 2V1H129ZM134 2V1H133ZM144 2V1H143ZM154 2V1H153ZM187 2V1H186ZM237 2V1H236ZM258 2H259V4H258ZM72 3V2H71ZM77 3V2H76ZM89 3V2H88ZM110 2H108V4H109ZM121 3V2H120ZM139 3V2H138ZM137 3V4H138ZM169 3V2H168ZM188 3V2H187ZM190 3V2H189ZM214 3V2H213ZM221 4L222 3V0H219L218 1V4ZM239 3H240V1H239ZM62 4V3H61ZM73 4V3H72ZM78 4V3H77ZM83 4V3H82ZM87 4V3H86ZM92 4V3H91ZM111 4H113V3H111ZM116 4H117V2H116ZM122 4V3H121ZM129 4V3H128ZM143 4V3H142ZM150 4V3H149ZM154 4V3H153ZM159 4V3H158ZM184 4H186V3H184ZM206 4V3H205ZM209 4V3H208ZM216 4V3H215ZM214 4V5H215ZM237 4H238V2H237ZM242 4V3H241ZM245 4V5H246ZM65 5V4H64ZM90 5V4H89ZM95 5V4H94ZM98 5V4H97ZM97 5H96V7H97ZM119 5V4H118ZM124 5V4H123ZM122 5V6H123ZM139 5V4H138ZM160 5V4H159ZM188 5V4H187ZM193 5V4H192ZM213 5V6H214ZM65 6H68V5H65ZM81 5H79V7H80ZM85 6V5H84ZM93 6V5H92ZM121 6V7H122ZM129 6V5H128ZM136 6V5H135ZM154 6V5H153ZM161 6V5H160ZM168 6V5H167ZM171 6V5H170ZM58 7V6H57ZM90 7V6H89ZM108 7V6H107ZM110 7V6H109ZM114 7V6H113ZM137 7V6H136ZM140 7V6H139ZM149 7V6H148ZM163 7V6H162ZM186 7V6H185ZM185 7H183L184 8V10H185ZM211 7V6H210ZM250 7V8H249ZM23 9V11H22V15H23V17H25L28 21H26L25 19V21L27 22L25 25L23 24L21 27V29H19V28H17V29H15L14 28V26L16 25V23H17V18H18V10L19 9ZM78 8V7H77ZM85 8V7H84ZM112 8V7H111ZM117 8V7H116ZM119 8V7H118ZM125 8H126V5H125ZM152 8V7H151ZM154 8V7H153ZM166 8V7H165ZM170 8V7H169ZM173 8V7H172ZM180 8V7H179ZM182 8V7H181ZM180 8V9H181ZM187 8V7H186ZM192 8V7H191ZM222 8V7H221ZM233 8V7H232ZM238 8V7H237ZM57 11H56V10ZM66 9V8H65ZM64 9V10H65ZM68 9H70V8H68L67 7V11H68ZM74 9V8H73ZM76 9V8H75ZM94 9V8H93ZM96 9V8H95ZM101 9V10H102ZM110 9V8H109ZM109 9H106V10H109ZM138 9H140V8H138ZM145 9V8H144ZM168 9V8H167ZM166 9V10H167ZM244 9V8H243ZM62 10V9H61ZM60 10V11H61ZM63 10V11H64ZM79 10V9H78ZM87 10V9H86ZM89 10V9H88ZM88 10H87V12H88ZM90 10H91V8H90ZM98 10V9H97ZM100 10V9H99ZM129 10V9H128ZM131 10V9H130ZM134 10V9H133ZM158 10H160V9H158ZM207 10V9H206ZM230 10L231 9H229V12H230ZM234 10V9H233ZM55 11V12H54ZM66 11V12H67ZM82 11V10H81ZM95 12H96V10H94ZM103 11V10H102ZM120 11V10H119ZM156 11V10H155ZM162 11H163V9H162ZM161 11V12H162ZM169 11V10H168ZM171 11H173V10H171ZM183 11V10H182ZM191 11V10H190ZM238 11V10H237ZM243 11V10H242ZM69 12L71 13V11L69 10ZM74 12V11H73ZM77 12V11H76ZM76 12H74V13H76ZM101 12V11H100ZM108 12V11H107ZM129 12V11H128ZM147 12V11H146ZM186 12V11H185ZM206 12V11H205ZM82 13V12H81ZM102 13V12H101ZM101 13H100V15H101ZM135 13H138V12H135ZM145 13V12H144ZM163 13V12H162ZM178 13V12H177ZM180 13V12H179ZM184 13V12H183ZM243 13V12H242ZM244 13V14H245ZM58 14V13H57ZM63 14V13H62ZM69 14V13H68ZM77 14V13H76ZM95 14H97V13H95ZM105 14V13H104ZM109 14V13H108ZM124 14H125V10H124ZM128 14V13H127ZM139 14V13H138ZM147 14V13H146ZM169 14V13H168ZM176 14V13H175ZM174 14V15H175ZM206 15H207V12L205 13ZM211 14V13H210ZM216 14V13H215ZM229 14V13H228ZM228 14H226V12H222V13H217V21L218 22H221L220 24H226V22H227V20L229 19V16H227ZM241 14V13H240ZM59 15V14H58ZM66 15H67V13H66ZM84 16H85V14H83ZM83 15H82V17H83ZM103 15V14H102ZM123 15V14H122ZM129 15H130V13H129ZM140 15H141V13H140ZM144 15V14H143ZM156 15V14H155ZM159 15V14H158ZM179 15V14H178ZM184 15H185V13H184ZM186 15H187V13H186ZM202 15V14H201ZM238 15V14H237ZM53 16V15H52ZM60 16H62V15H60ZM73 16V15H72ZM87 16V15H86ZM88 16H89V14H88ZM94 16V15H93ZM104 16H107V15H104ZM109 16V15H108ZM135 16H136V14H135ZM145 16V15H144ZM164 16H165V14H164ZM192 16V15H191ZM205 16V15H204ZM232 16V15H231ZM241 16V15H240ZM240 16H238V17H240ZM58 17V16H57ZM57 17H56V19H57ZM76 17V16H75ZM81 17V16H80ZM81 17V18H82ZM95 17H98V16H95ZM101 17V16H100ZM127 17V16H126ZM137 17V16H136ZM141 17V16H140ZM181 17V16H180ZM188 17V16H187ZM216 17V16H215ZM237 17V16H236ZM243 17V16H242ZM59 18V17H58ZM73 18V17H72ZM94 18V17H93ZM110 18V17H109ZM122 18V17H121ZM142 18V17H141ZM153 18H154V16H153ZM152 18V19H153ZM168 18V17H167ZM173 18V17H172ZM179 18V17H178ZM191 18V17H190ZM203 18V17H202ZM205 18V17H204ZM208 18V17H207ZM211 18V17H210ZM3 19V20H4ZM62 19V18H61ZM85 19V18H84ZM99 19V18H98ZM113 19H115V18H113ZM126 19V18H125ZM134 19V18H133ZM137 19V18H136ZM155 19H156V17H155ZM177 19V18H176ZM235 19V18H234ZM242 19V18H241ZM248 19V18H247ZM19 20V19H18ZM21 20V19H20ZM58 20V19H57ZM68 20V19H67ZM93 20V19H92ZM106 20V19H105ZM121 20V19H120ZM127 20V19H126ZM138 20H139V18H138ZM150 20V19H149ZM165 20V19H164ZM173 20V19H172ZM182 20V19H181ZM195 20V19H194ZM211 20V19H210ZM243 20V19H242ZM245 20H246V18H245ZM1 21V20H0ZM61 21V20H60ZM70 21V20H69ZM69 21H67V22H69ZM75 21V20H74ZM103 21V20H102ZM107 21H109V20H107ZM118 21V20H117ZM134 21V20H133ZM132 21V22H133ZM142 21V20H141ZM168 21V20H167ZM174 21H176L177 22V20H174ZM187 21V20H186ZM231 21V20H230ZM244 21V20H243ZM19 22V21H18ZM24 22V21H23ZM48 22H49V20H48ZM50 22H51V19H50ZM55 22V21H54ZM53 22V23H54ZM57 22H59V21H56V23ZM66 22V21H65ZM79 22V21H78ZM82 22H84V21H82ZM90 22V21H89ZM123 22H124V20H123ZM136 22H138V21H136ZM144 22V21H143ZM146 22V21H145ZM151 22V21H150ZM158 22H159V17H158ZM168 22H170V21H168ZM217 22V23H218ZM248 22V23H247ZM79 23H81V22H79ZM105 23H106V21H105ZM112 23H114V21H112ZM117 23H119V22H117ZM124 23H126V22H124ZM147 23V22H146ZM153 23V22H152ZM167 22H165V24H166ZM175 23V22H174ZM190 23V22H189ZM201 23V22H200ZM214 23V22H213ZM228 23V22H227ZM52 24V23H51ZM55 24V23H54ZM69 24H72L71 22L69 23ZM84 24V23H83ZM98 24H99V22H98ZM103 24V23H102ZM135 24V23H134ZM154 24H157V21H156V23H154ZM171 24V23H170ZM202 24V23H201ZM56 25V24H55ZM66 25H67V23H66ZM74 25V24H73ZM72 25V26H73ZM76 25V24H75ZM111 25V24H110ZM109 25V26H110ZM114 25H115V23H114ZM120 25V24H119ZM124 25V24H123ZM128 25V24H127ZM126 25V26H127ZM141 25V24H140ZM167 25V24H166ZM165 25V26H166ZM233 25V24H232ZM46 26H47V24H46ZM46 26H45V28H46ZM58 26V25H57ZM68 26V25H67ZM71 26V25H70ZM82 26V25H81ZM99 26V25H98ZM112 26H113V24H112ZM138 27H139V25H137ZM142 26V25H141ZM151 26V25H150ZM164 26V25H163ZM164 26V27H165ZM186 26V25H185ZM184 26V27H185ZM264 26V23H263V25L261 26V28ZM48 27V26H47ZM53 27H54V25H53ZM56 27V26H55ZM60 27H61V25H60ZM87 27V26H86ZM101 27V26H100ZM107 27V26H106ZM116 27V26H115ZM124 27V26H123ZM172 27H173V25H172ZM177 27V26H176ZM183 27V28H184ZM187 27V26H186ZM230 27V26H229ZM44 28V27H43ZM76 28V27H75ZM78 28V27H77ZM79 28L81 29V27L79 26ZM92 28V27H91ZM111 28V27H110ZM181 28V27H180ZM195 28V27H194ZM47 29H49V28H47ZM53 29V28H52ZM62 29H64V28H62ZM61 29V30H62ZM96 29V28H95ZM95 29H94V31H95ZM119 29V28H118ZM133 29V28H132ZM136 29V28H135ZM138 29V28H137ZM136 29V30H137ZM140 29H141V27H140ZM143 29V28H142ZM148 29H150L149 27H148ZM159 29V28H158ZM161 29V28H160ZM170 29V28H169ZM185 29V28H184ZM196 29H197V27H196ZM200 29V28H199ZM49 30H51V28L49 29ZM57 30H58V28H57ZM93 30V29H92ZM91 30V31H92ZM98 30V29H97ZM115 30V29H114ZM123 30V29H122ZM128 30V29H127ZM225 29H223V31H224ZM227 30V29H226ZM262 30V29H261ZM45 31V30H44ZM53 31V30H52ZM67 31V30H66ZM83 31V30H82ZM81 31V32H82ZM85 31H86V29H85ZM144 31V30H143ZM149 31V30H148ZM165 31V30H164ZM167 31V30H166ZM32 32V33H31ZM51 32V31H50ZM77 32H78V30H77ZM100 34H99V36L101 37V38H103V40H104V42H105V40H107L106 42H110V44L108 43V46L110 45L111 46V48L108 50V51H112V54L114 55H112L113 56V58L114 59H112V58H110V60L112 59V60H114V62L112 61H110L109 59H106V60H109L111 63H113V64H111L112 65V67L114 66V68H112V69H115L116 70V72L118 73V76L119 77H121L127 84H128V86H129V89H130V94H129V100H131V101H133V100H135V98H136V96L141 92L140 91V87L137 85V83L136 82H134L133 80H134V78L132 77V78H130V72L128 71V69H127V67H126V61L128 60V59H130V60H133V61H135L136 63L138 62V61H140V55H142V53L143 52H146L145 51V49H146V46L145 45H143V44H141V43H139L138 44V42H137V44L134 46V48H135V50H132V51H130V50H128L129 49V45H128V41L126 40V38H119V34L117 35L118 37H116V35H115V33H114V35L109 31V30H106V29H101V31H98ZM116 32V31H115ZM132 32H134V31H132ZM139 32V31H138ZM162 32V31H161ZM174 32V31H173ZM179 32V31H178ZM181 32V31H180ZM179 32V33H180ZM219 32H222V31H219ZM256 32L258 33L259 32V34L261 35V37H260V40H258L259 38H257L258 37V35L256 34ZM52 33V32H51ZM67 33V32H66ZM124 33V32H123ZM128 33V32H127ZM145 33H146V30H145ZM179 33H177V34H179ZM185 33V32H184ZM214 33V32H213ZM253 33L254 34H256L257 35V37L255 36V35H253ZM41 34V33H40ZM39 34V35H40ZM42 34H46L45 32H43L42 31ZM83 34V36H84V33H82ZM87 34V33H86ZM90 34V33H89ZM94 34V33H93ZM96 34V33H95ZM137 34V33H136ZM140 34V33H139ZM143 34V33H142ZM147 34V33H146ZM145 34V35H146ZM154 34V33H153ZM159 34V33H158ZM161 34V33H160ZM165 34H166V32H165ZM207 34V33H206ZM211 34V33H210ZM27 35V36H26ZM62 35V34H61ZM64 35V34H63ZM172 35H173V33H172ZM172 35H170V36H172ZM214 35V34H213ZM223 35V34H222ZM252 35H253V37H252ZM33 36H34V34H33ZM36 36H38V35H36ZM45 36V35H44ZM43 36V37H44ZM58 36V35H57ZM76 36H77V34H76ZM82 36V35H81ZM82 36V37H83ZM93 36V35H92ZM98 36V37H99ZM121 36V35H120ZM122 36H124V35H122ZM144 36V35H143ZM150 36H151V34H150ZM150 36H148V37H150ZM154 36V35H153ZM161 36V35H160ZM168 36V35H167ZM177 37H178V35H176ZM193 36V35H192ZM195 36V35H194ZM212 36V35H211ZM224 36H223V39H224ZM17 37H19V36H17ZM30 37V36H29ZM69 36H67V38H68ZM72 37V36H71ZM85 37V36H84ZM91 37V36H90ZM142 37V36H141ZM157 37V36H156ZM180 37V36H179ZM187 37V36H186ZM209 37V36H208ZM218 37V36H217ZM256 39H255V38ZM25 38H24V40H25ZM34 38V37H33ZM33 38H32V41H35L36 39H34L33 40ZM36 38V37H35ZM46 38V37H45ZM44 38V39H45ZM53 38H55V36L53 37ZM140 38V37H139ZM155 38V37H154ZM205 38V37H204ZM212 38V37H211ZM28 39V38H27ZM30 39V38H29ZM39 39V37L37 38V40ZM42 39V38H41ZM68 39H70V37L68 38ZM89 39H91V38H89ZM95 39H97V38H95ZM135 39V38H134ZM150 39V38H149ZM166 39V38H165ZM169 39V38H168ZM174 39V38H173ZM181 39V38H180ZM248 39V40H247ZM9 40V41H8ZM21 40H23L22 38H21ZM49 40V39H48ZM56 40V39H55ZM73 40V39H72ZM81 40V39H80ZM79 40V41H80ZM86 40V39H85ZM98 40V39H97ZM102 40V41H103ZM130 40V39H129ZM141 40V39H140ZM154 40V39H153ZM203 40V39H202ZM250 40V41H249ZM20 41V40H19ZM26 41V40H25ZM32 41H30L29 43H31ZM82 41V40H81ZM138 41V40H137ZM144 41V40H143ZM168 41V40H167ZM170 41V40H169ZM183 41V40H182ZM208 41H210V40H208ZM13 42V41H12ZM24 42V41H23ZM28 42V41H27ZM51 42V41H50ZM49 42V43H50ZM65 42V41H64ZM69 42H70V40H69ZM82 42H84V41H82ZM89 42V41H88ZM96 42V41H95ZM98 42H100V40L98 41ZM103 42V45L105 44ZM131 42V41H130ZM136 42V41H135ZM134 42V43H135ZM153 42V41H152ZM155 42V41H154ZM162 42V41H161ZM221 42V41H220ZM14 43H16V42H14ZM36 43H39V42H36ZM46 43V42H45ZM65 43H67L68 44V41H66ZM74 43V42H73ZM87 43V42H86ZM92 43V42H91ZM94 43V42H93ZM92 43V44H93ZM133 43V44H134ZM148 43V42H147ZM165 43V42H164ZM206 43V42H205ZM21 44V43H20ZM72 44V43H71ZM77 43H75V44H73L74 46L76 45ZM89 44V43H88ZM92 44H89V45H91L92 46ZM98 44H101V43H98ZM132 44V45H133ZM146 44V43H145ZM173 44V43H172ZM178 44V43H177ZM199 44V43H198ZM222 44V43H221ZM37 45V44H36ZM45 45V44H44ZM44 45H42V46H44ZM52 45V44H51ZM58 45V44H57ZM81 45V44H80ZM85 45V44H84ZM95 45H97L96 43H95ZM102 45V44H101ZM101 45H100V47H101ZM103 45H102V47H103ZM151 45H152V43H151ZM156 45V44H155ZM158 45V44H157ZM164 45V44H163ZM188 45V44H187ZM200 45H201V43H200ZM199 45V46H200ZM229 45V46H228ZM41 46V47H42ZM50 46V45H49ZM62 46V45H61ZM76 46H78V45H76ZM94 46V45H93ZM92 46V47H93ZM107 46V45H106ZM173 46V45H172ZM190 46V45H189ZM218 46H220V45H218ZM11 47V46H10ZM16 47V46H15ZM41 47H39V48H41ZM82 47V46H81ZM80 47V48H81ZM98 47V46H97ZM165 47H168V46H166L165 45ZM169 47H171V46H169ZM177 47V46H176ZM206 47V46H205ZM34 48V47H33ZM33 48H31V49H33ZM43 48V47H42ZM46 48H48V47H46ZM53 48V47H52ZM57 48H60L59 46L57 47ZM67 48V47H66ZM68 48H69V46H68ZM83 48V47H82ZM81 48V49H82ZM105 48V47H104ZM158 48H159V45H158ZM198 48V47H197ZM214 48V47H213ZM252 48H253V50H254V55L251 53V51H252ZM17 49V48H16ZM20 49H22V48H20ZM19 49V50H20ZM23 49H24V47H23ZM50 49V48H49ZM71 49V48H70ZM69 49V50H70ZM78 49H79V47H78ZM77 49V50H78ZM80 49V50H81ZM88 49V48H87ZM154 49V48H153ZM174 49V48H173ZM183 49V48H182ZM7 50V49H6ZM9 50H11V49H9ZM30 50V49H29ZM29 50H26V52H25V56L24 57H22V59H19L20 61H21V63H22V61H23V63L25 64V66L27 67V69H29L28 71L31 73V70L33 69V67H34V65H35V58L33 57V55H32V52H31V50L29 51ZM35 50V49H34ZM40 50V49H39ZM38 50V51H39ZM44 50V49H43ZM75 50V49H74ZM83 50V49H82ZM93 50H95V49H93ZM93 50L91 51V49H90V51L91 52H93ZM101 50H102V48H101ZM106 50V49H105ZM104 50V51H105ZM165 50V49H164ZM167 50H169V49H167ZM175 50H177V48L175 49ZM198 50V49H197ZM203 50V49H202ZM217 50V49H216ZM215 50V51H216ZM18 51V50H17ZM42 51V50H41ZM47 51V50H46ZM50 51V50H49ZM59 51V50H58ZM67 51V50H66ZM73 51V50H72ZM71 51V52H72ZM87 51V50H86ZM158 51V50H157ZM172 51V50H171ZM35 52H36V50H35ZM44 52V51H43ZM68 52V51H67ZM66 52V53H67ZM75 52V51H74ZM90 52V53H91ZM96 52H97V50H96ZM99 52V51H98ZM106 52H107V50H106ZM155 52V51H154ZM192 52H194V51H192ZM213 52V51H212ZM8 53V52H7ZM6 53V54H7ZM10 53V52H9ZM14 53H16L15 51H14ZM36 53H38V52H36ZM58 53V52H57ZM56 53V54H57ZM61 53V52H60ZM69 53V52H68ZM76 53V52H75ZM80 53V52H79ZM84 53H85V51H84ZM87 53H88V51H87ZM105 53V52H104ZM159 53V52H158ZM161 53V52H160ZM177 53H179V52H177ZM220 53V52H219ZM44 54V53H43ZM55 54V55H56ZM59 54V53H58ZM61 54H63V53H61ZM61 54H59V56L61 55ZM81 54V53H80ZM95 54V53H94ZM99 54V53H98ZM97 54V55H98ZM163 54V53H162ZM206 54V53H205ZM204 54V55H205ZM210 54V53H209ZM252 54V56L251 57H253V58H250V57H248V56H250ZM21 55H23V54H21ZM54 55V56H55ZM65 55V54H64ZM92 55V54H91ZM97 55H96V58H97ZM103 55V54H102ZM101 55V56H102ZM108 55H110V53L108 54ZM145 55V54H144ZM149 55V54H148ZM147 55V56H148ZM201 55V54H200ZM221 55V54H220ZM227 55V56H226ZM5 56V55H4ZM84 56V55H83ZM87 56V55H86ZM85 56V57H86ZM88 56H90V55H88ZM88 56L86 57V59L88 58ZM104 56V55H103ZM151 56V55H150ZM174 56V55H173ZM177 56V58L176 59H179V60H181V58H183V53L181 52V53H179L178 55H176ZM66 56H64L63 57V59L65 58ZM78 57H79V55H78ZM94 57V56H93ZM100 57V56H99ZM99 57H98V61H99ZM153 57V56H152ZM172 57V56H171ZM201 57H203V56H201ZM211 57V56H210ZM4 58V57H3ZM8 58H9V56H8ZM16 58H19V56L18 57H16ZM21 58V57H20ZM40 58V57H39ZM41 58H43V61L46 63V64H50L51 62H50V59H51V56L50 57H48L46 54L42 57L41 56ZM76 58H77V56H76ZM80 58V57H79ZM96 58H95V60H96ZM109 58V57H108ZM149 58V57H148ZM168 58V57H167ZM200 58V57H199ZM221 58V57H220ZM250 58V59H249ZM6 59V58H5ZM10 59V58H9ZM8 59V60H9ZM38 59V58H37ZM59 59V58H58ZM85 59V60H86ZM93 59V58H92ZM101 59V58H100ZM105 59V58H104ZM104 59H103V61H104ZM143 59V58H142ZM158 59V58H157ZM171 59V58H170ZM175 59V58H174ZM219 59V58H218ZM238 59H240L239 60V63L238 62H236V61H238ZM241 59L244 61L243 62V64H240V61H241ZM3 60V59H2ZM7 60V61H8ZM13 59H11V61H12ZM19 60L18 59H15L14 58V60L12 61V63H13V66H14V64H15V66H16V64L18 65L19 63ZM52 60H54V61H56L54 58L52 59ZM51 60V61H52ZM62 60V59H61ZM61 60H59V61H61ZM66 60V59H65ZM80 60V59H79ZM82 60V59H81ZM91 60V59H90ZM178 60V61H179ZM196 60V59H195ZM206 60V59H205ZM209 60V59H208ZM217 60V59H216ZM222 60V59H221ZM67 61V60H66ZM83 61V60H82ZM81 61V62H82ZM148 61V60H147ZM152 61V60H151ZM182 61V60H181ZM5 62V61H4ZM38 62V61H37ZM42 62V61H41ZM58 62V61H57ZM69 62H70V60H69ZM76 62V61H75ZM77 62H79V61H77ZM94 62V61H93ZM100 62V61H99ZM102 62V61H101ZM106 62V61H105ZM105 62H103V63H105ZM171 62V61H170ZM212 62V61H211ZM213 62H214V60H213ZM11 65H12V63L11 62H9ZM59 63V62H58ZM98 63V62H97ZM103 63H101V64H103ZM139 63V62H138ZM151 63V62H150ZM173 63V62H172ZM175 63V62H174ZM202 63V62H201ZM218 63V62H217ZM1 64V66H2V63H0ZM38 64V63H37ZM87 64V63H86ZM89 64V63H88ZM91 64V63H90ZM99 64V63H98ZM98 64H96V61H95V66L96 65H98ZM140 64V63H139ZM158 64V63H157ZM156 64V65H157ZM182 64V63H181ZM183 64H184V62H183ZM194 64V63H193ZM219 64V63H218ZM51 65V64H50ZM53 65V64H52ZM51 65V66H52ZM94 65V64H93ZM133 65V64H132ZM146 65V64H145ZM151 65V64H150ZM212 66H213V64H211ZM217 65V64H216ZM223 65V64H222ZM5 66V65H4ZM14 66V67H15ZM48 67H49V65H47ZM61 66H62V64H61ZM92 66V65H91ZM159 66V65H158ZM179 66V65H178ZM180 66H182V65H180ZM55 67V66H54ZM66 67H67V65H66ZM73 67V66H72ZM71 66H69V68H72ZM76 67V66H75ZM109 67V66H108ZM140 67V66H139ZM149 67V66H148ZM165 67V66H164ZM184 67V66H183ZM182 67V68H183ZM190 67V66H189ZM195 67H197V65L195 66ZM217 67V66H216ZM56 68H57V66H56ZM64 68V67H63ZM82 68V67H81ZM93 68V67H92ZM103 68V71L105 70V69H107V68H105L104 66H102V65H98V67L95 69L94 68V71H95V73L97 74V69H98V71L99 72H102L101 71V69ZM105 68V69H104ZM110 68H111V66H110ZM147 68V67H146ZM171 68V67H170ZM174 68V67H173ZM182 68H181V70H182ZM186 68V67H185ZM2 69L3 68H1L0 69V71H2ZM18 69V68H17ZM85 69V68H84ZM87 69V68H86ZM85 69V70H86ZM88 69H90L89 67H88ZM111 69V70H112ZM129 69H130V67H129ZM199 69V68H198ZM218 69H219V67H218ZM49 70V69H48ZM53 70V69H52ZM62 70H65V69H62ZM69 70V69H68ZM74 70V69H73ZM81 70H83V69H80V71ZM145 70V69H144ZM152 70V69H151ZM158 70V69H157ZM162 70H164V69H162ZM170 70V69H169ZM12 71H14V70H12ZM27 71V72H28ZM67 71V70H66ZM70 71V70H69ZM93 71V72H94ZM110 71V70H109ZM133 71V70H132ZM156 71V70H155ZM154 71V73H156ZM179 71H180V69H179ZM195 71H196V69H195ZM194 71V72H195ZM5 72V71H4ZM11 72V71H10ZM21 72V71H20ZM64 73H65V71H63ZM71 72H72V70H71ZM98 72V73H99ZM107 72V71H106ZM113 72V71H112ZM153 72V71H152ZM162 72L163 71H161V73L160 74H162ZM185 72V71H184ZM237 72H239V76L241 77V79H240V77L239 78H237L236 77V74H237ZM58 73V72H57ZM75 73H76V71H75ZM78 73V72H77ZM83 73V72H82ZM81 73V74H82ZM105 73V72H104ZM104 73H102V74H104ZM115 73V72H114ZM132 73V72H131ZM154 73H153V75H154ZM176 73V72H175ZM207 73V72H206ZM6 74V73H5ZM7 74H8V72H7ZM12 74V73H11ZM16 74V73H15ZM14 74V75H15ZM17 74H18V71H17ZM24 74V73H23ZM27 74V73H26ZM29 74V73H28ZM54 74H56V71H55V73ZM164 74V73H163ZM162 74V75H163ZM180 74V73H179ZM189 74V73H188ZM194 74V73H193ZM205 74V73H204ZM44 75V74H43ZM59 75V74H58ZM73 75V74H72ZM71 75V76H72ZM76 75V74H75ZM82 75H84V73L82 74ZM100 75V74H99ZM98 75V76H99ZM137 75H139V74H137ZM146 75H147V73H146ZM146 75H144V76H146ZM186 75V74H185ZM198 76H199V74H197ZM34 76V75H33ZM37 76V75H36ZM39 76V75H38ZM42 76V75H41ZM64 76V75H63ZM66 76V75H65ZM64 76V77H65ZM88 76H90V74L88 75ZM94 76V75H93ZM92 76V78H94ZM96 76V75H95ZM104 76H105V74H104ZM117 76V75H116ZM132 76V75H131ZM143 76V77H144ZM156 76V75H155ZM168 76V75H167ZM171 76V75H170ZM19 77V76H18ZM50 77V76H49ZM64 77H63V79L62 80H64ZM73 77V76H72ZM82 77V76H81ZM84 77V76H83ZM102 77V76H101ZM106 77V76H105ZM112 77H113V75H112ZM142 77V76H141ZM149 77V76H148ZM165 77V76H164ZM169 77V76H168ZM179 77V76H178ZM182 77V76H181ZM194 77V76H193ZM203 77H204V75H203ZM15 78V77H14ZM28 78H30V76L28 77ZM37 78V77H36ZM41 78V77H40ZM53 78V77H52ZM52 78H51V81H52ZM61 78V77H60ZM98 78V77H97ZM115 78V77H114ZM155 78V77H154ZM163 78V77H162ZM175 78H176V76H175ZM239 80L238 82H237V80ZM15 79H17V78H15ZM14 79V80H15ZM25 79H27V77L25 78ZM46 79H47V77H46ZM55 79V78H54ZM57 79V78H56ZM73 79V78H72ZM75 79V78H74ZM79 79V78H78ZM87 79H88V77H87ZM113 79V78H112ZM117 79V78H116ZM143 79H145L146 80V78H143ZM142 79V80H143ZM149 79V78H148ZM148 79H147V81H148ZM169 79V78H168ZM198 79V78H197ZM1 80V79H0ZM33 80H34V78L32 79V82H33ZM49 80H50V78H49ZM48 80V81H49ZM76 80V79H75ZM82 80H84V79H82ZM98 80V79H97ZM105 80V79H104ZM106 80H108V78L106 79ZM105 80V81H106ZM119 80V79H118ZM137 80V79H136ZM152 80H154V79H152ZM156 80V79H155ZM161 80V79H160ZM173 80V79H172ZM179 80V79H178ZM188 80H189V78H188ZM191 80V79H190ZM196 80V79H195ZM200 80H201V78H200ZM241 80V81H240ZM10 81H11V79H10ZM22 81V80H21ZM25 81V80H24ZM28 81H29V79H28ZM31 81V80H30ZM35 81H36V79H35ZM39 81V80H38ZM61 81V80H60ZM68 81H69V79H68ZM71 81V80H70ZM78 81V80H77ZM80 81V80H79ZM78 81V82H79ZM89 81V80H88ZM95 81V80H94ZM101 81H102V79H101ZM104 81V82H105ZM109 81H111V80H108V83H109ZM116 81V80H115ZM183 81V80H182ZM187 81V80H186ZM204 81V80H203ZM206 81V80H205ZM207 81H208V78H207ZM16 82V81H15ZM15 82H13V83H15ZM32 82H31V85H32ZM47 81L45 80V83H46ZM56 82L57 83H63L62 81L61 82H59V80L58 81H53V83H52V86H50V87H54L55 85H56ZM64 82L66 83V79L64 80ZM71 82H73V80L71 81ZM75 82V81H74ZM77 82V83H78ZM84 82V81H83ZM96 82V81H95ZM98 82V81H97ZM145 82V81H144ZM156 81H154V83H155ZM162 82V81H161ZM160 82V83H161ZM171 82V81H170ZM178 82V81H177ZM194 82V81H193ZM201 82H202V80H201ZM2 83V82H1ZM12 83V84H13ZM34 83V82H33ZM39 83V82H38ZM44 83V82H43ZM69 83V82H68ZM76 83V82H75ZM79 83H81V82H79ZM85 83V82H84ZM89 83V82H88ZM93 83V82H92ZM99 83V82H98ZM122 83H123V81H122ZM142 83V82H141ZM151 83V82H150ZM163 83V82H162ZM205 83V82H204ZM8 85V83H5L4 85H1L2 86V88L0 87V91L2 92V90H4V91H8L7 92V94L9 93V90L11 91V89H14L13 87L11 88V87H9V85ZM10 84V83H9ZM12 84H10V86L12 85ZM16 84V83H15ZM73 85H74V83H72ZM103 84V83H102ZM101 84V85H102ZM105 84V83H104ZM139 84V83H138ZM153 84V83H152ZM164 84V83H163ZM166 85H167V83H165ZM168 84H170L171 85V83H168ZM176 84V83H175ZM191 84H192V82H191ZM206 84V83H205ZM210 84V83H209ZM18 85V84H17ZM21 85V84H20ZM23 85V84H22ZM28 85H30V84H28L27 83V85L25 86L24 85V87H30V86H28ZM34 85H36V84H34ZM38 85V84H37ZM48 85V84H47ZM46 85V86H47ZM50 85V84H49ZM49 85L47 86V87H49ZM58 85V84H57ZM56 85V86H57ZM63 85H64V83H63ZM70 85V84H69ZM109 85V84H108ZM116 82H115V87H116ZM143 85V84H142ZM165 85V86H166ZM173 85V84H172ZM178 85H179V83H178ZM182 85H183V82H182ZM201 85H204V84H201ZM213 85H215V84H213ZM223 85H225V87L223 86ZM15 86V85H14ZM78 86V85H77ZM95 86V85H94ZM105 86H106V84H105ZM111 86H113V85H111ZM123 86H124V84H123ZM122 86V87H123ZM127 86V87H128ZM153 86V85H152ZM157 86V85H156ZM179 86H181V84L179 85ZM211 86V85H210ZM223 86V87H222ZM18 88H19V85L17 86ZM36 87V86H35ZM41 87H42V85H41ZM44 87V86H43ZM59 87H60V85H59ZM82 87V86H81ZM85 87V86H84ZM99 87V86H98ZM118 87V86H117ZM147 87V86H146ZM159 87H160V85H159ZM191 87V86H190ZM193 87H195V86H193ZM192 87V88H193ZM11 88V89H10ZM22 88H23V86H22ZM33 88V87H32ZM38 88H39V86H38ZM67 88V87H66ZM68 88H69V86H68ZM96 88V87H95ZM113 88V87H112ZM148 88V87H147ZM181 88H183V87H181ZM185 88H186V86H185ZM188 88V87H187ZM37 89V88H36ZM42 89H44V88H42ZM70 89V88H69ZM68 89V90H69ZM81 89V88H80ZM86 89V88H85ZM93 89V88H92ZM125 89V88H124ZM144 89V88H143ZM155 89V88H154ZM194 89V88H193ZM201 89H202V87H201ZM18 90V89H17ZM24 90V89H23ZM29 90H30V88H29ZM35 92H36V90L35 89H33ZM38 90H40V89H38ZM75 89L73 88V91H74ZM78 90V89H77ZM84 90V89H83ZM88 90V89H87ZM94 90V89H93ZM96 90V89H95ZM105 90H106V88H105ZM113 90V89H112ZM158 90V89H157ZM172 90H173V88H172ZM177 90V89H176ZM188 90V89H187ZM222 90V89H221ZM220 90V91H221ZM13 91V90H12ZM20 91H22V90H20ZM43 91V90H42ZM45 91V90H44ZM43 91V92H44ZM50 91H52V90H50ZM72 91V92H73ZM86 91V90H85ZM88 91H90V89L88 90ZM87 91V92H88ZM98 91V90H97ZM102 91V90H101ZM109 91V90H108ZM115 91V90H114ZM118 91V90H117ZM116 91V92H117ZM145 91V90H144ZM147 91V90H146ZM152 91V90H151ZM156 91V90H155ZM175 91V90H174ZM179 91V90H178ZM183 91V90H182ZM191 91H193V90H191ZM207 91V90H206ZM213 91H214V89H213ZM219 91V90H218ZM217 91V92H218ZM15 92V91H14ZM19 92V91H18ZM17 92V93H18ZM25 92V95H26V91H24ZM30 92V91H29ZM41 92V91H40ZM53 92V91H52ZM63 92V91H62ZM75 92H76V90H75ZM82 92V91H81ZM92 92V91H91ZM94 92V91H93ZM104 92H107V91H104ZM111 92H113V91H111ZM111 92H110V94H111ZM173 92V91H172ZM196 92H197V90H196ZM201 92V91H200ZM229 92V91H228ZM14 94L13 92H10V94ZM32 93V92H31ZM38 93H39V91H38ZM46 93V92H45ZM54 93V92H53ZM98 93V92H97ZM96 93V94H97ZM149 93V92H148ZM147 93V94H148ZM161 93H162V91H161ZM191 93V92H190ZM257 93V94H256ZM19 94H20V92H19ZM22 94V93H21ZM35 94V93H34ZM47 94V93H46ZM49 94V93H48ZM52 94V93H51ZM56 94V93H55ZM67 94V93H66ZM79 94H81V93H79ZM89 94H91V93H89ZM102 94V93H101ZM108 94H109V92H108ZM114 94V93H113ZM126 94V93H125ZM142 94V93H141ZM145 94V93H144ZM154 94V93H153ZM170 94V93H169ZM175 94V93H174ZM178 94H179V92H178ZM189 94V93H188ZM192 94H194V93H192ZM191 94V95H192ZM209 94V93H208ZM6 95V94H5ZM15 95H17L16 93H15ZM15 95H13L15 98H16V96ZM37 95V94H36ZM57 95V94H56ZM71 95V94H70ZM77 95V94H76ZM87 95H88V93H87ZM127 95V94H126ZM152 95V94H151ZM166 95V94H165ZM177 95V94H176ZM195 95V94H194ZM197 95V94H196ZM225 95V94H224ZM9 96V95H8ZM13 96H11L10 97V99L12 98L13 99V101H15V99H14V97ZM22 96V95H21ZM34 96V95H33ZM32 96V97H33ZM40 96V95H39ZM38 96V97H39ZM44 96V95H43ZM43 96H40V97H43ZM48 96V95H47ZM72 96V95H71ZM71 96H69V97H71ZM89 96V95H88ZM87 96V97H88ZM98 96V95H97ZM108 96V95H107ZM109 96H111V95H109ZM119 96V95H118ZM118 96H117V98H118ZM121 96H122V94H121ZM139 96V95H138ZM141 96V95H140ZM170 96V95H169ZM168 96V97H169ZM210 96V95H209ZM228 96V95H227ZM17 97H18V95H17ZM26 97H28L27 95H26ZM37 97V96H36ZM35 97V98H36ZM61 97V96H60ZM92 96H90V98H91ZM98 97H100V96H98ZM112 97H113V95H112ZM144 97V96H143ZM151 97H153V96H151ZM180 97V96H179ZM178 97V98H179ZM197 97V96H196ZM217 97V96H216ZM224 97V96H223ZM230 97V96H229ZM0 98H1V96H0ZM23 98V97H22ZM34 98V100H36ZM47 98V97H46ZM46 98H45V100H46ZM74 98H76V97H74ZM93 98V97H92ZM103 98V97H102ZM107 98V97H106ZM105 98V99H106ZM114 98V97H113ZM116 98V97H115ZM128 98H127V100H128ZM138 98V97H137ZM140 98V97H139ZM139 98L134 102V106H135V103H136V106H138L137 108H134V109H136V110H133V111H136V115H134V116H136L135 118H138L137 120H138V122L139 123H137V124H139L137 127L139 128V133H140V129H141V133L142 134H144V132H146L145 131V128L143 127V124L144 123H142L143 122V119H144V114H145V109H147V108H145V106L146 105H144V102L143 101H140L139 100ZM163 98V97H162ZM183 98V97H182ZM186 98H187V96H186ZM226 98V97H225ZM252 98H254L253 100H252ZM8 99V98H7ZM10 99L9 100H7L8 101V103L11 105L12 103H10ZM11 99V100H12ZM26 99H28V98H26ZM30 99V98H29ZM48 99H49V97H48ZM84 99V98H83ZM87 99V98H86ZM99 99H101V98H99ZM124 99V98H123ZM151 99V98H150ZM154 99H156V97L154 98ZM153 99V100H154ZM160 99V98H159ZM174 100L176 99V98H173ZM218 99V98H217ZM230 99V98H229ZM16 100H17V98H16ZM18 100H20V98L18 99ZM39 100H40V98H39ZM42 100V99H41ZM65 100V99H64ZM64 100L62 101L63 103H64ZM79 100V99H78ZM90 100V99H89ZM92 100V99H91ZM102 100V99H101ZM106 100H108V99H106ZM112 100V99H111ZM147 100V99H146ZM158 100V99H157ZM168 100V99H167ZM192 100V99H191ZM205 100V99H204ZM223 100V99H222ZM238 100V101H239ZM243 100H244V102H243ZM248 100H249V102H248ZM1 102H3V99H1L0 100ZM30 101H32V100H30ZM38 101V100H37ZM52 101H53V99H52ZM58 101H60V100H58ZM71 101V100H70ZM103 101H104V98H103ZM123 101V100H122ZM124 101H125V99H124ZM169 101H170V99H169ZM210 101V100H209ZM220 101V100H219ZM237 101V102H238ZM5 102V101H4ZM12 102V101H11ZM17 101H15V103H16ZM53 102H56V101H53ZM67 101H65V103H66ZM72 102V101H71ZM70 102V103H71ZM92 102V101H91ZM95 102V101H94ZM99 102H100V100H99ZM155 102V101H154ZM163 102V101H162ZM172 102V101H171ZM261 102H262V104H263V102L264 101H262L261 100ZM260 102V103H261ZM6 103V102H5ZM7 103V104H8ZM14 103V102H13ZM20 103H21V100H20ZM20 103H16L18 106H14L13 104L11 105V109H9L10 111H9V114H7V115H4L3 117L0 115V118H1V120H0V146H4L2 143L3 142H6L5 143V146L6 147H9V149H7L5 146H4V148L7 150V151H5V149L3 148V147H1L2 149H4V151L5 152H9V150H11V153H9L10 154V157H8V158H6V159H4V156H3V159L1 158L0 159V188L2 189H4L3 191L5 192V188H6V190H8V191H10L11 193H12V190H13V192L15 191V193L13 194H9V192L7 191V193L9 194V195H6V196H4L3 195V193L0 195V205H1V207L2 206H4V208H3V210H5V207L6 206H8V209H7V207H6V211L7 210H9V212H10V209H12L11 207H15L13 210L14 211H17V210H15V209H19L18 210V214L15 216V221H16V219L18 218V220H17V224L19 223L20 224V222L22 223V222H25V228H26V230H24V231H26V233H28L30 236H32V235H36L38 238H37V240L36 241H38L37 243H36V241H35V243L37 244H34V242H33V240H31V238H29V237H27V238H29L32 242H29V243H32V245L31 244H29L28 243V245H27V243H25V250H29V246H33V244L34 245H36V246H33V247H35V248H37L38 250H40L39 252L43 255V253H42V251L41 250H46V249H48L49 251H50V255L52 256V257H54V260H56V264H57V262H58V260L57 259H59L58 258V256L60 257L61 255H60V253L62 254V252L64 251V249L68 246V244H69V242L68 241H64V239L61 241V239H62V237L64 238V236H63V231H64V229L62 230H60V229H58V228H56V226H53V225H51V226H53V227H51L50 226V224L47 222V224H48V226H50V228H53L52 230L50 229V228H47V226H46V230H50V232L49 233H47L45 230H44V225H47V224H44L45 222H44V220H43V214H41V217H43V218H38L39 217V213H37L38 211H37V209H35L36 207H37V204H38V206L39 207H37V208H40V205H42L41 203H42V201L44 200V199H46L48 196L47 195H49L51 192H54V190H58L59 189V187H60V185H57V186H55L57 183H59L60 181H61V179L63 178V180L64 179H66L70 174H71V172H69V174H65V173H68V172H66V170H65V172H64V174H65V176H61V177H59L58 175L57 176H55V177H58V179L59 178H61L59 181H56L57 179H55V178H53V181L56 183H54L55 185L53 186V183H52V177L50 178V180L48 179H44V181L42 180V183L44 184V182H45V180H47V181H51V185H52V187L50 186H42V188L40 187V181H41V179L40 178H42L43 179V177L42 176H40V175H38L39 174V172L41 171L42 172V166L44 165V163H45V161L43 162V164L41 163V167H40V165L37 167L36 165L41 161L42 162V160L44 159V160H46V162H47V160L49 161V159L52 157V156H50L49 155V153L50 152H48V150H50L49 148H47V147H49L50 146V144H49V142H48V146L47 147H45L44 145V142H43V140H45V139H42V143L44 144H42V143H40L41 141L39 140V139H41V138H47V134H51V133H55L54 131L52 132V131H46V132H51V133H46L45 134V132L43 131V130H41V128H39L38 127V129H39V131H37L38 129H36L35 131H34V128H36L38 125H36V124H33V123H35L36 122V120H39L38 118L35 120H30L29 119V114L27 115V114H25V115H27L26 117H28V118H26L25 117V115H24V117L25 118H23V113H22V111L20 110V109H18V107H20ZM28 103H30V102H28ZM33 105H34V103L33 102H31ZM43 103V102H42ZM62 103V104H63ZM69 103V102H68ZM75 103H77L76 101H75ZM106 103V102H105ZM104 103V104H105ZM109 103V102H108ZM112 103H113V100H112ZM111 103V104H112ZM120 103V102H119ZM146 103H148V102H146ZM145 103V104H146ZM152 103V102H151ZM158 103V102H157ZM159 103H160V101H159ZM187 103V102H186ZM186 103H185V105H186ZM200 103V102H199ZM203 103H204V101H203ZM214 103V102H213ZM226 103H227V101H226ZM240 103V102H239ZM241 103V104H242ZM253 102H251L250 104H252ZM259 102H258V104H260ZM24 104H27V100H26V103H22L21 105H24ZM38 104V103H37ZM44 104V103H43ZM52 104V103H51ZM58 104H59V102H58ZM67 104V103H66ZM73 104V103H72ZM71 104V105H72ZM98 103L96 102V105H97ZM101 104V103H100ZM103 104V105H104ZM111 104H109V105H111ZM118 104V103H117ZM127 104V103H126ZM130 104V103H129ZM128 104V105H129ZM154 104V103H153ZM163 104V103H162ZM173 104H174V102H173ZM205 104H206V100H205ZM208 104V103H207ZM206 104V105H207ZM217 104V103H216ZM221 103H219V105H220ZM223 104H224V102H223ZM233 104V103H232ZM235 104V103H234ZM233 104V105H234ZM246 104V103H245ZM254 104H255V101H254ZM262 104H261V107H262ZM28 105L29 104H27L26 106L28 107ZM36 105V104H35ZM113 105V104H112ZM111 105V106H112ZM121 105H123V104H121ZM151 105V104H150ZM167 105H170V104H167ZM182 105V104H181ZM184 105V104H183ZM197 105V104H196ZM201 105V104H200ZM247 105V104H246ZM31 106V105H30ZM29 106V107H30ZM54 106V105H53ZM61 106V105H60ZM66 106V105H65ZM74 106H75V104H74ZM86 106V105H85ZM84 106V107H85ZM90 106V105H89ZM106 106H107V104H106ZM125 106V105H124ZM131 106V105H130ZM130 106H129V108H130ZM154 106V105H153ZM216 106V105H215ZM227 106V105H226ZM225 106V107H226ZM236 106H237V104L235 105V109H236ZM244 107L243 105H240V107ZM10 107V106H9ZM32 107V106H31ZM35 107V106H34ZM34 107H32V108H34ZM49 107V106H48ZM51 107V106H50ZM49 107V108H50ZM56 107H58V106H56ZM88 107V106H87ZM98 107V106H97ZM110 107V106H109ZM133 107V106H132ZM183 107V106H182ZM185 107V106H184ZM183 107V108H184ZM188 107V106H187ZM212 107V106H211ZM217 107H218V105H217ZM222 107H223V105L221 106V107H219V108H221L222 109ZM231 107H232V105H231ZM241 107V108H242ZM260 107V108H261ZM1 108V107H0ZM21 109H23L24 107L23 106H21L20 107ZM26 108V107H25ZM24 108V109H25ZM37 108V107H36ZM65 108V107H64ZM99 108V107H98ZM101 108V107H100ZM100 108L98 109L99 111H100ZM118 108V109H117ZM154 108H155V106H154ZM160 108V107H159ZM182 108V109H183ZM207 109H208V107H206ZM230 108V107H229ZM234 108V107H233ZM240 108V109H241ZM252 107H250V109H251ZM263 108H264V104H263ZM263 108H261V109H263ZM3 109V108H2ZM5 109V108H4ZM8 109V108H7ZM24 109H23V111H24ZM31 109V108H30ZM42 109V108H41ZM45 109V108H44ZM43 109V111H45ZM57 109V108H56ZM61 109H63V108H61ZM61 109L59 110V111H61ZM89 109V108H88ZM90 109H92V108H90ZM96 109V108H95ZM116 109H117V111L119 110V107H116ZM124 109V108H123ZM158 109V108H157ZM169 109H170V107H169ZM190 109V108H189ZM188 109V110H189ZM234 109V110H235ZM239 109V110H240ZM248 109V108H247ZM249 109V110H250ZM28 110H29V108H28ZM27 110V111H28ZM64 110H66V109H64ZM81 110V109H80ZM97 110V111H98ZM102 110V109H101ZM105 110V109H104ZM111 110V109H110ZM163 110H164V108H163ZM185 110V109H184ZM210 110V109H209ZM216 110H218L217 108H216ZM216 110H211L212 111V113H215L216 114ZM260 110V109H259ZM8 111V110H7ZM27 111H25L26 113H27ZM30 111H32V110H30ZM35 111V110H34ZM33 111V112H34ZM42 111V110H41ZM47 111V110H46ZM79 111V110H78ZM81 111H83V108H82V110ZM85 111V110H84ZM88 111V110H87ZM91 111V110H90ZM96 111V110H95ZM112 111V110H111ZM110 111V112H111ZM124 111V110H123ZM128 111V110H127ZM132 111V112H133ZM183 111V110H182ZM198 111V110H197ZM221 111V110H220ZM220 111L218 110V113H220ZM231 111H232V109H231ZM244 111V110H243ZM246 111V110H245ZM251 111V110H250ZM254 111V110H253ZM37 112V111H36ZM58 112V111H57ZM92 112V111H91ZM103 112V111H102ZM120 112V111H119ZM125 112V111H124ZM175 112V111H174ZM196 112V111H195ZM206 112V111H205ZM222 112V111H221ZM230 112V111H229ZM236 112V111H235ZM264 112V111H263ZM35 113V112H34ZM33 113V114H34ZM42 113V112H41ZM89 113V112H88ZM88 113H83L84 115L85 114H88ZM97 113V112H96ZM108 113V112H107ZM106 113V114H107ZM117 113V112H116ZM154 113V112H153ZM180 113H181V111H180ZM180 113H179V115H180ZM194 113V112H193ZM226 113V112H225ZM225 113H223V115L225 114ZM240 113V112H239ZM2 114V113H1ZM31 114V113H30ZM61 114V113H60ZM68 114V113H67ZM81 114H82V112H81ZM80 114V117H85V116H83V115H81ZM127 114V113H126ZM126 114H124V115H126ZM132 114V113H131ZM173 114V113H172ZM171 114V115H172ZM222 114V113H221ZM245 114V113H244ZM250 114V113H249ZM252 114V113H251ZM259 114H261V112L259 113ZM263 114V113H262ZM9 115V116H8ZM44 115V114H43ZM46 115V114H45ZM55 115H56V112H55ZM64 115V116H63ZM92 115V114H91ZM100 115V114H99ZM98 115V117H100ZM111 115H113V114H111ZM116 115V114H115ZM115 115H113V116H115ZM119 115V114H118ZM147 115H148V113H147ZM205 115V114H204ZM207 115V114H206ZM211 115V114H210ZM213 115V114H212ZM218 115V114H217ZM222 115V116H223ZM234 115V114H233ZM248 115V114H247ZM7 116V117H6ZM31 117L33 116V115H30ZM35 116V117H34ZM33 117L34 118H36V116L37 115H34ZM39 116H40V114H39ZM62 116H63V120H64V123L62 124L61 123V121H58L60 124H62L60 127L58 126L59 125V123H58V125H57V122H56V126L58 127V129L56 130V136H55V134H51V135H53V137L55 136V138L57 137V135L59 136V135H61V136H64V135H66L67 133H74V132H72V131H76L77 132V130L81 127L82 128V124L83 123H81V122H79V124H78V122H74V121H72L70 118H66L65 117V112H63L62 113ZM76 116V115H75ZM152 116V115H151ZM169 116V115H168ZM185 116V115H184ZM216 116V115H215ZM214 116V117H215ZM225 116V115H224ZM227 116V115H226ZM225 116V117H226ZM228 116H229V114H228ZM230 116H232V112H231V115ZM239 116V115H238ZM237 116V117H238ZM241 116V115H240ZM239 116V117H240ZM250 116V115H249ZM257 116H259V118L260 117H262V119L261 120H259V122L257 121V120H255L254 118H253V114H252V118H253V121L252 122H254V121H256V122H258V124H257V127H256V125L254 124V127H256L257 128V131L255 130V129H252L251 130V128L252 127H249V126H247V127H249L248 129V131H246L247 130V128H245V129H243V131L242 130H240V131H242L243 133H246V134H243L244 136L243 137H241L240 139H239V141H240V143H239V141L237 142V144H238V148H237V150H235L237 153H238V150H239V171L237 170L238 168H236V170H237V172H235V174H233L232 173V171H234L235 170V168L233 167V168H231V169H233L232 171H231V174L233 175H231L230 173H228V178L226 179V178H224V179H222L223 177H227L226 175V173H225V176H222L223 175V171L222 170H224V172H225V168L226 167H224L228 162H229V164H227V165H235L236 163H235V161H234V164H231V160H228V162L226 163V164H224V166H222V167H224V169H222L221 170V172L219 171V173H218V171H216V170H214V171H216L217 173H215V174H210L209 175V177H211V179H209V177L208 176H206V178H205V175H203V174H199V173H197V162L199 163V161L198 160H194V162H195V164L193 165V163L194 162H192V160H193V157L194 156H191V154L189 155V156H191L192 158V160L191 159H189V162H190V160H191V163L192 164H190L191 165V167H192V165H193V173H191V174H185V175H182V174H184V173H180L179 175H181V177L179 176H177L176 177V174L178 173V171H176L177 173L175 174L174 173V169L172 170L171 168H170V164H169V166H168V161H166L165 159H164V157L163 156H161V154L156 150H153V151H151L150 152V154H151V158H153V160H151L152 161V163L150 164L149 163V165H153L154 167H156L157 168V170H158V172H159V176H158V178L157 177H155V178H157L156 179V181L159 183H161V186L160 187H162V185H163V183L164 184H166L165 186H167V188L169 187L171 190L170 191H172V193H171V195H173V197L174 198H172V199H174V200H176L177 199V201L179 202V204H176V203H174L175 205H172L171 203H173V202H171L170 204L171 205H169V207H170V214H168V215H171V217H172V219L174 220V223H175V220H176V224L174 225V224H171V226H169V228L167 229L168 231V234H164V233H166V232H164V231H159V234H158V245L159 246H162V250H157V249H155V248H158L157 246L158 245H154V246H156V247H154L153 248V246H151L149 243H141V244H143V251H145V253L146 254H148V256H149V258H147V260L149 261L148 262V264H264V177H260V176H263L264 175V173H262L261 171V169L260 168H262L264 165H262V164H264V115L263 116H261V115H257ZM256 116V117H257ZM33 117L31 118V119H33ZM52 117V116H51ZM53 117H54V115H53ZM60 117H61V115H60ZM86 117H87V115H86ZM93 117V116H92ZM97 117V116H96ZM103 116H101V118H102ZM109 117V116H108ZM112 117V116H111ZM120 117V116H119ZM118 117V118H119ZM128 117H130V116H128ZM149 117V116H148ZM153 117V116H152ZM165 117V116H164ZM174 117V116H173ZM175 117H177L178 118V116H175ZM198 117V116H197ZM218 117V116H217ZM238 117V118H239ZM248 117V116H247ZM3 118V119H2ZM44 118V117H43ZM47 118V117H46ZM88 118V117H87ZM86 118V119H87ZM131 118V117H130ZM134 118V117H133ZM132 118V119H133ZM154 118V117H153ZM155 118H156V116H155ZM229 118V117H228ZM241 118V117H240ZM22 119L23 120H30V121H33V123H25V121H22ZM49 118H47V120H48ZM53 119V118H52ZM67 119H69V120H67ZM80 119V118H79ZM89 119V118H88ZM113 119V118H112ZM121 119V118H120ZM128 119V118H127ZM152 119V118H151ZM166 119V118H165ZM169 119V118H168ZM182 119V118H181ZM180 119V120H181ZM184 119H186V118H184ZM183 119V120H184ZM190 119V118H189ZM198 119V118H197ZM202 119V118H201ZM209 119V118H208ZM213 119V118H212ZM211 119V120H212ZM215 119V118H214ZM219 119V118H218ZM218 119H217V121H218ZM222 119H223V117H222ZM229 119H231V117L229 118ZM229 119H228V121H229ZM243 119H245V118H243ZM257 119H258V117H257ZM46 120V119H45ZM58 120V119H57ZM57 120H55V121H57ZM81 120V119H80ZM84 120V119H83ZM99 120H101V119H99ZM99 120H97V121H99ZM102 120H104V118H102ZM119 120V119H118ZM136 120V121H137ZM199 120V119H198ZM203 120V119H202ZM207 120V119H206ZM226 120V119H225ZM20 121H22V123L24 122L25 124H27L26 126H20L22 123H20ZM29 121V122H30ZM35 121V122H34ZM86 121H88V120H86ZM90 121H91V118H90ZM94 121V120H93ZM96 121V120H95ZM96 121V122H97ZM121 121V120H120ZM120 121H119V123H120ZM131 121V120H130ZM178 121V120H177ZM227 121V123H229ZM233 121H235V120H233ZM237 121H238V119H237ZM27 122V121H26ZM46 123H47V121H45ZM49 124L51 125V120H49ZM52 122H53V120H52ZM83 122H85V121H83ZM103 122V121H102ZM108 122V121H107ZM113 122V121H112ZM123 122V121H122ZM124 122H126V121H124ZM135 122V121H134ZM146 122V121H145ZM153 122V121H152ZM159 122H161V121H159ZM180 122V121H179ZM202 122H204V121H202ZM206 122V121H205ZM213 122V121H212ZM245 122V121H244ZM247 122H249V120L247 121ZM252 122H250V123H252ZM255 122V123H256ZM20 123V124H19ZM22 124V125H25V124ZM39 123H43V121H39ZM117 123V122H116ZM149 123H150V121H149ZM182 123V122H181ZM199 123V122H198ZM215 123V122H214ZM214 123H212V124H214ZM218 123V122H217ZM235 123V122H234ZM239 123V122H238ZM249 123V124H250ZM32 124V125H31ZM49 124H47V125H45L46 126V128L48 127V125ZM53 125L55 124V122L54 123H52ZM94 124H95V122H94ZM101 124V123H100ZM104 124V123H103ZM107 124V123H106ZM115 124V123H114ZM121 124V123H120ZM124 124V123H123ZM125 124H128V123H125ZM132 124H133V122H132ZM137 124H135V126L137 125ZM145 124H147V122L145 123ZM151 124V123H150ZM175 124V123H174ZM173 124V125H174ZM190 124V123H189ZM201 124V123H200ZM207 124V123H206ZM210 124V123H209ZM222 124H224V123H222ZM232 124V123H231ZM248 124V123H247ZM36 127H35V126ZM42 126H43V124H41ZM49 125V126H50ZM84 125H85V123H84ZM88 125H89V123H88ZM93 125V124H92ZM91 125V126H92ZM110 125V124H109ZM112 125V124H111ZM153 125V124H152ZM160 125H162V124H160ZM159 125V126H160ZM197 125V124H196ZM216 125V124H215ZM220 125V124H219ZM232 125H234V124H232ZM237 125V122H236V124H235V126ZM240 125V124H239ZM244 125V124H243ZM251 125V124H250ZM253 125V124H252ZM12 126L14 127L15 126V128H17L18 127V129H17V133L15 134V130L14 129H12V130H14L13 132H14V134L15 135H13L12 134V131H11V129L10 128H12ZM40 126V125H39ZM41 126V127H42ZM90 126V125H89ZM98 126V125H97ZM102 126H105V125H102ZM113 126V125H112ZM115 126H118V125H114V127ZM180 126V125H179ZM185 126V125H184ZM201 126H203V125H201ZM208 126V125H207ZM217 126V125H216ZM225 127H226V125H224ZM229 126H230V124H229ZM245 126H246V124H245ZM83 127H85V126H83ZM94 127V126H93ZM92 127V128H93ZM106 127V126H105ZM111 127V126H110ZM133 127H134V125H133ZM141 127V128H140ZM165 127V126H164ZM194 127H195V125H194ZM204 127H206V126H204ZM221 127H222V125H221ZM237 127H239V126H237ZM242 127V126H241ZM97 128V127H96ZM102 129H103V127H101ZM125 128H126V126H125ZM127 128H128V126H127ZM146 128H147V126H146ZM166 128V127H165ZM168 128V127H167ZM167 128H166V130H167ZM233 128V127H232ZM244 128V127H243ZM47 129H49V127L47 128ZM89 129H90V127H89ZM95 129V128H94ZM93 129V130H94ZM136 129V128H135ZM173 129V128H172ZM181 129V128H180ZM195 129V128H194ZM209 129V128H208ZM217 130L219 129V128H216ZM228 129V130H227ZM230 127L229 128H225V131L226 132H228L229 133V131H230ZM240 129V128H239ZM41 130V131H40ZM85 130H87L86 128H85ZM84 130V131H85ZM97 130V129H96ZM106 130H108V129H106ZM110 130V129H109ZM117 130V129H116ZM123 130V129H122ZM153 130V129H152ZM155 130H156V128H155ZM186 131H187V129H185ZM189 130H191V129H189ZM204 130H206V129H204ZM204 130H202V133H203V131ZM214 130V129H213ZM220 130H221V128H220ZM219 130V131H220ZM224 130V129H223ZM233 129H231V133L233 134V133H235L234 132V130L232 131ZM236 130H238V128L236 129ZM244 130L246 131V132H244ZM257 132V133H255V131ZM44 132V134H42V137L40 136H36V137H34L33 135V133L35 132V133H41V132ZM80 130H78V132H79ZM82 131V130H81ZM102 131V130H101ZM120 131H121V128H120ZM160 131V130H159ZM180 131V130H179ZM196 131V130H195ZM200 131V130H199ZM198 131V132H199ZM207 131V130H206ZM222 131V130H221ZM19 132V133H18ZM75 132V133H76ZM91 132V131H90ZM89 132V133H90ZM127 132V131H126ZM156 132H157V130H156ZM168 132V131H167ZM189 132V131H188ZM197 132V131H196ZM213 132V131H212ZM237 132V131H236ZM94 133V132H93ZM99 133V132H98ZM106 133V132H105ZM111 133V132H110ZM109 133V134H110ZM118 133H120V132H118ZM121 133H124V132H121ZM135 133V132H134ZM148 133H150V132H148ZM151 133H153V132H151ZM172 133V132H171ZM186 133V132H185ZM200 133H201V131H200ZM205 133V132H204ZM214 133H218V131L217 132H213V135H214ZM228 133H226V134H228ZM231 133H229L230 134V136H231ZM241 133V132H240ZM18 134V135H17ZM78 134V133H77ZM87 134V133H86ZM99 134H101V133H99ZM116 134V133H115ZM133 134V133H132ZM174 134V133H173ZM181 134V133H180ZM183 134V133H182ZM190 134V133H189ZM205 134H207V133H205ZM210 134V133H209ZM219 134V133H218ZM238 134H239V132H238ZM238 134L236 133V135L238 136ZM47 135V136H46ZM73 135V134H72ZM125 135V134H124ZM145 135H146V133H145ZM145 135H143V136H145ZM158 135V134H157ZM208 135V134H207ZM212 135V134H211ZM210 135V136H211ZM217 135V134H216ZM216 135H215V137H216ZM219 135H221V134H219ZM46 136V137H45ZM67 136V135H66ZM88 136H90V135H88ZM91 136H92V134H91ZM95 136H96V134H95ZM111 136H113V135H111ZM123 136V135H122ZM128 136V135H127ZM131 136V135H130ZM147 136H148V134H147ZM145 137V142L146 143H149L150 141H149V137L150 136H148V137ZM155 135H153V137H154ZM160 136V135H159ZM178 136V135H177ZM210 136H208L207 138H209ZM240 136H242V134L240 135ZM50 137V136H49ZM60 137V136H59ZM69 137H70V135H69ZM68 137V138H69ZM77 137V136H76ZM78 137H80V136H78ZM83 137H85V136H83ZM94 137V136H93ZM96 137H98V135L96 136ZM103 137H104V135H103ZM119 137V136H118ZM116 138V136H115V138L116 139H119V138ZM121 137V136H120ZM151 137H152V135H151ZM161 137H163V136H161ZM180 137H181V135H180ZM199 137H200V135H199ZM202 137V136H201ZM213 137V136H212ZM211 137V139H213V138H215V137H213L212 138ZM219 137V136H218ZM223 137H225V136H223ZM229 137V136H228ZM227 137V138H228ZM52 138V137H51ZM61 138H64V137H60V138H58V139H61ZM66 138V137H65ZM90 138H92V137H89V139ZM99 138V137H98ZM111 138V137H110ZM126 139H127V137H125ZM132 138H134L133 136H132ZM155 138V137H154ZM159 138V137H158ZM206 138V139H207ZM220 138H222V137H220ZM226 137H225V139L223 138V140L225 141L226 139H227ZM230 138V137H229ZM229 138L227 139V141L229 140ZM234 138V137H233ZM235 138H237L236 136H235ZM239 138V137H238ZM80 139V138H79ZM97 139V138H96ZM137 139V138H136ZM142 139V138H141ZM192 139H193V137H192ZM195 139V138H194ZM202 139V138H201ZM231 139H232V136H231ZM66 140V139H65ZM75 140H77V139H75ZM93 141H94V139H92ZM99 140V139H98ZM143 140V139H142ZM172 140V139H171ZM178 141H179V139H177ZM198 140H200V139H198ZM205 140V139H204ZM214 140H221V139H213L212 140V142L214 141ZM223 140H221V145H223L224 143H223ZM233 140V139H232ZM234 140H236V139H234ZM233 140V141H234ZM238 140V139H237ZM54 141H55V139H54ZM60 141H62V140H60ZM60 141H58V142H60ZM69 141V140H68ZM78 141V140H77ZM82 141H84V140H82ZM86 141V140H85ZM97 141V140H96ZM112 141H113V139H112ZM114 141H115V143H116V140L114 139ZM118 141H120V140H118ZM124 141H127V140H124ZM135 141V140H134ZM133 141V142H134ZM153 141V140H152ZM172 141H175V140H172ZM178 141H175V143L177 142L178 143ZM182 141V140H181ZM208 141V140H207ZM210 142H211V140H209ZM217 141H215L214 143H216ZM230 141V140H229ZM7 142H9V143H11V144H8ZM64 142V141H63ZM70 142H72V141H70ZM76 142V141H75ZM88 142H90V141H88ZM92 142V141H91ZM107 142V141H106ZM136 142V141H135ZM142 142V141H141ZM154 142V141H153ZM185 141H182V144L184 143ZM188 142V141H187ZM190 142V141H189ZM188 142V143H189ZM206 142V141H205ZM209 142V143H210ZM231 142V141H230ZM235 142V141H234ZM14 143V147H12L11 148V145ZM45 143L47 144V142H46V140H45ZM55 143H56V141H55ZM61 143V142H60ZM67 143V142H66ZM87 143V142H86ZM104 143V142H103ZM114 143V144H115ZM132 143V142H131ZM138 143V142H137ZM144 143V142H143ZM142 143V144H143ZM151 143V142H150ZM158 143V142H157ZM208 143V142H207ZM208 143V144H209ZM218 143H219V141H218ZM228 144H230L229 142H227ZM233 143V142H232ZM231 143V144H232ZM6 144H8V146L6 145ZM68 144V143H67ZM76 144H79V143H76ZM90 144H92V143H90ZM95 144V143H94ZM130 144V143H129ZM169 144V143H168ZM173 144V143H172ZM181 144V143H180ZM186 144V143H185ZM184 144V145H185ZM203 144V143H202ZM204 144H206V143H204ZM202 145V147L204 148V146H205V148H206V145ZM207 144V145H208ZM217 144V143H216ZM216 144H209L211 147H213L212 149H214L215 150V153L217 152V151H221V148H219V147H217V145ZM220 144V143H219ZM235 144V143H234ZM234 144H232V146L233 147H231L230 149H232V148H235L236 146V144L234 145ZM59 145L60 144H58L57 145V147H59ZM66 145V144H65ZM85 145V144H84ZM99 145V144H98ZM112 145V144H111ZM117 145H118V143H117ZM124 145V144H123ZM158 145V144H157ZM162 145H163V143H162ZM177 145H179V144H177ZM191 145V144H190ZM194 145V144H193ZM195 145H197L196 143H195ZM193 146V147H195L196 148V146ZM226 145V144H225ZM224 145V147L225 148H223L222 149V151L221 152H223V154H218V152H217V155H218V158H220L221 157V155H223L224 156V158L226 157L227 159H228V157H229V159H231V152H230V149H228V147H226ZM82 146V145H81ZM91 146V145H90ZM90 146H88V147H90ZM93 146V145H92ZM99 146H102L101 144L99 145ZM116 146V145H115ZM119 146V145H118ZM120 146H122V145H120ZM138 146V145H137ZM136 146V147H137ZM161 146V145H160ZM159 146V147H160ZM182 146V145H181ZM186 146H187V144H186ZM198 146H199V144H198ZM209 146V147H210ZM214 146H216V147H214ZM235 146V147H234ZM55 146H53V148H54ZM73 147V146H72ZM75 147V146H74ZM82 147H84V146H82ZM87 147V148H88ZM103 147V146H102ZM109 147V146H108ZM113 147H114V145H113ZM139 147V146H138ZM147 147V146H146ZM146 147H145V149H146ZM151 147V146H150ZM223 147V146H222ZM32 149V150H30V149ZM47 148V149H46ZM77 148V147H76ZM86 148V147H85ZM86 148V149H87ZM118 148V147H117ZM128 148H129V146H128ZM132 147L130 146V151L126 154V155H124V156H122V157H119L118 159H119V162L117 163L116 161V163L117 164H119V163H122V162H124L128 157H133V156H138L139 155V153H140V151L139 150H137V149H131ZM143 148V147H142ZM198 148V147H197ZM199 148H200V146H199ZM30 151H29V150ZM55 149V148H54ZM53 149V150H54ZM57 149V148H56ZM69 149H70V147H69ZM74 149V148H73ZM73 149H71V150H73ZM79 149V148H78ZM96 149H98L97 147H96ZM100 149V148H99ZM106 149V148H105ZM105 149H103V150H105ZM112 149V148H111ZM140 149V148H139ZM148 149V148H147ZM155 149V148H154ZM190 149L192 150V148L190 147ZM212 149L210 148V150H211V152H210V150H209V148H208V146H207V151H209L211 154H214L213 152H212ZM85 150V149H84ZM88 150V149H87ZM102 150V149H101ZM115 150V149H114ZM116 150H118V149H116ZM122 150V149H121ZM185 150V149H184ZM188 150V149H187ZM195 150V149H194ZM201 150H202V148H201ZM200 150V151H201ZM204 150V149H203ZM213 150V151H214ZM75 150H73L72 152H74ZM109 151V150H108ZM127 151V150H126ZM125 151V152H126ZM146 151H148V150H146ZM197 151V150H196ZM199 151V152H200ZM228 151L230 152V153H228ZM103 152V151H102ZM111 153H112V151H110ZM145 152V151H144ZM169 152H170V150H169ZM191 152H193V151H191ZM204 152H205V150H204ZM203 152V153H204ZM221 152H219V153H221ZM76 153V152H75ZM77 153H78V151H77ZM76 153V154H77ZM106 153V152H105ZM108 153V152H107ZM175 153V155H173L174 156V158H175V161H182L183 160V157L185 156V155H183L184 153H183V150H182V148L181 147H179V146H177V147H175V150H174V152H173V154ZM197 153V152H196ZM195 153V154H196ZM202 153V154H203ZM206 153L207 152H205V154H203V156L205 157V156H208V154L206 155ZM93 154H94V152H93ZM99 154H101V153H99ZM103 154V153H102ZM110 154V153H109ZM142 154V153H141ZM145 154H148V153H145ZM188 154V153H187ZM202 154H200V155H202ZM211 154H209L211 157H212V155ZM75 155V154H74ZM78 155V154H77ZM104 155V154H103ZM121 155V154H120ZM119 155V156H120ZM144 155V154H143ZM171 155V154H170ZM216 155V156H217ZM5 156H6V154H5ZM50 156V157H49ZM83 156V155H82ZM85 156V155H84ZM87 156V155H86ZM93 156H95V155H93ZM100 156V155H99ZM113 156V155H112ZM146 156V155H145ZM199 156V155H198ZM198 156H197V158H198ZM203 156H199L200 158L202 157L203 158ZM210 156H208L209 158H210ZM220 156V157H219ZM222 156V157H223ZM7 157V156H6ZM49 157V158H48ZM67 157V156H66ZM77 157V156H76ZM80 157V156H79ZM91 157V156H90ZM108 157V156H107ZM196 157V156H195ZM207 157V159L208 160H211V158L209 159ZM235 157V156H234ZM235 157V158H236ZM47 158V159H46ZM53 158H55L54 156L52 157V159ZM61 157H59V159H60ZM78 158V157H77ZM93 158H95V157H93ZM214 158H215V156H214ZM214 158H213V160H214ZM224 158H222V161H223V159ZM52 159H51V161H52ZM56 159V158H55ZM61 159H63V158H61ZM104 159H105V157H104ZM115 159V158H114ZM129 159V158H128ZM137 160H138V158H136ZM147 159V158H146ZM207 159H206V157H205V159L203 160V161H205L204 163H206L207 162ZM216 159H217V157H216ZM57 160V159H56ZM55 160V161H56ZM67 160V159H66ZM76 160H78V159H76ZM81 160V159H80ZM97 160V159H96ZM106 160V159H105ZM117 160V159H116ZM134 160H135V158H134ZM201 160V161H202ZM236 160V159H235ZM54 161V162H55ZM64 161V160H63ZM72 161V160H71ZM70 161V162H71ZM85 161V160H84ZM101 161H102V159H101ZM114 161V160H113ZM118 161V160H117ZM129 161V160H128ZM132 161L133 160H131V163H132ZM145 161V160H144ZM150 161V162H151ZM186 161H187V159H186ZM202 161V162H203ZM216 161H218V160H216ZM216 161H215V163H216ZM221 161V159L218 161V162H220V164H223V162ZM227 161V160H226ZM232 161H233V159H232ZM53 162V161H52ZM51 162V163H52ZM53 162V163H54ZM69 162V161H68ZM90 162V161H89ZM94 162H96V161H94ZM99 162V161H98ZM111 162H112V159H111ZM142 162V161H141ZM146 162V161H145ZM168 162V163H167ZM188 162V163H189ZM222 162V163H221ZM225 162V161H224ZM50 163V162H49ZM58 163V162H57ZM56 163V164H57ZM61 163V162H60ZM84 163V162H83ZM101 163V162H100ZM107 163H108V161H107ZM114 163V162H113ZM134 163H135V161H134ZM144 163V162H143ZM143 163H142V165H143ZM184 163V162H183ZM204 163H202L201 165H205ZM40 164V163H39ZM64 164H66V163H64ZM71 164H73V162H71ZM80 164V163H79ZM82 164V163H81ZM104 164V163H103ZM116 164V165H117ZM129 164V163H128ZM137 164H138V162H137ZM147 164V163H146ZM185 164H186V162H185ZM211 164V163H210ZM210 164H208V162H207V165H210ZM213 165H214V167H215V164H214V161H213V163H212ZM217 164V163H216ZM220 164H219V166H220ZM30 165V166H29ZM47 165H49V164H47ZM51 165V164H50ZM53 165V164H52ZM67 165V164H66ZM74 165H76V164H74ZM85 165H86V163H85ZM95 165V164H94ZM106 165V164H105ZM115 164H110V165H106L107 166V168H106V171L109 173L108 175H110L111 173L113 174L112 176H114V172H113V170H114V167L116 166ZM140 165H141V163H140ZM184 165V164H183ZM182 165V166H183ZM198 165H200V164H198ZM226 165V166H227ZM238 165V164H237ZM261 165H262V167H261ZM28 167L29 169H30V172L33 170L32 169V167L31 166H33V168H36L37 167V169L38 170H40L39 172H38V177H35L34 178V175L36 176V170L37 169H34L35 170V174L33 173V171L31 172L32 174H34V175H31V173H30V175H27V178H28V181H25L24 182V184L22 183L23 181H24V178L25 179H27L26 177H25V170H27L26 169V167ZM36 166V167H35ZM60 166V164L58 165V167ZM80 166V165H79ZM90 166H91V164H90ZM90 166H89V168H90ZM93 166V165H92ZM91 166V167H92ZM99 166V165H98ZM186 167H187V164L185 165ZM203 166H201V168H200V170L202 169H204L205 168V166H204V168H203ZM212 166V165H211ZM219 166L217 165V167H216V169L217 168H219ZM53 167V166H52ZM51 167V168H52ZM69 167V166H68ZM67 167V168H68ZM76 167V166H75ZM86 167V166H85ZM102 167V169H104V165L103 166H101ZM119 167V166H118ZM122 167V166H121ZM129 167V166H128ZM171 167H173V166H171ZM180 167H181V165H180ZM190 167V166H189ZM208 167V166H207ZM214 167H208V169L209 168H211L210 170H213V168ZM221 166H220V168H222ZM231 167V166H230ZM236 167V166H235ZM64 168V167H63ZM66 168V169H67ZM79 168H81L82 169V167L80 166ZM141 168H142V166H141ZM151 168V167H150ZM149 168V169H150ZM179 168V167H178ZM184 169H185V167H183ZM220 168L218 169V170H220ZM227 168H228V166H227ZM227 168H226V170H227ZM257 168L258 169H260V170H258V171H260L259 173H257L256 174V170H257ZM28 169V170H29ZM45 169V168H44ZM43 169V170H44ZM59 169H61V167L59 168ZM69 170H70V168H68ZM67 169V170H68ZM75 169V168H74ZM97 169H99V168H97ZM122 169V168H121ZM120 169V170H121ZM127 169V168H126ZM137 169V168H136ZM138 169H140V168H138ZM187 169H188V167H187ZM187 169H185V170H187ZM207 169V168H206ZM208 169H207V171H208ZM242 169V173H240V170ZM27 170V171H28ZM37 170V171H38ZM56 170V169H55ZM73 170V169H72ZM77 170H78V168H77ZM80 170V169H79ZM87 170H88V168H87ZM94 170V169H93ZM105 170V169H104ZM117 170V169H116ZM134 170V169H133ZM142 169H140V171H141ZM145 170V169H144ZM156 170V169H155ZM191 170V169H190ZM195 170H196V172H195ZM209 170V171H210ZM235 170V171H236ZM53 171V170H52ZM59 171V170H58ZM57 171V172H58ZM62 171H64V169H62ZM60 172L59 173V175H61V173L63 174V172ZM71 171V170H70ZM91 171V170H90ZM98 171V170H97ZM105 171V172H106ZM129 171V170H128ZM135 171V170H134ZM214 171H212V172H214ZM229 170H227L226 172H228ZM229 171V172H230ZM257 171V172H258ZM75 171H73V173H74ZM86 172V171H85ZM95 172V171H94ZM99 172V171H98ZM106 172V173H107ZM120 172V171H119ZM130 172V171H129ZM133 172V171H132ZM153 172H155V171H153ZM189 172V171H188ZM203 172V171H202ZM263 172H264V169H263ZM28 173V174H29ZM48 173V172H47ZM55 173V172H54ZM89 174H93V172L91 173V172H88ZM102 173V172H101ZM149 173H150V171H149ZM207 173V172H206ZM220 173H222V177H220ZM43 173H41V175H42ZM46 174V173H45ZM74 174H77V172L76 173H74ZM79 174V173H78ZM77 174V175H78ZM85 174V173H84ZM98 174V173H97ZM119 174V173H118ZM117 174V175H118ZM122 174H124V173H122ZM121 174V175H122ZM129 174V173H128ZM127 174V175H128ZM136 174V173H135ZM139 174V173H138ZM142 174V173H141ZM151 174V173H150ZM209 174V173H208ZM208 174H206V175H208ZM258 174H261L259 177H260V179L259 178H257V179H259V180H257V181H255L254 180V178L255 177H257L258 176ZM263 174V175H262ZM44 175V174H43ZM54 175V174H53ZM56 175V174H55ZM88 175V174H87ZM95 175V174H94ZM125 175V174H124ZM134 175V174H133ZM178 175V174H177ZM212 175V176H211ZM230 175V176H229ZM256 175V176H255ZM18 176H22L23 177V179L22 178H20V177H18ZM31 178L32 176H33V178L32 179H30L29 177ZM40 176V177H39ZM67 176V177H66ZM80 176H81V174H80ZM91 176V175H90ZM99 177H100V175H98ZM104 176V175H103ZM141 176V175H140ZM183 176V177H182ZM17 177L21 180V182H20V180H17ZM66 177V178H65ZM75 177H77V176H75ZM99 177H97L98 179H101V178H99ZM101 177H102V175H101ZM116 177H118V176H116ZM116 177L115 178H113V179H111L110 178V180H107L106 181V183H104V191H103V193H102V195L100 196V197H98V199L100 198L101 199V201L104 203V204H106V205H114V203H116L117 202V204L119 205V203H118V201L120 202V200L122 201V199H124V193H122V195L121 194H119V195H117L118 193H119V191H118V193H116V195H115V193H114V195H111L110 194V192H109V187H110V185L112 184V182L114 183V180L116 179ZM123 177V176H122ZM138 177V176H137ZM143 177H146V176H143ZM72 178H73V175H72ZM93 178V177H92ZM94 178H95V176H94ZM149 178H150V175H149ZM207 178L209 179V180H207ZM70 179H71V175H70ZM78 180H79V178H77ZM74 180V179H73ZM77 180V181H78ZM88 180V179H87ZM90 180V179H89ZM88 180V181H89ZM125 180V179H124ZM133 180H135V178H133ZM133 180H132V182H133ZM143 180H144V178H143ZM46 181V182H47ZM80 181V180H79ZM85 181V180H84ZM105 181V180H104ZM126 181H127V179H126ZM130 181V180H129ZM128 181V182H129ZM137 181H138V178H137ZM141 181V180H140ZM155 180H154V182H156ZM207 181H210V184H207ZM40 182V183H39ZM82 182V181H81ZM115 182H116V180H115ZM123 182V181H122ZM131 182V183H132ZM143 182V181H142ZM141 182V183H142ZM148 182V181H147ZM84 183V182H83ZM89 183V182H88ZM93 183H94V181H93ZM98 183V182H97ZM125 183V182H124ZM127 183V182H126ZM138 183H139V181H138ZM137 183V184H138ZM209 183V182H208ZM49 184V183H48ZM59 184H62V181L59 183ZM67 184V183H66ZM78 184V183H77ZM85 184H86V182H85ZM91 184V183H90ZM122 184V183H121ZM136 184V185H137ZM143 184V183H142ZM145 184H147V183H145ZM155 184V183H154ZM207 184V185H206ZM11 185H13L12 187H15V189L16 190H14L12 187H10ZM88 185V184H87ZM93 185V184H92ZM101 185V184H100ZM120 185V184H119ZM135 185V184H134ZM207 187H206V186ZM209 185V186H208ZM1 186H6L5 188L4 187H1ZM7 186H9L10 187V190L9 189H7L8 187ZM38 186L40 187V188H38ZM59 186V187H58ZM64 186H66V185H64ZM81 186V185H80ZM83 186V185H82ZM96 186V185H95ZM114 186V185H113ZM117 186V185H116ZM130 186V185H129ZM148 186V185H147ZM155 186V185H154ZM164 186V187H165ZM17 187V188H16ZM45 187V188H44ZM63 187V186H62ZM67 188H68V186H66ZM65 187V188H66ZM84 187H86V186H84ZM83 187V188H84ZM91 187V186H90ZM99 187V186H98ZM126 187V186H125ZM136 187V186H135ZM134 187V188H135ZM146 187V186H145ZM144 186H142V188H141V186L139 187V191H140V193L139 192H137L136 194H140V198H143V200L144 201H146L144 198H146V196H147V190H146V188H145ZM149 187V186H148ZM151 187H153V186H151ZM157 187V186H156ZM12 188V189H11ZM56 188V189H55ZM64 188V189H65ZM89 188V187H88ZM94 188V187H93ZM168 188V189H169ZM85 189V188H84ZM90 189V188H89ZM112 189V188H111ZM129 189H131V188H129ZM148 189V188H147ZM153 189V188H152ZM160 189V188H159ZM162 189V188H161ZM161 189H160V192H161ZM79 190V189H78ZM115 190V189H114ZM146 190V191H145ZM150 190V189H149ZM164 190H166V188L164 189ZM164 190H162V192L164 191ZM60 191H62L61 189H60ZM67 191V190H66ZM83 191V190H82ZM85 191V190H84ZM98 191V190H97ZM128 191V190H127ZM136 191V190H135ZM153 191V190H152ZM168 191V190H167ZM166 191V192H167ZM57 192V191H56ZM86 192H87V190H86ZM91 192V191H90ZM96 192V191H95ZM117 192V191H116ZM131 192V191H130ZM147 192V193H146ZM150 193H148L149 194V196L150 195H152L151 194V191H149ZM157 192V191H156ZM165 192V191H164ZM162 193V194H165L166 195V193ZM0 193H1V191H0ZM113 193V192H112ZM129 193V192H128ZM168 193V192H167ZM68 194V193H67ZM94 194V193H93ZM96 194V193H95ZM125 194H127L126 193V190H125ZM154 194H156V193H154ZM170 194V193H169ZM2 195H3V197H2ZM55 195V194H54ZM57 195V194H56ZM128 195V194H127ZM156 195H159V194H156ZM88 196H89V193H88ZM91 196V195H90ZM130 196V195H129ZM132 196V195H131ZM148 196V197H149ZM71 197V196H70ZM93 197V196H92ZM134 197V196H133ZM135 197H137V196H135ZM139 197V196H138ZM148 197H147V199H148ZM151 197V196H150ZM154 197V196H153ZM166 197H167V195H166ZM165 197V198H166ZM169 197V196H168ZM172 197V196H171ZM57 198V197H56ZM55 198V199H56ZM97 198V197H96ZM95 198V199H96ZM127 198V197H126ZM129 198V197H128ZM127 198V199H128ZM139 198V199H140ZM159 198V197H158ZM161 198V197H160ZM176 198V199H175ZM50 199H52V198H50ZM54 199V198H53ZM69 199V198H68ZM79 199V198H78ZM127 199H126V201H127ZM133 199V198H132ZM131 198H130V200H132ZM151 199V198H150ZM149 199V201H151ZM155 197L153 198V202H154V204H155ZM163 199V198H162ZM169 199H171V198H169ZM168 199V200H169ZM134 200V199H133ZM132 200V201H133ZM138 200V199H137ZM161 200V199H160ZM160 200H159V204H161L160 203ZM58 201V200H57ZM97 201V200H96ZM135 201V200H134ZM143 201V202H144ZM148 201V200H147ZM146 201V202H147ZM151 201V203H153ZM157 201V200H156ZM162 201V200H161ZM176 201V202H177ZM41 202V203H40ZM45 202V201H44ZM51 202H53V201H51ZM142 202V201H141ZM142 202V203H143ZM145 202V203H146ZM11 203H13L14 205H12V206H10V204ZM40 203V204H39ZM59 203V202H58ZM57 203V204H58ZM97 203V202H96ZM95 203V204H96ZM139 203H140V201H139ZM144 203V204H145ZM151 203H149L150 205H151ZM4 204V205H3ZM7 204H9V205H7ZM45 204V203H44ZM78 204V203H77ZM116 204V205H117ZM131 204H132V202H131ZM135 204V203H134ZM134 204H132V205H134ZM157 204V203H156ZM155 204V206H158V205H156ZM165 204V206H167L166 205V203H164ZM6 205V206H5ZM36 205V206H35ZM48 205H49V203H48ZM71 205V204H70ZM75 205V204H74ZM101 205V204H100ZM132 205H130V206H132ZM137 205V204H136ZM10 206V207H9ZM18 208H17V207ZM35 206V207H34ZM53 206V205H52ZM57 206V205H56ZM95 206V205H94ZM121 206V205H120ZM160 206H162V207H164L163 205H160ZM45 207V206H44ZM72 207V206H71ZM82 207V206H81ZM118 207V206H117ZM122 207V206H121ZM139 207V206H138ZM145 207V206H144ZM152 207V206H151ZM151 207H149L150 209H151ZM161 207V208H162ZM46 208V207H45ZM63 208H65V206H63ZM99 208V207H98ZM97 208V209H98ZM127 208V207H126ZM125 208V209H126ZM157 208V210H159L158 209V207H156ZM41 209H43V208H41ZM85 209H86V207H85ZM132 209V208H131ZM143 209V208H142ZM145 209V208H144ZM154 209V208H153ZM167 209H168V207H167ZM37 212H36V211ZM40 210V209H39ZM53 210V209H52ZM61 210V209H60ZM68 210V209H67ZM87 210V209H86ZM88 210H90V209H88ZM120 210V209H119ZM122 210H124V209H122ZM137 210V209H136ZM152 210V209H151ZM156 210V209H155ZM156 210V211H157ZM166 210V209H165ZM1 211V210H0ZM14 211H12V212H14ZM33 211H35L36 213V215L38 216V217H36L33 213ZM54 212H55V210H53ZM58 211V210H57ZM97 211V210H96ZM101 210H99V212H100ZM104 211V210H103ZM74 212V211H73ZM79 212V211H78ZM84 212H86V211H84ZM98 212V211H97ZM114 212H116V211H114ZM127 212V211H126ZM142 212V211H141ZM152 212H153V210H152ZM162 212H164V213H166L165 211H163L162 210ZM167 212H168V210H167ZM11 213V212H10ZM83 213V212H82ZM87 213V212H86ZM119 213H121V212H119ZM139 213V212H138ZM155 213V212H154ZM154 213H152V214H154ZM163 213V214H164ZM3 214V213H2ZM15 214H16V212H15ZM14 214V215H15ZM39 214V215H38ZM48 214H49V212H48ZM73 214V213H72ZM93 214V213H92ZM94 214H95V212H94ZM97 214V213H96ZM100 214V213H99ZM98 214V215H99ZM105 214V213H104ZM113 214V213H112ZM128 214V213H127ZM148 214H150V215H152L151 213H150V211H149V213ZM162 214V215H163ZM13 215V214H12ZM30 215L32 216V218L30 217ZM34 215V216H33ZM44 215H46V213L44 214ZM64 215V214H63ZM62 215V216H63ZM71 215V214H70ZM75 215V214H74ZM76 215H78V214H76ZM75 215V216H76ZM81 215V214H80ZM85 215V214H84ZM97 215V216H98ZM103 215V214H102ZM111 215V214H110ZM115 215H116V213H115ZM121 215V214H120ZM137 215V214H136ZM147 215V214H146ZM149 215V218L150 217H152V216H150ZM157 215L159 216V214L157 213ZM156 215V216H157ZM161 215V214H160ZM167 215V214H166ZM2 215H1V213H0V217H1ZM11 216V215H10ZM9 216V217H10ZM52 216V215H51ZM59 216V215H58ZM75 216L73 217V218H75ZM106 216H108V215H106ZM113 216V215H112ZM122 216V215H121ZM145 216V215H144ZM154 216V215H153ZM8 217V216H7ZM12 217V216H11ZM35 217L37 218L36 220H35ZM57 217V216H56ZM61 217V216H60ZM59 217V218H60ZM65 217V216H64ZM68 217V216H67ZM85 217V216H84ZM100 217V216H99ZM135 217V216H134ZM141 217H143V216H141ZM148 217V216H147ZM2 218V217H1ZM0 218V219H1ZM14 218V217H13ZM12 218V219H13ZM29 218H31V219H29ZM34 218V220H32ZM72 218V219H73ZM101 218V217H100ZM99 218V219H100ZM115 218V217H114ZM144 218V217H143ZM155 218V216L153 217V219ZM168 218H169V216H168ZM9 219V218H8ZM66 219V218H65ZM98 219V218H97ZM109 219V218H108ZM127 219V218H126ZM129 219H130V217H129ZM138 219V218H137ZM151 219V218H150ZM164 219V218H163ZM166 219V218H165ZM11 220V219H10ZM9 220V221H10ZM14 220V219H13ZM52 220V219H51ZM53 220H55V219H53ZM69 220V219H68ZM74 220V219H73ZM75 220H77V219H75ZM93 220H94V218H93ZM116 220V219H115ZM130 220H132V219H130ZM149 220V219H148ZM152 220V219H151ZM158 220H159V222H158ZM158 220H156L157 221V223H155L154 222V224H159L160 223V219H158ZM166 220H168V219H166ZM173 220H172V222H173ZM4 221V220H3ZM19 221V222H18ZM80 221V220H79ZM101 221V220H100ZM133 221V220H132ZM146 221V220H145ZM5 222H7V220L5 221ZM4 222V223H5ZM12 222V221H11ZM10 222V223H11ZM67 222V221H66ZM82 222V221H81ZM104 222V221H103ZM167 222H169V221H167ZM7 223H9V222H7ZM9 223V224H10ZM86 223V222H85ZM132 223H134V222H132ZM140 223V222H139ZM150 223V222H149ZM153 223V222H152ZM163 223H165V221L163 222ZM12 224H14L13 222H12ZM19 224H18V228H15L16 229V231H18L19 232V228H21L20 226H22V224H20V226H19ZM44 224V225H43ZM61 224V226H63L64 227V225L62 224V223H60ZM91 224V223H90ZM98 224H100V223H98ZM126 224V223H125ZM128 224H130V223H128ZM137 224V223H136ZM153 224V225H154ZM161 224V223H160ZM15 225V224H14ZM54 225H57V224H55L54 223ZM94 225H96V223L94 224ZM93 225V226H94ZM133 225H135V224H133ZM140 225V224H139ZM147 225V224H146ZM152 225V226H153ZM164 225H166V224H164ZM163 225V226H164ZM3 226H5V225H3V223H2V227ZM60 228H61V226L60 225H58ZM86 226V225H85ZM108 226V225H107ZM141 226H142V224H141ZM152 226H149L148 228H150V227H152ZM155 226V225H154ZM153 226V228H155ZM162 226V225H161ZM160 226V227H161ZM162 226V227H163ZM13 227H16V226H13ZM13 227H11V230H12V228ZM39 227H41V228H39ZM90 227H92L91 225H90ZM105 227V226H104ZM125 227V226H124ZM127 227V226H126ZM132 227V226H131ZM135 227V226H134ZM133 227V228H134ZM159 227V226H158ZM157 227V228H158ZM1 228V227H0ZM8 228H9V226H8ZM7 227H6V229H5V227L2 229V230H7L8 229ZM37 228H39L38 229V231H37ZM69 228V227H68ZM102 228V227H101ZM106 228V227H105ZM122 228V227H121ZM135 228H137V227H135ZM138 228H141V227H138ZM143 228V227H142ZM147 228V229H148ZM164 228V227H163ZM162 228V229H163ZM165 228H167V227H165ZM1 229H0V231H1ZM14 228H13V230H15ZM83 229V228H82ZM86 229H88V228H86ZM94 229V228H93ZM97 229V228H96ZM129 228H127V230H128ZM156 229V228H155ZM160 229V228H159ZM161 229V230H162ZM11 230L9 229L8 230V232L10 231V233L12 234V232H13V240L14 241H16V239H17V236H19L20 237V234L19 233H15V231H12L11 232ZM22 230V229H21ZM21 230H20V232H21ZM43 230H44V232H43ZM99 230V229H98ZM116 230V229H115ZM119 230V229H118ZM123 230H125V228L123 229ZM126 230V231H127ZM131 230V229H130ZM140 232H142V229H138ZM137 230V231H138ZM143 230H144V228H143ZM146 230V229H145ZM149 230H151V228L149 229ZM24 231H22V232H24ZM87 232H88V230H86ZM90 231H91V229H90ZM107 231V230H106ZM113 231V230H112ZM112 231H111V233H112ZM129 231V230H128ZM132 232H133V230H131ZM130 231V232H131ZM147 231V230H146ZM157 231V230H156ZM7 231H5L3 234H4V237H5V239H6V235H7V233H8ZM65 233H66V230L64 231ZM70 232V231H69ZM76 232H78V231H76ZM98 232V231H97ZM114 232V231H113ZM149 232V231H148ZM153 232V231H152ZM9 233V234H10ZM25 233V235H27ZM71 233H73V232H71ZM110 233V235L112 236V234ZM117 233H119V232H117ZM120 233H121V231H120ZM126 233V232H125ZM128 233V232H127ZM135 233V234H134ZM133 234L134 235H136V233H139V232H136V229H135V232H134ZM147 233V232H146ZM151 233V232H150ZM11 234H10V236L9 237H11ZM15 234H19V235H17L16 236V238L14 237V235ZM21 234H24V233H21ZM99 234H101L100 232H99ZM106 234V233H105ZM131 234V233H130ZM130 234H129V236H124L123 235V237H131L132 239L134 238V237H136V236H134V235H131L130 236ZM141 234V233H140ZM144 234V233H143ZM149 234V233H148ZM154 235H157V234H155V233H153ZM23 236V237H20V238H24L25 237V239H27L26 238V236ZM72 235V234H71ZM84 235V234H83ZM117 235V234H116ZM119 235V234H118ZM127 235V234H126ZM150 235V234H149ZM22 236V235H21ZM36 236H34V238H36ZM79 236V235H78ZM134 236V237H133ZM139 236V235H138ZM146 236H147V234H146ZM4 237H3V235H2V237H1V235H0V245H1V247H0V260L1 261H3L4 259H6L7 260V262H6V260H4L3 262H2V264H14V260L16 261H18V262H20L21 263V261H19L20 259H18L17 257H19V256H17V255H14V254H19L20 252L18 251L21 247H18V252L16 253L15 252V250H13V252L10 250L11 248L12 249H16L17 247H11L10 248V246L12 245L10 242H8V243H6L7 241L6 240H8V238L5 240L4 239ZM8 237V236H7ZM77 237V236H76ZM81 237V236H80ZM109 237V236H108ZM114 237V236H113ZM121 237V236H120ZM145 237V236H144ZM148 237V236H147ZM20 238H18V240L20 239ZM96 238V237H95ZM100 238V237H99ZM98 238V239H99ZM118 238H119V236H118ZM117 238V239H118ZM137 238V237H136ZM143 238V237H142ZM141 238V239H142ZM146 238V237H145ZM144 238V239H145ZM149 238V237H148ZM150 238H152V233H151V237ZM150 238H149V240H150ZM29 239H28V241H29ZM110 239V238H109ZM111 239H113V238H111ZM124 239V238H123ZM122 239V240H123ZM131 239V241L133 242V240ZM140 239V240H141ZM144 239H143V241H144ZM147 239V238H146ZM154 239V238H153ZM12 240V239H11ZM23 240V239H22ZM93 240V239H92ZM113 240H115V239H113ZM112 240V241H113ZM121 240V239H120ZM126 240V239H125ZM125 240H124V242H125ZM130 240V239H129ZM129 240L127 239L126 241L127 242H129ZM137 240H138V238H137ZM139 240V241H140ZM147 241L146 240V242H151V240L150 241ZM155 240H156V238H155ZM9 241V240H8ZM20 241H21V239H20ZM83 241H84V239H83ZM106 241V240H105ZM112 241H111V243H112ZM115 241H117V240H115ZM114 241V242H115ZM131 241L129 242V244H126V245H130V244H132L131 243ZM142 241V240H141ZM22 242V241H21ZM24 242H27L26 240H24ZM24 242H22V243H24ZM73 242V241H72ZM71 242V243H72ZM76 242V241H75ZM90 242V241H89ZM118 242H120V241H118ZM121 242H123V241H121ZM127 242H125V243H127ZM145 242V241H144ZM152 242H154V241H152ZM15 242H13V245H17V244H19V241H17V244L15 243ZM70 243V244H71ZM79 242H77V244H78ZM125 243L123 244V246H126L125 245ZM11 244V245H10ZM69 244V245H70ZM12 245V246H13ZM21 245H24V244H21ZM113 245V244H112ZM116 245H117V243H116ZM134 245H136V243L134 244ZM28 246V247H27ZM115 245H113V247H114ZM121 246H122V244H121ZM131 246V245H130ZM129 246V247H130ZM139 246V245H138ZM137 246V247H138ZM24 247V246H23ZM32 247V248H33ZM69 247V246H68ZM80 247V246H79ZM112 247V246H111ZM113 247L111 248L112 250H113ZM117 247H119V246H117ZM127 247V246H126ZM152 247V248H151ZM27 248V249H26ZM32 248L30 247V249L32 250ZM76 248V247H75ZM108 248V247H107ZM116 248V247H115ZM123 248V247H122ZM125 248V247H124ZM133 248V247H132ZM131 247H130V249H132ZM159 248H161V247H159ZM23 249V248H22ZM22 249H21V252H26V251H24V249H23V251H22ZM85 249V248H84ZM96 249V248H95ZM105 249V248H104ZM104 249H103V251H104ZM118 249V248H117ZM117 249H115V251L117 250ZM127 249H128V247H127ZM136 249V248H135ZM139 249H140V247H139ZM138 249V250H139ZM145 249V250H144ZM28 250H27V252H28ZM30 250V251H31ZM37 250V251H38ZM82 250V249H81ZM81 250H79V251H81ZM119 250H121V248L119 249ZM119 250H117V251H119ZM36 251V252H37ZM48 251V252H49ZM99 251V250H98ZM108 251V250H107ZM111 251V250H110ZM109 251V253L111 254V252ZM125 251H127V250H125ZM129 251V250H128ZM142 251V250H141ZM142 251V252H143ZM35 251H34V254L36 253ZM46 252V255H48L49 253H47V250L45 251ZM106 252V251H105ZM136 252H137V250H136ZM38 253V252H37ZM39 253V254H40ZM76 253V252H75ZM88 253H90V252H88ZM107 253V252H106ZM120 253H121V251H120ZM138 253V252H137ZM27 254V253H26ZM28 254H30V255H32L33 254V250H32V254L30 253V252H28ZM72 254V253H71ZM70 254V256H73V255H71ZM99 253H97V255H98ZM122 254H124V253H122ZM126 255H127V253H125ZM22 255V254H21ZM37 255V254H36ZM46 255L44 256V257H46ZM50 255H48V257L50 258ZM58 255V256H57ZM69 255V254H68ZM81 255H83V254H81ZM86 255V254H85ZM88 255V254H87ZM114 255H116V252H115V254L113 253V256ZM134 255V254H133ZM132 255V256H133ZM16 256V259L15 258H13V257H15ZM35 256V255H34ZM39 258L40 257H42V256H39V255H37ZM37 256H36V258H37ZM131 256V257H132ZM135 257L137 256V255H134ZM133 256V257H134ZM145 256V255H144ZM143 256V257H144ZM147 256V255H146ZM25 257H27L26 255H25ZM24 257V258H25ZM44 257H42V258H44ZM57 259H56V258ZM69 257V256H68ZM107 257V256H106ZM105 257V258H106ZM109 257V256H108ZM116 257V256H115ZM114 257V259H116ZM119 257V256H118ZM128 257V256H127ZM142 257V256H141ZM140 257V255H139V258H141ZM11 258H13V260L11 259ZM38 258V259H39ZM61 258L62 257H60V259H59V263L58 264H60L61 263ZM67 258V257H66ZM88 258V257H87ZM124 258H125V256H124ZM138 258V259H139ZM47 260H48V258H46ZM45 259V261H47ZM51 259V258H50ZM49 259V260H50ZM63 259H64V257H63ZM78 259V258H77ZM76 259V260H77ZM93 259V258H92ZM104 259V258H103ZM113 259V260H114ZM121 258H119V260H120ZM122 259H123V257H122ZM121 259V263L123 262L124 263V259L122 260ZM127 259V258H126ZM134 259H136L137 260V258H134ZM144 259H145V257H144ZM144 259H143V261H144ZM28 260V259H27ZM36 260V259H35ZM43 260V259H42ZM48 260V261H49ZM68 260V259H67ZM75 260V259H74ZM91 260V259H90ZM110 260H111V257H110ZM130 259H128V261H129ZM140 260V259H139ZM30 261H32V259L30 260ZM38 261H40V263H38ZM37 261V263L38 264H41V259L40 260H38ZM44 260H43V262H45ZM51 261V260H50ZM49 261V262H50ZM92 261V260H91ZM90 261V262H91ZM133 261V260H132ZM18 262H15V263H18ZM25 262V261H24ZM24 262H23V264H24ZM29 262V261H28ZM35 262V261H34ZM33 261H32V263L31 264H33L34 263ZM48 262V264H54V262H50L49 263ZM97 262V261H96ZM113 262V261H112ZM125 262H127V261H125ZM140 262H141V260H140ZM146 262V261H145ZM37 263H35V264H37ZM79 263V262H78ZM94 262H92V263H90V264H93ZM105 263H107V259H106V262ZM115 263V262H114ZM113 263V264H114ZM119 263V262H118ZM131 263V262H130ZM136 263V262H135ZM138 263H139V261H138ZM137 263V264H138ZM0 264H1V262H0ZM19 264V263H18ZM27 264V263H26ZM43 264V263H42ZM45 264H47V262H45ZM66 264H75V262L73 261V260H68V262H66ZM88 264V263H87ZM96 264V263H95ZM99 264V263H98ZM115 264H117V263H115ZM128 264V263H127ZM132 264V263H131Z\"/></svg>",
  "mask_w": 264,
  "mask_h": 264
}]
</instances>
